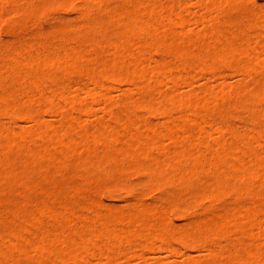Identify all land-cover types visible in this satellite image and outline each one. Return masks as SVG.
<instances>
[{"label":"rangeland","instance_id":"1","mask_svg":"<svg viewBox=\"0 0 264 264\" xmlns=\"http://www.w3.org/2000/svg\"><path fill=\"white\" fill-rule=\"evenodd\" d=\"M6 0H4L3 1V3L0 5V58L1 59H3V60H0V67H1V69H5V70H7V72L6 71H0L1 73L0 74H5L4 76H3V78L5 79H3V80H1V78H2V75H0L1 77H0V81H2V82H0V87L1 88H3V90H1L0 89V97H5L6 96V101L4 100L3 102H2V100H0L1 102H2V105L0 104V109L2 108V106L4 107L3 109H5V110H1V111H3L2 113H1V111H0V123L2 124L3 123V121H4V125L6 126L5 127V130H2L1 132H0V146H3V149H4V147L7 149H5L6 150V152L4 151V153L5 154H3V151L0 149V160H5V162L4 161H1L0 163H2L3 162V164H1L0 165V169H3V168H5V166H3V165H5L6 164V168L7 169H9L8 171V173H10V171L11 172H13L14 174H13V179H12V177L10 178L11 180L9 181L8 180V178L10 177V176H12V174L10 173L9 174V176H7L6 178H4L3 176L0 178V214H1V211H2V216H0V219H2V221L3 222H1V220H0V227H1V225L3 226V228H4V226H7V230L5 229L4 231H7L8 233H5L4 232V234H2V232H3V228L1 227L0 228V253H2L1 254V256H0V258L1 257H3V259L1 258V260H2V262H0V264H16V263H14L13 261H19L17 264H24L25 262L24 261H26V260H28L29 261V263L28 264H32V260H33V264H42L44 261L47 263V264H52V262H53V260L52 259H54V262L53 263H55L56 262V264H57V262H58V254H60L61 252H63V250L64 251H66L65 249H66V247L68 246V245H70V242H71V240L72 239H74V237H76L75 239L77 240V241H79V238H86L85 236L86 235H84L83 236V233H82V231L86 234V228H85V225L84 224H88L87 226H89V224H90V226H92L93 225V227L92 228H94V224H95V227L97 226V228H99L100 227V223L101 224H103V223H106L107 224V226L110 228V230L111 231H113V233L115 232V229L117 230L116 231V233L117 234H122L123 232L125 233V236L127 237L126 239H124V240H128V238L130 239V240H132V241H130L129 240V242H128V244H125V247H124V249L122 250V251H127V253H126V255L127 256H124V258H123V256H120L119 257V255L117 256V257H119L118 258V261L116 260V256L115 257H112L111 258V260H109L108 261V259L109 258H107V257H105L104 255L106 254V248L104 249V247H106L105 245V242H106V239H103L102 237H100V239L101 240H93V241H95V242H92L94 245L95 244H99V246L98 247H100L101 246V248L103 247V249H101L102 251H104V252H102V253H100L99 254V252L97 253L96 252V255L97 256H93L94 258H98L99 257V255H102V258H101V256L99 257V260H95L93 257H91L92 256V254H94L95 255V253H92L91 254V256H90V252L87 254L88 256H87V260L85 259L86 258V256H84V257H82L83 259L82 260H84V262L82 263V261L80 260L79 262V264H207V263H209V264H251V262H249L250 261V259L248 258V253H254V251H256L254 248L256 247V249H257V247L258 248H260V251H262L263 252V250H264V246H263V244H264V230H262L261 228H263L264 227V225H263V223H264V176H263V174H264V169H262L264 166H261V167H257V165H254L255 164V162H254V158H255V154H253L252 155V163L251 162H249L250 160H249V158L246 156V155H242L241 153V150L240 149H238L239 147H241L240 145H241V143L243 144L244 143V145L248 142V140H249V142L250 141H252V142H250L251 144L249 145L250 146V148L251 149H253L254 150V147H256L255 148V150H254V152L257 154V155H259L258 153L260 152V154L261 155H259L261 158H263L264 159V152H262L263 150H264V116L262 115L263 113H264V90H263V88L262 87H264L263 86V83H264V61H263V63H261L262 62V60H264V55L260 52L263 48H261V45L264 47V30H263V28H264V3H261L260 2V0H231V2L229 1V0H212V2H211V0H208V2L210 1L211 3H212V5L210 4V3H208L206 0H202V2L200 1V0H198V1H200V3L199 2H197L196 0H179V2L181 3H178V4H176V0H175V2H174V6L175 7H172V6H170L169 7V5L170 4H172V1L170 0H167V5H166V8H165V10H163V9H161L160 8V6H159V3H163V5H165V2H166V0H156L157 1V4H156V1L155 0H127V2H125V1H123V0H105V2H107V4L104 2V1H102V0H98V1H96V2H94V3H97V5L96 4H94V3H91V5H89V6H87L88 7V12H87V14L85 15V13H86V10H87V8L85 7V10H84V8H81L82 7V5H83V3L82 2H80V0H72L71 2H66L65 0H46V2L45 1H42L41 0V2L39 1V0H13V1H11V0H7V4H6V2H5ZM12 3H11V2ZM27 1V2H26ZM55 1L57 2V3H55ZM61 1V2H60ZM101 1L103 2V3H105V4H101ZM122 1V2H121ZM132 2L133 3V6L131 7L130 6V4L131 3H129V2ZM142 1V2H141ZM153 3H152V2ZM155 1V2H154ZM241 1V2H240ZM14 2V3H13ZM43 2V3H42ZM123 2H124V4L125 3H127V4H125V6L126 5H128V6H126L127 8H125V6L124 5H122L123 4ZM139 2V3H138ZM144 2V3H143ZM146 2H147V4H150V5H154L153 7H154V9H156L155 7H158L157 9H158V11H157V9H156V11H157V13H156V11H153V13H155V14H153V13H150L151 15H149V13L148 12H145L144 13V11H143V14H142V11H140V10H144L143 9V6H141V9L139 8L140 6V4L141 5H145V6H148L147 4H146ZM150 2V3H149ZM184 2V3H183ZM234 2H237V3H234ZM41 3H42V5H41ZM80 3H82V4H80ZM122 3V4H121ZM170 3V4H169ZM213 3H217L216 4V6H215V4H213ZM219 3L220 4H222V5H219ZM227 3H228V6H227ZM232 3V4H231ZM248 3V4H247ZM12 4V5H11ZM16 4V5H15ZM37 6H36V5ZM43 4H45L44 6H43ZM98 4H101L100 5V7L98 6ZM122 6H121V5ZM136 4H137V6H136ZM185 5V7H183V9L185 8V10H182V7L181 6H184ZM191 4V5H190ZM197 4H199V6L197 5ZM236 4V5H235ZM241 4V5H240ZM18 5V6H17ZM26 5L28 6L27 8H26ZM49 5V6H48ZM95 6L96 8H98L97 10H92L93 8H95V7H91V6ZM105 6V10L106 11H104V6ZM116 5V6H115ZM121 6L122 8H119V6ZM157 5V6H156ZM161 5V4H160ZM188 5V6H187ZM218 5V6H217ZM230 5V6H229ZM231 5H233V6H231ZM31 6V7H30ZM98 6V7H97ZM102 6V7H101ZM118 6V7H117ZM139 6V7H138ZM201 6V7H200ZM207 6H208V8H207ZM215 6V7H214ZM41 7V8H40ZM89 7L91 8V9H89ZM131 7V8H130ZM187 7H189V8H187ZM219 7V8H218ZM231 7V8H230ZM101 8H102V10H101ZM122 9L121 11L120 10H118V9ZM125 8V9H124ZM129 8H130V10H129ZM137 11L138 9H139V11H134V9ZM174 8V10H172ZM206 8V9H205ZM214 8V9H213ZM244 10H243V9ZM249 8H250V10H249ZM252 8V9H251ZM35 9V10H34ZM51 9H53V10H51ZM108 9V10H107ZM109 9H111V10H109ZM115 9H116V11H115ZM133 9V10H132ZM154 9H152V10H154ZM166 9H167V11H166ZM211 9V10H210ZM216 9V10H215ZM227 9V10H226ZM9 10V11H8ZM90 10H92V11H90ZM117 10H118V12L120 13V14H124V15H126L127 13H125L126 11H131L132 10V12H133V17L136 15V13L139 15H137L136 16V19L137 20H142V19H150L151 20V27L150 28H148V29H150L149 30V34L147 33L148 32V30L146 29V30H143V31H141V32H143V33H140V35L142 34L143 36H145L146 34H148L149 35V37L151 38V37H153V38H151V39H155L156 40V42L154 43V41H150V38H147V36H145L146 37V42H147V44H151L152 42H153V44L154 45H151V46H149V45H144V43L146 44V42L144 41H142V40H144V38H143V36H142V38H141V36L139 35V32H137V34L140 36H138V35H136L135 36V38L136 39H132V44H131V42H129L130 44H128V45H130V47H127L128 45H125L124 46V48L123 47H121V44L119 43V45H120V47H117V48H114V46L116 45V46H119L118 45V37L117 36H119L118 34H120L121 35V33H119V32H121V30H125V28L127 27V25H128V15L129 14H127L126 16H127V18H125L124 17V15H123V17L122 16H120V14L118 15V14H115V13H117ZM123 10H126V11H124L123 13H122V11ZM170 10H172V12H170ZM208 10H210V11H208ZM221 12H220V11ZM242 10V11H241ZM247 10H249V11H247ZM6 11V12H5ZM32 11V12H31ZM81 11V12H80ZM103 11V12H102ZM128 11V12H129ZM167 13H166V12ZM178 11H181V12H179L181 15L179 16H177V17H180V18H176L175 19V24L174 25H176V26H173V23H174V19H173V21H172V18H174V16H173V13L174 12H178ZM185 11H186V13H185ZM215 11H217V12H215ZM244 11H246V12H244ZM252 11V13L253 14H255L254 12H256V13H258V15L257 14H255V15H252V13H250ZM254 11V12H253ZM31 12V13H30ZM40 12V13H39ZM215 12V13H214ZM225 12V13H224ZM227 12V13H226ZM6 13H8V14H6ZM20 13V14H19ZM23 13V14H22ZM26 13V14H25ZM37 13V14H36ZM83 13H84V16H86V19H87V17L88 18H91L92 17V19H90V21L88 22L89 24V26H91V25H93V27H90L91 29L89 30V31H91L92 29H94L92 32H88V31H86L87 29H88V27H86L87 25H86V19H85V17L83 16ZM91 13V14H90ZM109 13H114V16L116 15V17H114L115 19H111V18H109L110 16V14ZM131 13V12H130ZM148 13V14H147ZM166 14V15H164V14ZM224 13V15H222ZM244 13H246V14H244ZM13 14V15H12ZM32 14V15H31ZM91 16H89V15ZM159 14V15H158ZM171 15L170 17L168 16V15ZM183 14V15H182ZM187 14H189V16L187 15ZM243 14V15H242ZM260 14V15H259ZM88 15V16H87ZM104 15V16H103ZM112 16L111 17H113V14H111ZM150 17H149V16ZM154 15H157L156 17H158V16H160V15H162V16H160V17H162V18H164L165 16V18H164V20L162 19V18H160V17H158L157 19V22L154 20ZM176 15V14H175ZM184 15H186L185 16V20H183L184 22H185V24H183V23H179V20L181 21L182 19H181V17H183ZM209 15V16H208ZM229 15V16H228ZM246 15H247V17L248 16H250V21H252V20H254L255 18V16H256V18L258 19H255V21H252L251 23H250V21H249V19L246 17ZM44 16V17H43ZM118 16H120L119 18H118ZM152 16V17H151ZM188 16V17H187ZM253 16V17H252ZM259 16V17H258ZM263 16V17H262ZM94 17V18H93ZM108 17V18H107ZM141 17V18H140ZM146 17V18H145ZM203 17V19H201ZM212 17H215V19L213 20V18ZM234 17V18H233ZM252 17V18H251ZM262 17V18H261ZM123 18H124V21H122L121 22V20H123ZM169 18V19H168ZM184 18V17H183ZM209 18L211 19L210 20V22L208 21L209 20ZM228 18H230V20H227ZM245 18H246V20H245ZM65 19V20H64ZM99 19V20H98ZM104 19V20H103ZM206 19H208V20H206ZM231 19H233V20H235V22L234 23H237V24H234L233 23V21H231ZM260 19V20H259ZM89 20V19H88ZM87 20V21H88ZM95 20L97 21H99L100 23H101V25L100 24H98V22L96 23L95 22ZM101 20V21H100ZM103 20V21H102ZM126 20V21H125ZM153 20H154V22H153ZM160 20V21H159ZM167 20H169V21H167ZM170 20L173 22L172 24H171V22H170ZM190 20V21H189ZM215 21V22H213V21ZM257 20V21H256ZM261 20H263V22L261 21ZM26 21V22H25ZM34 21V22H33ZM80 21V22H79ZM94 21V22H93ZM104 21H105V23H104ZM159 21V22H158ZM259 21V22H258ZM260 21H261V23H260ZM13 22V23H12ZM28 22V23H27ZM93 22V23H92ZM107 22V23H106ZM125 22V23H124ZM153 22V23H152ZM156 22V23H155ZM163 22V26H165V27H163V28H161V23ZM165 22V23H164ZM167 22V23H166ZM168 22H170V24L172 25H168ZM182 22V21H181ZM190 22V23H189ZM211 24H209V23ZM231 22V23H230ZM254 22H255V24L257 25H255V26H253V25H250V24H254ZM16 23V24H15ZM84 23H85V25H84ZM95 23V24H94ZM110 23V24H109ZM116 23V24H115ZM119 23V24H118ZM160 23V25H158V27H159V29H158V27L156 26L157 24H159ZM259 23V24H258ZM263 23V24H262ZM61 24V25H60ZM83 26H82V25ZM100 25L99 27H98V25ZM122 24H127L126 25V27H125V25L123 26ZM213 24H214V27H213ZM232 24H234V25H236V27H234V25H232ZM249 24V25H248ZM79 25V26H78ZM81 25V26H80ZM107 25H108V29H106L107 28ZM120 25H122V26H120ZM180 27H179V26ZM217 25V26H216ZM245 25V26H244ZM258 25L260 26L259 27V29H258ZM40 26V27H39ZM62 28H61V27ZM64 26V27H63ZM96 26V27H95ZM101 26H102V28H101ZM104 26V27H103ZM111 26H112V28H111ZM115 26V27H114ZM152 26L154 27H156L154 30L156 31V33H154V30L152 29V31H153V33L151 34V35H154V36H150V33H151V28H152ZM167 26H168V28H167ZM208 26V27H207ZM251 26L252 27H254L252 30H251ZM52 27V28H51ZM81 27H84V30H81V29H83V28H81ZM109 27H110V29H109ZM122 28L120 31H119V28ZM125 27V28H124ZM170 27V28H169ZM211 27V28H210ZM215 28L214 30L216 31H214L213 32V28ZM244 27V28H243ZM256 27H257V29H256ZM54 28V29H53ZM60 28V29H59ZM65 28H66V31H65ZM100 28H101V30H100ZM104 28L106 29V30H104ZM124 28V29H123ZM165 28H166V30H165ZM174 28H176L175 29V31L173 32V30H174ZM202 28H204L203 30H202ZM212 29V32H211V30L210 29ZM228 28V29H227ZM230 28H232V29H230ZM235 28H236V30H235ZM245 28H246V30H245ZM13 29V30H12ZM81 30V31H80ZM97 30H98V32H101V33H95V32H97ZM103 30V31H102ZM157 30L159 31V32H157ZM165 30V31H164ZM168 30H172L170 33H172L173 34V36H171L172 34H170L169 32H168ZM221 30L222 31H225V32H223V35L222 34H220V32H221ZM248 30H250V31H252V32H250V31H248ZM67 31H69L68 33H67ZM83 31V34H84V32L86 31L87 33H90V37L88 36V34L86 33V35L87 36H81V33L80 32H82ZM108 31V32H107ZM115 31V32H114ZM123 31H122V33H123ZM145 31H147L146 32V34H144L145 33ZM161 31V32H160ZM193 31V32H192ZM195 31H196V33H195ZM203 31H205V32H207V33H203ZM59 32V33H58ZM63 32H64V34H63ZM72 33V34H69V33ZM115 34H114V33ZM200 32V33H199ZM245 32H248V33H245ZM261 32V33H260ZM17 33V34H16ZM65 33H67L68 35H67V37H66V35H65ZM77 33H79V35L77 34ZM92 33V34H91ZM93 33H95V34H93ZM107 33V34H106ZM110 33H112V34H110ZM162 34V36H160V37H162V39H165V38H167V42L169 43V46H171L170 44H171V42H172V46H173V48H174V50H171V48H172V46L171 47H168V45L166 46V44H168V43H166V41H165V45H162V44H164V43H161V48H160V40H159V34ZM214 33H217V35H215ZM236 33V34H235ZM259 33V34H258ZM16 34V35H15ZM44 34H47V35H49V36H47V35H44ZM52 34V35H51ZM98 34V35H97ZM101 34V35H100ZM156 34V35H155ZM167 34H169V36H171V37H168V35ZM177 34V35H176ZM198 34H199V37H198ZM206 34V35H205ZM232 34V35H231ZM237 34H239V35H237ZM249 34V35H248ZM70 35V37H68ZM91 35H93V37H91ZM98 36V42L97 43H99V44H95L94 42H95V40H97V36ZM107 37H105V36ZM112 37H111V36ZM176 35V36H175ZM219 35V36H218ZM252 35H253V37H252ZM256 35V36H255ZM42 36V37H41ZM96 36V37H95ZM100 36H101V38H100ZM104 36V37H103ZM158 36V37H157ZM165 36V37H164ZM188 36V37H187ZM193 36V37H192ZM218 36V37H217ZM221 36V37H220ZM232 36H234V38L232 37ZM242 36V37H241ZM245 36V37H244ZM250 38V41H248V43H247V45H246V38L249 40V38ZM41 37V38H40ZM79 39H78V38ZM84 38V37H87L88 38V40L90 41L92 38H94V41H93V39L90 41V43L89 44H87L86 42H89L88 40H86V38L85 39H82V38ZM114 37H115V39H114ZM188 38V40H189V42H188V45H187V39L186 38ZM197 37H198V40H199V38H201V40L203 41V45H200V44H202L201 42V40H199V41H197ZM63 38V39H62ZM103 38H104V40H103ZM112 38L114 39V40H116L117 39V43L116 42H114L113 43V41L114 40H112ZM139 38L141 39V41H138L139 40ZM170 38H172L171 40H170ZM174 38H175V40H174ZM179 38V39H178ZM185 40L186 41V43H185V41L183 42V40ZM207 38V39H206ZM217 40V42H216V40ZM244 38V39H243ZM253 38V39H252ZM261 38V39H260ZM44 39V40H43ZM109 39V40H108ZM226 39H228L227 41H229L230 42V40L232 41V42H234V43H236V44H241L242 45V47H241V49L242 48H244L243 49V51H241V52H239V54L238 55H231V56H228V58L229 59H232V60H229L228 58H226V61H224V63H219L220 64V66H219V64L216 62V64H214V66H212V68L213 69H215V68H218V69H215V70H213L212 68L210 69V71H209V68L206 70V69H200L201 67H200V65H199V63H198V61H199V59L202 57V59L201 60H204V57H205V52L207 51V50H209V48H210V50H212L211 48H213V47H211L210 45L213 43H215L213 46L214 47H221V46H223L224 44L226 45L227 43L225 42V40ZM238 39V40H237ZM259 39V40H258ZM54 40V41H53ZM67 40V41H66ZM81 40H85L86 42H82ZM100 40V41H99ZM101 40H102V43H101ZM107 40H108V42H107ZM135 40V41H134ZM150 41V43H149V41ZM166 40V39H165ZM193 40H195V41H193ZM257 40V41H256ZM79 41H81V42H79ZM109 41H111V42H109ZM162 41V40H161ZM171 41V42H170ZM179 41V42H178ZM183 42V45H182V42ZM208 41L210 42V45L209 44H207L208 43ZM212 41H214V42H212ZM223 43L224 42V44H222L221 42ZM238 41V42H237ZM241 41V42H240ZM243 41L245 42V43H243ZM103 42H107V43H111V44H107V43H105V44H103ZM136 42V43H135ZM141 42H143V43H141ZM159 42V43H158ZM163 42H164V40H163ZM192 42H194V43H192ZM197 42H199V43H197ZM251 42V43H250ZM261 42V43H260ZM79 43H80V45H81V47H80V45H79ZM84 43H85V46H84ZM91 43H92V45H91ZM112 43H113V45H112ZM116 43V44H115ZM185 43V44H184ZM197 43V44H196ZM217 43V44H216ZM243 43V44H242ZM256 43H259L258 45L256 44ZM47 44H49L50 46H52V47H49V45H47ZM89 45V46H87V45ZM115 44V45H114ZM138 44V45H137ZM157 44V45H156ZM176 44H177V47H176ZM221 44V45H220ZM254 44V45H253ZM29 47H28V46ZM41 45V46H40ZM44 47H43V46ZM45 45H47L46 46V48L48 47V49H46L45 48ZM83 45V46H82ZM93 45L95 46V47H93ZM96 45H97V50H96V52L95 53H93L92 54V52L91 51H95V49H96ZM104 45H108L109 47H107V46H104ZM112 47H111V46ZM184 45L185 46H187V47H184ZM189 45L191 46L190 48H189ZM193 45H195L194 47H193ZM209 45V46H208ZM246 45V47H244V46ZM23 46V47H22ZM25 46L27 47V49L25 48ZM31 46V47H30ZM33 46V47H32ZM36 46V47H35ZM40 46V47H39ZM55 46H56V48H55ZM60 46V47H59ZM62 46V47H61ZM79 46V47H78ZM98 46H100V47H102V50L98 47ZM103 46H104V49H103ZM143 46V47H142ZM149 46V47H148ZM182 46H183V48H182ZM197 46H199V47H197ZM201 46V47H200ZM206 46H207V49H205L206 48ZM34 47H35V50H34ZM67 48L66 50L67 51H65V53H69V51L71 52V50H72V48H73V50H74V48H75V50H76V48H78L77 49V52H81V54H83L85 51H86V49H88V51H90V53L88 54V53H86V52H88V51H86L84 54L87 56V57H85V58H89L88 60L87 59H84L85 61L87 60L88 61V64L85 66V61H83L82 62V60L83 59H79L78 61H77V68L76 67H74V68H71V67H67V66H65L64 65V67H63V65H62V67H61V65L59 66V65H47V70H45V67H43V66H45L44 64H40V66H42L41 68H39L40 66L38 65V64H32V65H28L30 68H26L25 69V67H26V64H25V62L27 61V58L29 57H31V56H36V57H38V56H40L41 55V57H39V58H43V56L45 55V56H47V55H49V54H59V56H60V54H61V56H64L63 55V50L65 49V48ZM84 47V48H83ZM92 47V48H91ZM151 47V48H150ZM167 47V48H166ZM203 47H205V48H203ZM209 47V48H208ZM216 47V48H217ZM255 47L257 48L256 50H257V55H256V51H255ZM261 49H260V48ZM23 48H25L26 50H30V52H27L26 50H23ZM30 48V49H29ZM32 48V49H31ZM39 48V49H38ZM57 48L59 49V50H57ZM62 48H64V49H62ZM81 48H83V49H81ZM91 48V50H89ZM99 48V49H98ZM134 48V49H133ZM135 48H138V51H139V53H138V55H137V49H135ZM155 48V49H154ZM172 48V49H173ZM184 48H187V49H184ZM197 48V49H196ZM20 49V50H19ZM36 49L40 52V50H41V52L42 51H44L43 53H39V52H37L36 51ZM46 49V50H45ZM54 51V49H55V52H53L52 50ZM69 49H71V50H69ZM81 49V50H80ZM85 49V50H84ZM93 49V50H92ZM107 49V50H106ZM113 50V52H110V50ZM117 49V50H116ZM130 49V50H129ZM133 49V50H132ZM143 49V50H142ZM146 49V50H145ZM162 49V50H161ZM166 49H168V51H169V49L173 52V51H176L177 49H179V50H177L176 52H174L176 55H174V54H171L172 52L170 51V52H167V50ZM188 49H189V51H188ZM202 49V50H201ZM259 49H260V51H259ZM16 50V51H15ZM21 51V53H20V55L21 56H19L18 54H19V51ZM72 50V51H73ZM79 50V51H78ZM98 50H101V54L102 53H104V54H98V52L100 53V51H98ZM115 50H116V52H115ZM148 50V51H147ZM155 50V51H154ZM159 50V51H158ZM164 50V51H163ZM184 50H186V53H185V51ZM201 50V51H200ZM16 53H15V52ZM23 51H24V53H23ZM26 51V52H25ZM35 51H36V53H35ZM50 51V52H49ZM84 51V52H83ZM118 51H119V53H118ZM126 51V52H125ZM132 51V53H130ZM143 51H144V53H143ZM156 51H158V52H156ZM178 51H180V52H178ZM181 51H183V52H181ZM46 52H47V55H46ZM53 52V53H52ZM57 52V53H56ZM125 52V53H124ZM153 52V53H152ZM156 52V53H155ZM194 53V57H199V59H197V57L196 58H194L193 57V53ZM247 53L248 55H249V58H246V57H248V56H246V55H242L243 53ZM9 53V54H8ZM18 53V54H17ZM49 53V54H48ZM112 55H110V54ZM121 53V54H120ZM146 53V54H145ZM178 53H180V54H178ZM254 53V54H253ZM22 54H24V57L22 58ZM28 54V55H27ZM36 54V55H35ZM44 54V55H43ZM80 54V55H81ZM92 56H91V55ZM94 54H98V55H95V58L93 57L94 56ZM136 54V55H135ZM149 54V55H148ZM166 54V55H165ZM185 54H186V57H185ZM261 54L263 55V56H261ZM9 55V56H8ZM105 55V56H104ZM125 55H127V56H125ZM143 55V56H142ZM165 55V56H164ZM178 55V56H177ZM181 55H183V56H181ZM189 55V56H188ZM196 55V56H195ZM202 55V56H201ZM251 55H255L256 56V60L258 59V57L260 56L261 58V62H260V60H258L259 62H257L255 59H253L252 60V58H255V56H251ZM25 56H26V58H25ZM44 56V57H45ZM60 56V57H61ZM96 56H98L97 58H96ZM100 56H102V57H100ZM140 56V57H139ZM165 58H164V57ZM175 56V57H174ZM191 56V57H190ZM204 56V57H203ZM235 58H234V57ZM12 57V58H11ZM14 57H16V58H19L21 61H19L18 62V60L19 59H17L16 60V62H17V66H16V62L14 61V63H13V60L12 59H14L15 60V58ZM93 57V59H94V61H91L90 62V58H92ZM106 57V58H105ZM113 57H115V58H113ZM151 57H152V59H151ZM188 57H189V60H188ZM22 58V59H21ZM100 58H102L103 60V62L100 60ZM130 58H132V59H130ZM135 58V59H134ZM138 58H140L139 60H137ZM146 58V59H145ZM173 58H175V59H173ZM180 58V59H179ZM186 58V59H185ZM251 58V59H250ZM26 60V61H23V60ZM95 59L97 60V62L95 61ZM105 59V60H104ZM117 59V60H116ZM134 59V60H133ZM144 59L146 60V64L144 65ZM235 61H234V60ZM236 59L237 60H241L239 63H237V64H234V62H236ZM109 60H110V62H109ZM132 60H133V62H132ZM200 60V61H201ZM245 60V61H244ZM250 60H252V61H250ZM87 61H86V63H87ZM109 62L108 64H109V66L111 65L110 63H112L113 65L114 64H116V65H118V68L116 67V68H114L115 70H113V65H111L112 67V69L110 68L109 69V66L106 64L107 62ZM114 63H113V62ZM116 61V62H115ZM125 61V62H124ZM140 61V62H139ZM144 61V62H143ZM155 61H156V63L157 64H155ZM168 63H167V62ZM179 61H180V63H179ZM185 61V62H184ZM192 61V62H191ZM194 61V62H193ZM197 63H196V62ZM229 61H232L230 64H228L227 62H229ZM244 61V64L245 65H243V62ZM253 61H256V62H254V63H256V64H254L253 63ZM6 64H5V63ZM78 62H80V63H78ZM93 62L96 64V65H93ZM100 62H102V63H100ZM119 62V63H118ZM130 62H132V63H130ZM167 63L168 65H169V67L167 68V64H166V66H164V67H166L165 69L168 71V72H164L165 73V76H164V74H163V69L164 68H162L163 67V64H165V63ZM184 62V63H183ZM187 62H190L189 64L187 63ZM1 63L3 64H5V65H2L1 66ZM90 63L93 65V67L95 68V69H93V67H91L92 68V70H91V68H89L90 67ZM121 63V64H120ZM142 63H143V65H142ZM192 63V64H191ZM196 63V64H195ZM227 63V64H226ZM249 63V64H248ZM251 63V64H250ZM252 63H253V65H255V66H253L252 65ZM15 64V65H14ZM18 64H20V65H24L25 64V66H20V65H18ZM101 64H105L106 66H104L105 68H103V69H105V70H103L102 69V71H101V68H102V66L103 65H101ZM124 64H127V65H124ZM181 64H182V66H183V64L185 65L184 67H180L179 68V66H181ZM195 64V65H194ZM223 64V65H222ZM226 64V65H225ZM231 64H233V65H231ZM239 64V65H238ZM257 64H258V66H257ZM37 65L39 66L38 68H37ZM131 65V66H130ZM152 65H154V66H152ZM188 65H190V67H191V65H192V67L190 68ZM222 65V66H221ZM225 65V66H224ZM231 65V66H230ZM253 67H252V66ZM262 65V66H261ZM27 66V67H28ZM49 66V67H48ZM81 66V67H80ZM87 67L88 69H90L88 72L87 71H85V70H87V68L85 69V67ZM89 66V67H88ZM119 66H120V68H119ZM127 66V67H126ZM128 66L130 67V68H128ZM153 68H152V67ZM158 66L161 68V70L158 68ZM195 66V67H194ZM244 66H245V71L243 70L244 69ZM260 66V67H259ZM2 67H5V68H2ZM8 67V68H7ZM17 67V68H16ZM22 68V69H18V68ZM34 67V68H33ZM36 67V68H35ZM83 67V68H82ZM123 67V68H122ZM126 67V68H125ZM171 67H175L174 68V71H173V68H171ZM199 67V69H197ZM248 67V68H247ZM249 67L250 68H252V69H250V70H252V71H248L247 72V70L249 69ZM263 67V68H262ZM10 68V69H9ZM44 68V69H43ZM64 68V69H63ZM68 68H70L71 70V72H69V71H66V69L67 70H69ZM76 68V69H75ZM80 68V71H76L75 72V70H78ZM107 68L112 72V73H114L113 71H115V72H117L116 74H119L117 77H116V79H110V78H106L107 77V75L108 74H110L109 72V70L107 71ZM133 68V69H132ZM135 68V69H134ZM156 68H158L157 69V71L155 72V69ZM170 68H171V71H170ZM187 68V69H186ZM192 68H195V69H192ZM239 68V69H238ZM241 68H242V70H241ZM31 69V70H30ZM37 69V70H36ZM40 69H41V72H39L40 71ZM51 69V70H50ZM82 69H84V70H82ZM122 69L124 70V71H122ZM129 69V70H128ZM131 69V70H130ZM137 69V70H136ZM153 69V70H152ZM164 69V70H165ZM185 69V70H184ZM197 69V71H196V73H195V70ZM254 69V70H253ZM257 69V70H256ZM262 69V70H261ZM21 72H20V71ZM25 70V71H24ZM27 70H29V72L27 73ZM74 70V71H73ZM98 70V71H97ZM133 70V71H132ZM135 70V71H134ZM159 70V71H158ZM165 70V71H166ZM190 72H189V71ZM202 70H204V72L202 71ZM211 70H213V71H211ZM240 70H241V74H240ZM10 71V72H9ZM24 71V72H23ZM42 71L44 72V73H48V74H50L51 76L50 77H52V75H53V77L55 76V78L57 79V81H55L56 79H53L54 80V83L55 82H57L58 84H60V85H62V87H64V86H66V85H69V86H66L65 88H62V87H58L59 85L58 84H56L55 83V85H54V83L52 82L53 80L48 76V78H50L49 80H47V82H45V81H43V82H41V84H40V79L41 80H46V78H47V74L45 75H42ZM47 71V72H46ZM83 71V72H82ZM121 71H122V74H123V76H122V74H121ZM132 73H131V72ZM160 71L162 72L161 74H160ZM206 71V72H205ZM244 71V72H243ZM256 71H258V72H255ZM67 72H69L68 74H67ZM76 74H75V73ZM85 72V73H84ZM99 72H100V74L104 77H102L100 74H99ZM107 72H108V74H107ZM124 72V73H123ZM127 72H128V74H127ZM129 72H130V74H129ZM135 72H137V74L135 73ZM202 72V73H201ZM7 73V74H6ZM8 73H10L9 75H8ZM11 73H12V75H11ZM15 73V74H14ZM29 73H30V75H29ZM96 73V74H95ZM104 73V74H103ZM159 73V74H158ZM173 73H175V75L173 74ZM191 73V74H190ZM201 73V74H200ZM246 73V74H245ZM255 73V74H254ZM84 74V75H83ZM90 74V75H89ZM115 74V73H114ZM124 74H125V77H124ZM131 74H133V76L131 75ZM136 76H135V75ZM138 74H139V76H138ZM172 74V75H171ZM178 74V75H177ZM200 74V75H199ZM18 75V76H17ZM93 75H95V78H94V76ZM99 75H100V77L101 78H99V81H98V77H99ZM129 75H130V77L132 76L133 78H136L135 79V81L133 82L132 81V79H130V77H129ZM157 75H159L158 76V79L159 80H156V78H157ZM162 77H161V76ZM166 75H167V79H166ZM179 75H181V77H179ZM5 76H7V77H5ZM30 76V77H29ZM38 76H40V77H38ZM44 76L46 77V78H44ZM64 76V77H63ZM98 76V77H97ZM122 76V77H121ZM126 76H127V79H130L132 82H130V84H128L127 82H129L128 80H125L126 79ZM172 76H174L173 78H172ZM178 76V77H177ZM218 78H217V77ZM219 76H221V77H219ZM256 76H257V78H256ZM10 77V78H9ZM37 77H38V79H37ZM65 77H66V79H65ZM120 77L123 79V77H124V80H122V79H120ZM160 77L161 78H163V79H161L160 80ZM215 77V78H214ZM252 77V78H251ZM14 78V79H13ZM17 78H19V81L18 82H16V79ZM44 78V79H43ZM87 78V79H86ZM97 78V79H96ZM169 78V79H168ZM174 79V81H176V78H177V81L175 82V83H177V86H175L176 84L174 83V84H172V82L170 81V80H172V79ZM179 78V79H178ZM180 78H182V82L180 81ZM21 79H23V80H21ZM89 79H91V81L89 80ZM92 79L93 80H97L98 82H100L101 84H100V86H98L97 84H94L93 83V81H92ZM105 79V80H104ZM108 79V80H107ZM206 79H207V81H206ZM220 79H221V81H220ZM224 79V80H223ZM255 79H257V80H255ZM11 80V81H10ZM13 80H14V82H13ZM36 80H37V82H36ZM70 80V81H69ZM103 80V81H102ZM121 80V81H120ZM134 80V79H133ZM7 81V84L9 83V84H11V86L8 84H6L5 82ZM34 81V82H33ZM73 81H75V82H73ZM158 81H160V83L158 82ZM163 81V82H162ZM223 83V81L225 82V83H223L222 85H220L221 83ZM251 81H253L254 82V84H253V82H251ZM256 81V82H255ZM262 82V84H260L261 82ZM16 82V83H15ZM24 82V83H23ZM45 82V83H44ZM135 82H137L136 84H135ZM159 83L158 85L156 84V83ZM5 83V84H4ZM47 83V84H46ZM66 83V84H65ZM78 83V84H77ZM82 83V84H81ZM96 83V82H95ZM126 83V84H125ZM132 83V84H131ZM243 83V84H242ZM252 83V84H251ZM15 85V87H14V85ZM26 84H28V85H26ZM47 86H46V85ZM88 84V85H87ZM93 84H94V86H93ZM141 85L142 84V86H140L141 88H142V92H141V88H139V86L138 85ZM218 84V85H217ZM237 84L239 85V90L236 88L235 89V87L237 86ZM3 85V86H2ZM71 85V86H70ZM134 85V86H133ZM135 85H136V87H135ZM143 85H147L146 87H145V89L143 88L144 86ZM193 86V88H191L192 86ZM224 85H225V88H224ZM241 85V86H240ZM244 85V86H243ZM9 86V87H8ZM22 86H23V88H22ZM26 86V87H25ZM42 86V87H41ZM44 86V87H43ZM46 86V87H45ZM78 87V88H76L78 91H79V95L77 94V95H75V97L76 98H78V99H80V102H81V104H82V108H83V110L82 109H80V111H81V113L79 112V109L78 108H76V107H79L80 105V102L78 103L77 102V100H75V103H76V105H74V104H71V106L72 105H74V107L73 108H75L73 111H72V113H71V107H70V109H69V111L67 110L68 108L67 107H69L70 105H69V101L68 100H66V101H68L66 104H65V102H64V98L66 99L67 97H69L70 95H71V93H72V91H73V89H74V91H75V93H78L77 92V90H75V87ZM82 86H83V89H81L82 88ZM96 86V87H95ZM137 86H138V88H137ZM174 86V87H173ZM190 86V87H189ZM208 86V87H207ZM235 86V87H234ZM252 86V87H251ZM9 89H8V88ZM10 87L12 88L11 90H10ZM24 87L28 90V88H29V90L28 91H30V92H27V94H26V90L24 89ZM90 87V89L89 90H92V92H93V94H94V88H96L95 89V92H97V89H100L101 88V93L103 94L101 97L100 96H98V94L96 93V95H95V98L93 97V94H88V93H86V94H84L85 92H86V88H89ZM98 87V88H97ZM104 88V90H103V88ZM133 87H134V90H133ZM210 87H211V89H210ZM249 87V88H248ZM5 88H7V90L5 89ZM14 88H16V89H14ZM32 88V89H31ZM35 88V89H34ZM41 88H42V90H44V91H42L41 90ZM49 88H51V89H53L54 90V92H55V94L57 93L58 94V96H54V92L51 90V89H49ZM60 88V89H59ZM68 89V91H70L71 93H67L68 91H66L67 89ZM80 88V89H79ZM131 88V89H130ZM206 88H207V90H206ZM217 88H219V91L217 92ZM243 88L248 92V94H249V92L250 91H254V93H252V92H250V93H252L251 95L249 94H245L244 93V91H243ZM262 88V89H261ZM4 89H5V91H4ZM20 89H21V91H20ZM64 89V90H63ZM128 89H130V92H132L133 91V94H130V92H129V90ZM139 89V90H138ZM173 89V90H172ZM210 89V90H209ZM213 89H214V91H213ZM221 89H222V93L220 94V92H221ZM231 89V90H230ZM252 89V90H251ZM9 90V91H8ZM16 90H19L20 92H19V95H18V93L17 94H15V91ZM66 91V92H64V98L61 100V96L60 95H62L63 94V91ZM80 90H81V92H80ZM88 90V91H89ZM145 90V91H144ZM234 90H236V92L237 91H239L238 93H240L241 92V94L239 95L240 96V98H247V99H244V101H243V103H242V99L241 100H238V95L237 94H235L236 92L234 91ZM259 91V92H256V91ZM11 91L13 92V96L15 95V98L12 96V98H13V100H11V98H10V100L9 101H11V102H9V101H7L8 99H9V94H11L12 95V93H11ZM37 91V92H36ZM40 91H42V93L40 92ZM50 91V92H49ZM57 91V92H56ZM83 91H84V93H83ZM99 91V94L101 95V93H100V90H98ZM203 91V92H202ZM205 91V92H204ZM234 91V92H233ZM3 92V93H2ZM10 92V93H9ZM23 92V95L21 96V93ZM135 92H136V94H135ZM144 92H146V94L144 93ZM148 92V93H147ZM165 92H166V95H170V96H173V98L171 99V100H173L172 102H171V100H170V102L171 103H175L174 104V106H173V104H169V102H164V98H165V96H164V94H165ZM170 92V93H169ZM213 95V94H215V92L217 93V96L218 95H222L221 96V98H223V100L222 99H219V100H216V101H214L215 102V104H213V97H214V95L212 96V102H210L209 101V99L211 98L210 96V93ZM246 92V93H247ZM7 93V94H6ZM25 93V94H24ZM30 93V94H29ZM36 95H35V94ZM40 95H39V94ZM46 93V94H45ZM51 93V94H50ZM75 93H72V96H73V94H75ZM127 93V94H126ZM190 93H192V95H190ZM203 93V94H202ZM209 93V94H208ZM243 93V94H242ZM258 93V94H257ZM262 93H263V95H262ZM6 94V95H5ZM56 94V95H57ZM66 94H68V95H66ZM190 96H189V95ZM193 94H196V96L195 95H193ZM245 94V95H244ZM256 96H254V95ZM261 94V95H260ZM1 95H4V96H1ZM8 95V96H7ZM43 95V96H42ZM92 95V96H91ZM186 95V97H188V99H186V101L184 102L185 104L184 105H182L183 103V100H184V96ZM203 95L206 97V98H204L203 97ZM210 95V96H209ZM229 95V96H228ZM20 96H21V99H20ZM25 96H27V97H25ZM31 96V97H30ZM41 98H43V97H47V99H45V100H43V99H41V100H39L38 101V99H40L39 97ZM49 96L51 97L52 96V99H54V100H52V103H49L47 100L49 99ZM54 96V97H53ZM72 96H70V97H72ZM79 96H80V98H79ZM193 96V99L191 98ZM216 96V95H215ZM242 96V97H241ZM252 96H254V98L252 99ZM32 97L34 98V100L32 99ZM74 96L72 97L73 99L75 98ZM97 97V98H96ZM128 99H127V98ZM142 97V98H141ZM151 97H153V98H151ZM177 97V98H176ZM199 97L200 98H203V99H205V100H207V98H208V100H207V102H205L203 99V101L205 102L204 103V108H203V104L201 105V103H202V100H200L199 99ZM219 97V96H218ZM29 98H30V100H29ZM126 98V99H125ZM130 98V99H129ZM149 98V99H148ZM180 98V99H179ZM191 100H190V99ZM216 98V97H215ZM214 98V99H215ZM220 98V97H219ZM233 100H232V99ZM239 98V99H240ZM248 98L251 100V102H250V100H248ZM259 99V100H257V99ZM70 99V98H69ZM123 101L122 102V104H121V100ZM136 99H138V102L136 101ZM142 99V100H141ZM217 99V98H216ZM231 99V100H230ZM238 100L237 102L239 103V101L241 102V104H239L240 106H243V104H244V106L242 107V108H240V106L238 105V106H236L238 103L236 102V100ZM263 101H262V100ZM15 100H17V101H15ZM18 100H20L19 102V104L20 105H26V106H24V107H27V109L28 110H30V111H32V112H34V113H38L39 111H41V108H42V111L40 112V118H41V121L43 122V123H45V124H49L50 123V127L51 126H53V127H51V128H46L45 129V131L42 133V134H39V132H37L36 131V126L34 125V124H32V123H30V122H28V120H26L24 117H22V116H18L17 114H18V109L16 110V108H18L19 107V105H17V103H18ZM55 100H56V102H58L57 104H56V102H55ZM59 100V101H58ZM134 100V101H133ZM148 101L149 102V104H147V103H145L144 101ZM157 100V101H156ZM177 101V103H176V101ZM181 100V101H180ZM188 100H190V101H194V102H188ZM198 100H200L199 101V103H198ZM222 100V101H221ZM225 100V101H224ZM248 100V101H247ZM255 100V101H254ZM261 100V101H260ZM14 101H15V103H14ZM26 101V102H25ZM29 101H31V102H29ZM124 101L126 102V103H124ZM146 101V102H147ZM217 101H219L218 103H220V104H218L217 103ZM245 101H247V103L245 102ZM253 101V102H252ZM0 102V103H1ZM54 102H55V104L57 105H55L54 104ZM72 102V100H70V103ZM84 102V103H83ZM135 102V103H134ZM144 103L145 104V107H143V105H142V103ZM157 102V103H156ZM160 102V103H159ZM166 103V104H168V106H167V109L169 108L170 109V111H169V109L168 110H166V113H164V112H157V111H155V112H157V113H155L153 110L150 112V111H148V109H147V111H146V107L148 106V105H150L151 103H153V104H151L152 106L153 105H155L156 104V106H155V108L158 106H161V105H163L164 103ZM230 102V103H229ZM235 102V103H234ZM248 102H250L251 103V105L248 103ZM5 103H8V107L6 106V104ZM9 103H11V104H9ZM29 105H28V104ZM73 103V102H72ZM88 104V105H85L86 106V108H88L89 109V104H91V107H90V109L89 110H91L90 112H89V110L87 111L86 109H84L85 108V106H84V104ZM125 104V106H124V104ZM179 103H180V105H179ZM182 103V104H181ZM218 105H217V104ZM222 103V104H221ZM237 103V104H236ZM253 103V104H252ZM4 104V105H3ZM16 104V105H15ZM135 104V105H134ZM197 104H199V105H197ZM206 104H208V105H206ZM212 104V105H211ZM248 104V105H247ZM254 104H256V105H254ZM12 105H14L13 107H11L12 109H10V106H12ZM45 106V108H44V106ZM60 105V106H59ZM171 105H172V107H171ZM175 105H177V106H175ZM197 105V106H196ZM201 105V106H200ZM224 105V106H223ZM249 105H250V107H249ZM33 108V110L32 109H30L31 107ZM48 106H50V107H48ZM61 108V110H59L58 108L59 107ZM62 106H64L65 107V110H63L64 109V107H62ZM133 106H135V107H133ZM141 106H142V109H141ZM236 106V107H235ZM5 107H7V109L5 108ZM30 107V108H29ZM55 107H57V108H55ZM171 107V108H170ZM175 107V108H174ZM179 107H181V109L179 108ZM244 107H246V108H248L247 110H245V108ZM253 107V108H252ZM38 108V109H37ZM47 108H49V109H47ZM80 108V107H79ZM109 108V109H108ZM119 108V109H118ZM193 108H195V109H193ZM244 108V109H243ZM249 108H252V109H250L249 110ZM37 109V110H36ZM55 109V110H54ZM56 109H58V112L56 113ZM128 109V110H127ZM192 109V110H191ZM45 110H48L47 112H44ZM84 110H86L85 112H88L87 114L84 112ZM134 113L133 114V120H134V124L129 128V130H131V132L128 130V127H127V129L125 128V126L123 125V123L121 122V123H117V119L118 118H121V116H122V119L124 120L125 118H127L128 116H132V112ZM145 110V111H144ZM224 112H223V111ZM226 110V111H225ZM236 110V111H235ZM253 110V111H252ZM11 111V112H10ZM50 111H52L53 113H55L54 115H52L51 114V112ZM55 111V112H54ZM128 111V112H127ZM177 111V112H176ZM195 111V112H194ZM209 111V112H208ZM233 111V112H232ZM242 111V112H241ZM251 111H252V113H251ZM6 112H8L7 114H6ZM43 112V113H42ZM83 112L85 113V114H83ZM123 112H125L126 113V115L125 114H123ZM151 114H150V113ZM153 112V113H152ZM221 112V113H220ZM260 112H263V113H260ZM9 113H10V115H9ZM70 114L69 115V117H71V123L73 124L72 126L74 127L73 129L75 130H73V132H72V130L70 131V134L69 135H67L66 136V134L65 135H63V132L62 131H65V125H61V122H63L64 124H66V122H64L67 118V116H68V114ZM149 115H148V114ZM155 113V114H154ZM167 113H169V114H167ZM188 113V114H187ZM230 113V114H229ZM259 113V114H258ZM73 114V115H72ZM120 116H119V115ZM123 114V115H122ZM160 114V115H159ZM166 114V115H165ZM181 114H184V115H181ZM189 114H191V115H189ZM194 114V115H193ZM195 114H198V115H195ZM227 114V115H226ZM253 114V115H252ZM43 115V116H42ZM65 115H66V117H65ZM138 115H139V117H140V119L138 118ZM164 115V116H163ZM225 115H226V117H225ZM240 115V116H239ZM256 115V116H255ZM74 116V117H73ZM137 116V117H136ZM175 116H177V117H175ZM183 116V117H182ZM229 116V117H228ZM253 118H255V119H253V121L252 120H250V119H252V117ZM255 116V117H254ZM259 116V117H258ZM187 117V118H186ZM191 117V118H190ZM194 117V118H193ZM235 117V118H234ZM75 118H76V120H75ZM136 118H138L137 120H136ZM171 118V119H170ZM187 119V124L186 123H184L183 121H185L186 122V119ZM191 120H190V119ZM221 118V119H220ZM259 118V119H258ZM24 119V120H23ZM73 119V120H72ZM116 119V121L114 122V120ZM163 119V120H162ZM181 119H182V121H181ZM193 119H195V120H193ZM228 119V120H227ZM10 120V121H9ZM78 120H80V121H78ZM136 120V121H135ZM189 120V121H188ZM75 121H77L78 122V124L75 122ZM101 121H103V122H101ZM141 121V123L142 124H139V122ZM178 121V122H177ZM258 122V123H256V122ZM98 122H101V124L99 125V123ZM182 122V123H181ZM206 122V123H205ZM208 122H210V123H212V124H208ZM62 123V124H63ZM116 123V124H115ZM174 123H177V124H174ZM183 123H184V126H182L183 125ZM31 124V126H29V125ZM104 124V125H103ZM144 124V125H143ZM145 124H148V126L150 127V126H156L155 127V130L153 129V132H155V133H152V134H156L157 133V135H155L156 137H158L157 139L159 140L160 139V141L161 142H159L156 138V143L158 144V146L160 145V148H162V150H159V148H157L156 146H157V144H156V148L154 147H152L151 149H149L150 148V146L149 145H145V144H143V146L144 147H146L144 150L145 151H147L148 153H150L152 150H153V152H151V153H153V154H151V156L152 157H154V156H156V158H154L155 160H157L156 162H162L161 164H162V167H163V169H164V166L165 167H167L166 165H168V167L166 168V170L165 171H167L168 172V175L171 177V179H172V183H170V177L168 178V181H169V183H168V181H167V183H166V180H165V178L163 179V180H165V182L163 181V184L161 183V181H160V179L159 180H157V179H153L154 181H153V183L155 182L156 184H153L151 181H152V179L150 180V179H148V174L146 175L145 174V172L144 171H141V168L142 167H144L145 165H149V164H151L150 162H148V161H150L149 159H151L150 157H148V156H150V154H148V156H146V157H148L149 159H148V161H147V158H145V157H143V156H140L139 155V157L138 156H136V155H138L139 153H138V151L139 150H137V148L134 150L133 149V147H136V146H140L139 148H142L143 146H142V143H139V144H137V145H133V144H135V143H138V142H136V138H138V135H140L141 134V130H143V128L145 127V130H143L144 132L141 134V136L142 135H145L146 134V132L147 131H149V127L147 128V130H146V126L147 125H145ZM150 124V125H149ZM179 124V125H178ZM182 124V125H181ZM215 124H216V126H217V128H216V126H215ZM252 124V125H251ZM261 124H262V127H260L261 126ZM3 125V124H2ZM4 125H3V127H4ZM108 125V126H107ZM176 125V126H175ZM181 125V126H180ZM260 125V126H259ZM35 126V127H34ZM57 126V128H54V127H56ZM60 126H62V127H60ZM81 126V127H80ZM107 127V129H106V127ZM109 126H110V128H109ZM120 126V127H119ZM139 126V127H138ZM141 126V127H140ZM220 126H221V129L222 130H225V128L226 129H228V130H226L228 133H225L224 134V132H226V131H223L222 132V130L221 129H219L220 128ZM231 127V128H228V127ZM22 127L25 129V131L26 132H22L24 129H22ZM77 127V128H76ZM102 127V128H101ZM103 127H104V129H103ZM7 128H10L11 129V131L10 130H8ZM64 128V129H63ZM92 128V129H91ZM121 128H122V130H121ZM124 128H125V130H124ZM138 129V130H136V129ZM141 128V129H140ZM175 128V129H174ZM177 128V129H176ZM232 128H234V130H236L235 132L237 133L238 132V134H241V136L244 134V135H247L246 137V139L244 140L243 138H244V136H242V137H239V139L241 140V143L239 142L240 140L238 139V137H237V135L235 136V135H233L232 133H230V129H231V132H232ZM249 128H251V129H249ZM261 128V129H260ZM110 129V130H109ZM116 129H118V131H119V133H118V131L116 130ZM120 129V130H119ZM134 129V130H133ZM140 129V130H139ZM150 129H151V127H150ZM152 129L150 130V132L152 131ZM170 131H169V130ZM201 129H202V131L204 130V131H206L207 130V134H208V132L210 133V134H208V135H211L212 137H209V136H207L205 133L206 132H202V133H200L201 132ZM240 129H241V131H240ZM253 129H255V132L253 131ZM257 129V130H256ZM260 131H263V132H260V133H263V135H261L259 138H257L258 136H257V133H258V131L259 130ZM32 130H34V133L32 134ZM47 130V131H46ZM51 130V131H50ZM56 130V131H55ZM86 130V131H85ZM104 130V131H103ZM107 130V131H106ZM127 130V131H126ZM134 131V133L136 132V134L134 135V133H133V131ZM159 130V134H161V136L159 135L158 136V131ZM210 130V131H209ZM212 130H214L213 131V133H212ZM218 130H221V131H218ZM242 130H243V132L244 133H242ZM14 131V132H13ZM27 131H29V133L27 132ZM31 131V132H30ZM55 131V132H54ZM100 131V132H99ZM114 131V132H113ZM121 131H123V132H121ZM125 131V132H124ZM146 131V132H145ZM10 133V136H9V133ZM107 132H113V133H115V134H119L117 137L119 138H121V140L119 141V140H116V139H118V138H116L115 140H112V142H114L113 144H111V142L109 141V138H110V140H111V137H110V133H107ZM150 132L148 133L147 132V134L150 136ZM172 132H174V133H172ZM220 132L222 133V134H224V135H219L220 134ZM234 131H233V133H235ZM240 132V133H239ZM254 132L255 134H256V136H255V134L253 133V135H251L252 133ZM257 132V133H256ZM28 133V134H32V135H29V136H25L26 134ZM36 133V135H34ZM65 133V132H64ZM76 133H79V134H81V133H85V135H83L82 136V138L81 137H78V136H80L79 134H77L76 135ZM89 133V135L88 136H86L87 134ZM96 133H98V134H96ZM104 133V134H103ZM121 133H125V134H123V135H125V136H123ZM132 134V135H129V134ZM140 133V134H139ZM171 133V134H170ZM212 133V134H211ZM230 133V134H229ZM235 133V134H236ZM259 133V134H260ZM18 135V137L16 138L18 141H17V145L15 146L14 144H16L15 142H9L8 143V141H7V139L9 138V139H12V138H10V137H14L15 135ZM23 134V135H22ZM47 134V136L45 137V135ZM100 134H103V136L101 135L100 136ZM107 134V135H106ZM127 134V135H126ZM146 134V135H147ZM165 134H167V135H165ZM202 134L204 135L205 134V138H206V140H204L203 139V136H202ZM248 134H249V136H248ZM3 135H4V137H3ZM6 135V136H5ZM20 135V136H19ZM40 135H41V137H43V140H45L44 142L41 140V137H40ZM43 135V136H42ZM61 135H63L62 136V138L64 137V143H61V142H63V139L61 138ZM82 135V134H81ZM95 135H97V136H95ZM128 135L130 136V138H128ZM148 135H147V137H148ZM198 135V136H197ZM21 136H23V137H21ZM49 136H51V138H49ZM54 136V137H53ZM69 136H73V138H70L71 140H69ZM77 136V137H76ZM95 136V137H94ZM122 136H123V138L125 139L126 138V136H127V138H128V140L127 139H125L126 140V142L128 141V142H130L132 145H133V147H129L128 145H127V143L125 144V141L123 140V138H122ZM131 136H132V140H134V143H132L133 141H131ZM154 136V137H155ZM165 136H168V137H165ZM175 136V137H174ZM200 136V137H199ZM7 137V138H6ZM22 139H21V138ZM87 137V138H86ZM102 137V138H101ZM144 136H142L141 138H143ZM151 137H153V136H151ZM169 137H171V139L169 138ZM182 137V138H181ZM186 137H187V139H186ZM188 137H189V139L191 140V144H192V146L191 147H194V148H192L191 149V147H188V146H190V142H189V139H188ZM256 137V138H255ZM76 138L77 139H81V140H79L78 141V144H76ZM85 138V139H84ZM101 140H99V139ZM119 138V139H120ZM181 138V139H180ZM254 138V139H253ZM261 138V139H260ZM263 138V139H262ZM3 139V140H2ZM15 139V140H16ZM20 139L22 140V141H20ZM46 139H47V143H46ZM50 139H55V140H57V141H54V143H57V145L55 146V144H52L51 142L52 141H50L49 142V140ZM72 139H73V141H74V143L72 142ZM89 139H90V141H89ZM96 139H98V142H96ZM103 139L105 140V144L106 145H104L103 143H104V141H103ZM130 139V140H129ZM168 139H170L171 140V142H170V140H168ZM174 139V140H173ZM175 139H176V141H175ZM237 139V140H236ZM243 139V140H242ZM251 139V140H250ZM256 139V141H254ZM24 140V141H23ZM33 140V141H32ZM93 140V141H92ZM145 140V138L144 139H142V141L141 142H143ZM179 140H181L180 142H179ZM201 140V141H200ZM19 141H20V143H19ZM67 141V142H66ZM91 142V143H89V142ZM117 141H119L120 143H121V145L122 146H120V143H118ZM184 141V142H183ZM238 141V142H237ZM243 141H245V142H243ZM27 142V143H26ZM66 142V143H65ZM69 142V143H68ZM84 142V143H83ZM95 142V143H94ZM107 142H110V143H107ZM159 142V143H158ZM173 142V143H172ZM174 142H176V145H175V143ZM193 142H195V143H193ZM200 142H203V143H201L202 144V146H201V144H199ZM206 142V143H205ZM11 143V144H10ZM26 143V144H25ZM49 143H51V144H49ZM81 143H83L84 145H85V147H83L84 145L83 144H81ZM100 143V144H99ZM123 143V144H122ZM184 143L186 144L185 146H186V148L184 147ZM223 143V144H222ZM7 144H10L9 146L7 145ZM20 144V145H19ZM24 144H25V147H23L24 149H22L21 147L22 146H24ZM28 144V145H27ZM35 144V145H34ZM48 144V145H47ZM61 144H63V147L65 146L66 148H70V150H68L69 151V153H68V151H65V149L62 147V145ZM71 144V145H70ZM103 144V145H102ZM109 144V145H108ZM117 144V145H116ZM129 144V143H128ZM173 144V145H172ZM194 144H195V146L196 147H200V148H197V152H195L196 151V147L194 146ZM207 144V145H206ZM222 144V145H221ZM225 144V145H224ZM233 144H235V145H233ZM237 144H238V146H237ZM253 144V145H252ZM19 145V146H18ZM60 145H61V148H60ZM77 145V146H76ZM79 145V146H78ZM90 145V146H89ZM94 147H93V146ZM109 147H108V146ZM204 145H206L207 146V148H206V146H204ZM263 145V146H262ZM14 146H15V148H14ZM18 146V148H19V150H16V149H18V148H16ZM45 146V147H44ZM55 146V149L53 148ZM68 146V147H67ZM101 146H102V148H101ZM111 146H113V147H111ZM127 146V147H126ZM165 146V147H164ZM168 146H169V148H168ZM177 146V149L175 148V147ZM182 146V147H181ZM208 146H209V148H208ZM211 146H212V148H211ZM221 146H222V150H221V152H220V148H221ZM227 146H228V148H227ZM231 146H232V148L234 147V150H236L237 149V152H233L232 150H231ZM252 146V147H251ZM261 146V147H260ZM30 147H31V151L29 150L30 149ZM40 147H41V152L39 151V152H37L38 151V148L40 149ZM81 147H83V148H81ZM86 147H89V150L86 148ZM92 147L94 148V153H93V151H91L90 153L88 152V151H90V150H92ZM104 147H106L107 149H105ZM120 147V148H119ZM122 147H125V148H123L122 149ZM143 147V148H144ZM174 147V148H173ZM184 147V148H183ZM237 147V148H236ZM258 147H260V148H258ZM10 148V149H9ZM14 148V149H13ZM37 148V149H36ZM43 148V149H42ZM48 148V149H47ZM49 148H51L50 149V151H49ZM74 148H76V149H74ZM83 150H81V149ZM109 148V149H108ZM113 148H115V150L117 149V151L118 150H120L121 152H124L125 150V152L123 153V154H125V155H123L124 157L123 158H121L120 157V155L122 156V154H121V152L119 151L118 153L116 152V154H115V150H113ZM119 148V149H118ZM130 148H132V149H130ZM138 148V149H139ZM142 148V149H143ZM165 148L167 149V150H165ZM183 148V149H182ZM12 149V150H11ZM21 149V150H20ZM47 149V150H46ZM74 149V150H73ZM80 151H79V150ZM130 149V150H129ZM155 149V150H154ZM182 149V150H181ZM203 149H204V151H203ZM205 149H207V152H206V150ZM209 149H211V151H213V152H211ZM228 149H229V151H228ZM258 149V150H257ZM259 149H261L262 151H259ZM26 150H28V151H30V152H28L27 151V154H25L26 153ZM37 150V151H36ZM47 152H46V151ZM53 150V151H52ZM85 150H86V152H85ZM98 150V151H97ZM111 150H112V152H111ZM123 150V151H122ZM131 150H133V153L134 154H132V151ZM136 150H137V152H136ZM157 150H158V152H157ZM177 150V151H176ZM183 150H187L188 151V153H191V151L190 150H192V152L194 151L195 153H193V154H195L194 155V159L195 158H197L198 156H199V158L202 160H199V161H201L203 164H205V168H206V171L204 172V170H203V168H202V166L201 165H203L202 163L200 164V169L199 168H197V172L195 171V174L193 175V178H192V176L190 177V178H188V177H186V174H185V172H184V168L186 169V171H188V167H187V165L189 164L190 165V163L192 162V161H189L190 159H193V156H191V154H189L190 156H187V155H185L186 157H182L183 159H180L181 161L183 160V163H184V167H183V169H182V172H183V175H185V177L184 178H187L186 180H184V178H182V179H180V181L178 182L177 180V178H174V175H172L173 173H171V172H169V168L171 169V167H169V166H171V164L168 162V161H170L171 159L172 160H176V161H170L171 163H172V165H173V162L174 163H176L177 162V159L179 158V157H177L178 155H180V152L179 151H183ZM200 150H202V151H200ZM217 151V154H218V151H219V153H220V155H224L225 156V158H224V156H220L222 159H224L223 161L225 162V164L223 163V161L222 160H220L219 158L220 157H218L217 156V154H216V152H214V151ZM223 150H224V153H226V155L225 154H222V152H223ZM253 150L250 152V151H248V152H250V155L252 154V153H254L253 152ZM20 151V152H19ZM23 153H22V152ZM43 151H45V153L47 154V156H49V157H47V156H45L46 154L43 152ZM57 151V152H56ZM72 151H74V152H72ZM128 151H129V154H132V155H129L128 156ZM131 151V152H130ZM135 151V152H134ZM164 152V153H162V152ZM170 151V152H169ZM210 151V152H209ZM232 151V152H231ZM240 151V152H239ZM31 152H33V154L31 153ZM48 152L51 154V155H49L48 154ZM62 152V153H61ZM80 152H81V154L83 155H81L80 154ZM83 152V153H82ZM103 152V153H102ZM107 152V155H111V153H113L111 156H113L112 157V159H111V161L110 162H108V163H106V164H104L103 166H101V164L99 165L100 167H105V171H106V173L108 172L110 175H108V173H107V175L106 176H104L102 173L104 172V168L102 169V168H100L101 170H103V171H101L100 170V176L98 175V177H99V179H97L98 180V182H97V180L95 181V179H94V177H95V175L94 174H96L97 172H98V167L96 168V166H94L95 168H93L92 169V165L94 164V165H96V163L97 162H99V158L101 157V155L102 154H105ZM127 152V153H126ZM169 152V153H168ZM173 152V153H172ZM179 153V154H177V153ZM238 152L240 153L239 154V156H238ZM31 153V154H30ZM41 153H44V155H42ZM55 153V154H54ZM75 153V154H74ZM96 153V154H95ZM100 153H102V154H100ZM120 153V154H119ZM138 153V154H137ZM159 153V154H158ZM176 153V154H175ZM196 153H198L197 155H196ZM206 153V156L204 157L203 156V154H205ZM263 153V154H262ZM20 154H24V156H22V155H20ZM42 156V157H40V155ZM66 154V155H65ZM78 154H79V156H78ZM87 154H89L90 156H95V155H98L99 156V158H98V156H96L97 158V160L95 159V157L93 158V157H91V159H92V161H90V156H88ZM95 154V155H94ZM114 154H115V156L116 155H118L117 157L119 158V159H117L116 161H115V159H116V157L114 156ZM127 154V155H126ZM156 154V155H155ZM165 154V155H164ZM192 154V155H193ZM202 154V155H201ZM248 154V153H247ZM3 155V156H2ZM21 157H20V156ZM27 155H29V156H27ZM34 155V157L36 158V159H34V160H32L33 158L31 157V156H33ZM60 155V156H59ZM63 155H65V156H63ZM134 155L136 156V157H134ZM167 155V156H166ZM211 155V156H210ZM215 155H216V159H219V161H220V163L222 164H224V166L222 167L221 166V168H224V172H226L227 173V177H230L229 175V168H228V166H230V164L228 165L227 163H226V161L228 162V161H230V159H231V161H230V163H233L232 162V160H233V157H235V158H237L236 160H240L241 162L242 161H246V163L245 162H243L244 163V165L245 166H254V168L255 169H257L258 168V170H256L255 172H256V174L254 175V176H258V177H254L255 178V180H254V178L252 177V178H250V180H249V182H248V184H251V182H253L251 185H248V187L249 186H251L250 188L253 190V192L254 193H261L260 195L259 194H253L254 195V197H252L251 199H250V196H248V195H250V194H248V193H250V192H252V190H250V188H246V191H241V190H238V187H239V185L238 184H240L241 182H240V177L239 178H237L239 181H237V179L235 180L234 178H232V179H230V178H228L227 180H229L228 182L229 183H227V180H226V178H225V184H229L228 185V188L227 187H223V190H224V188H225V190H224V192H223V190H221V192H219V193H215V196L214 195H212V197H210L209 196V190H210V188H211V185H213L214 183V181H215V176H214V173H213V175H210V174H212V173H209V172H213V169L211 168V166H210V162H209V160H210V158L211 157H215ZM219 155V154H218ZM230 155V156H229ZM243 157H241V156ZM249 155V154H248ZM7 156V157H6ZM52 156V157H51ZM54 156H55V158H54ZM66 156H68L67 158H66ZM75 158H74V157ZM85 156V161L84 162H86L84 165H83V167L84 166H87V164L89 163L90 164V162L91 163H93V160H95V161H97V162H94L93 164H90V165H88L89 167V170L87 169V167H85L84 168V170L86 171V169H87V172H85V174H87L88 172H90L91 173V175L93 176H91V175H89L90 173H88L87 175H84V170H82V171H80L79 169L80 168H82V166L80 165V163H78V162H76V161H78V159L81 157V159H83L84 160V158H82V157H84ZM88 156V157H87ZM128 156V157H127ZM202 156V157H201ZM208 156H210V158H208V161H207V163H209V165L208 164H206V158L208 157ZM233 156V157H232ZM263 156V157H262ZM5 157V158H4ZM18 157V158H17ZM20 157V158H19ZM24 159H29L28 160V162H29V164L31 165H29L28 164V166H26L27 164H25V162H24V164L21 162L22 161V159L23 158ZM30 157V158H29ZM45 157H47V159L45 158ZM78 157V158H77ZM115 157V158H114ZM130 157V158H129ZM190 157V158H189ZM6 158H8L9 159V161L11 162H13L14 163V165L12 166V162H11V164H8L9 163V161H8V159L6 160ZM12 158V159H11ZM32 158V159H31ZM39 158V159H38ZM42 158H44L43 160H42ZM57 158H60V159H57ZM66 158V159H65ZM69 158V159H68ZM89 158V161L90 162H88V159ZM126 158V159H125ZM137 158V159H136ZM159 158V159H158ZM163 158V159H162ZM168 158H170L169 160H167ZM187 158H189V160L187 161L186 159ZM199 158H197V159H199ZM24 159H23V161H24ZM51 159V160H50ZM60 160V162L58 161V163H60V165L59 164H57V161L56 160ZM63 159V161H61ZM72 159V160H71ZM74 159V160H73ZM75 159H76V161H75ZM81 159H79V162H82V161H80ZM125 159V160H124ZM141 159V160H140ZM145 159V160H144ZM154 159L152 160L151 159V162L152 161H154ZM197 159H195L196 161H198ZM206 159V160H205ZM244 159V160H243ZM21 160V161H20ZM25 160V161H26ZM36 160V161H35ZM68 160V161H67ZM138 160V161H137ZM164 160V161H163ZM179 160V159H178ZM184 160H186V161H184ZM213 160V158L211 159V161ZM6 161H8V162H6ZM36 162V164L37 165H35L33 162ZM40 162V164H42V165H39V163H37V162ZM47 161V162H46ZM65 161H66V163H65ZM119 161H120V163H119ZM123 161V162H122ZM141 161V162H140ZM166 161L168 162V163H166ZM42 162V163H41ZM44 162V163H43ZM113 162V163H112ZM145 162V163H144ZM187 162H190V163H187ZM5 163V164H4ZM27 163V162H26ZM47 163V164H46ZM54 163V164H53ZM56 163V164H55ZM63 164V166H62V164ZM69 163V164H68ZM139 163V164H138ZM147 163V164H146ZM163 163H164V165H163ZM229 163V162H228ZM8 164V165H7ZM55 166L56 165V167L58 166V168H55V167H53V165ZM99 164V163H98ZM98 164H97V166H98ZM131 164V165H130ZM137 164V165H136ZM142 164L144 165V166H142ZM166 164V165H165ZM170 164V165H169ZM187 164V165H186ZM222 164V165H223ZM249 164V165H248ZM22 167H21V166ZM44 165V167H45V171L49 174V173H51L50 174V176H47V175H45L44 174V170H42V168L44 169V167H40V166H43ZM119 167V171H118V173L117 174H115L117 171H116V167ZM186 165V166H185ZM264 165V164H263ZM12 166V167H11ZM26 166V167H25ZM35 166V167H34ZM47 166H49V168L47 167ZM61 166H62V168H61ZM78 166V167H77ZM80 166V167H79ZM92 166V167H91ZM136 166H138V167H136ZM142 166V167H141ZM199 166V165H198ZM209 166V168H207ZM259 166V165H258ZM10 167H11V169H10ZM39 167V168H38ZM91 167V168H90ZM141 167V168H140ZM204 167V166H203ZM226 167V168H225ZM257 167V168H256ZM19 168H22V169H19ZM25 168L27 169V170H25ZM34 168V169H33ZM35 168H36V171H35ZM46 168H48L47 170H46ZM138 168V169H137ZM33 171H32V170ZM40 171H39V170ZM50 169V170H49ZM52 169V170H51ZM55 169H57V172L56 171H54ZM62 169V170H61ZM78 169V170H77ZM83 169V168H82ZM95 169H97V171H95ZM106 169H108V170H106ZM133 169V170H132ZM135 169V170H134ZM137 169V170H136ZM228 169V170H227ZM254 169V170H255ZM259 169H260V171H261V174H260V171H259ZM118 170V169H117ZM125 170H126V172H125ZM139 170V171H138ZM172 170V169H171ZM170 170V171H171ZM198 170H199V172H198ZM203 170V171H202ZM222 170V169H221ZM21 171V173H26V174H28V176L27 177H23V174L22 175H20V174H18L19 172ZM23 171H25V172H23ZM27 171V172H26ZM31 171V172H30ZM71 171V172H70ZM164 171V172H165ZM223 171H221V172H223ZM228 171V172H227ZM230 171H231V169H230ZM17 172V173H16ZM39 172V173H38ZM53 172H55L54 174H53ZM59 172V173H58ZM82 172V174H81V178L82 177H84L83 179H79L80 177H79V173H81ZM139 172V173H138ZM142 172H143V174H142ZM172 172H173V170H172ZM201 172H204V174L202 173V176H200L201 175ZM41 173V175L42 174H44L45 175V177L47 178V179H45V177L44 178H41L42 176L41 175H39ZM105 173V172H104ZM166 173V172H165ZM164 173V177H166L167 178V174H165ZM197 173V174H196ZM207 173V174H206ZM230 173H232L233 175L235 174V173H237V172H235V171H233L232 170V172H230ZM15 174H17V175H15ZM97 174H99V173H97ZM97 174H96V177H97ZM171 174V175H170ZM231 174V177H233V175ZM15 175V176H14ZM19 175V178H16V176H18ZM83 175V176H82ZM89 175V176H88ZM209 175V176H208ZM236 175H238V173L236 174ZM260 175V176H259ZM26 176V175H25ZM85 176H87L86 177V179L87 178H89V179H91V181H92V183H91V181H88L89 179H87L86 181L88 182H85L84 181V179H85ZM90 176H91V178H90ZM101 176H103L102 178H104V179H101V181H100V178H101ZM196 176H198V177H196ZM200 176V177H199ZM208 176V177H207ZM14 177L16 178V180L17 181H15L14 180ZM31 177V178H30ZM128 177V178H127ZM212 177H214L213 179H212ZM26 178V179H25ZM33 178V179H32ZM59 178V179H58ZM66 178V179H65ZM149 178H151L150 176H149ZM263 178V179H262ZM18 179H20V181L18 180ZM23 179V180H22ZM29 179V180H28ZM36 179V180H35ZM92 179H94V181L92 180ZM162 179V178H161ZM251 179H252V181H251ZM2 180H3V184L1 183L2 182ZM6 180V183L4 182ZM13 180H14V182H13ZM31 180H33V181H31ZM156 180V181H155ZM174 180H176V181H174ZM182 180V181H181ZM194 180V181H193ZM198 182H197V181ZM211 180H212V183H211V185L209 186V185H207V183L210 181L211 182ZM237 181L236 182V184H234V182L233 181ZM23 181L26 183H23ZM31 181V182H30ZM83 181V182H82ZM122 181L124 182V184H126L125 182H127V186H124L123 185V183H122ZM160 181V182H159ZM203 181H204V184H203ZM206 181V182H205ZM230 181H231V183H230ZM10 182V183H9ZM12 182V183H11ZM90 182V183H89ZM97 182V183H96ZM181 182V183H180ZM239 182V183H238ZM258 182H260V183H258ZM14 183V184H13ZM27 183H28V186H26L27 185ZM133 183V184H132ZM151 183V184H150ZM161 183V184H160ZM165 183V184H164ZM174 183V184H173ZM188 183V184H187ZM196 183V184H195ZM6 184V185H5ZM13 184V185H12ZM33 184V185H32ZM58 186H57V185ZM99 184V185H98ZM159 184V185H158ZM191 184H193V185H191ZM195 184V185H194ZM224 184V186H227V185H225ZM4 185V186H3ZM22 185V186H21ZM57 187H56V186ZM59 185H61V186H59ZM70 186V188H72V192H71V189L68 187V186ZM73 185V186H72ZM176 185V186H175ZM206 185V186H205ZM233 185H235L234 187H233ZM256 185V186H255ZM263 187H262V186ZM75 186H77V187H75ZM91 186V187H90ZM99 186V187H98ZM104 186H105V188H104ZM108 186V187H107ZM200 186V187H199ZM205 186V187H204ZM253 186V187H252ZM255 186V187H254ZM42 187H44V188H42ZM58 187H59V190L60 191H58L59 193H61V194H63V196L61 195V194H59V193H57V194H59V195H57V196H59V198L56 200V198H57V196L56 195H54V198H55V200L57 201V203H56V201H55V203L54 202H52V201H54V198H53V193L55 194L56 192H57V190H58ZM63 187V188H62ZM68 187V188H67ZM116 187V188H115ZM129 187H130V189H129ZM162 187V188H161ZM206 187H209V188H206ZM237 187V188H236ZM14 188H16V189H14ZM21 188H23V189H21ZM29 188V189H28ZM42 188V189H41ZM73 188H74V192H75V195H72V193H74L73 192ZM79 188V190L77 191V189ZM90 188V189H89ZM121 188V189H120ZM125 188H127V189H125ZM202 190H201V189ZM260 188H262L263 190H261ZM41 189V190H40ZM69 189V190H68ZM102 189V190H101ZM199 189V190H198ZM204 189H206L205 190V192L203 193L202 191H204ZM209 189V190H208ZM232 189V190H231ZM260 189V190H259ZM2 190V191H1ZM19 190H20V192H19ZM23 190V191H22ZM31 190V191H30ZM38 190V191H37ZM56 190V191H55ZM130 190V191H129ZM201 190V191H200ZM227 190V191H226ZM259 190V191H258ZM15 191V192H14ZM63 191H64V193H63ZM66 191V192H65ZM69 191V192H68ZM77 191V192H76ZM79 191L81 192V193H83V194H81V193H79ZM96 191V192H95ZM197 191H199V192H201V194L203 195H201L200 194V196H199V192H197ZM226 191V192H225ZM239 191V192H238ZM262 191V192H261ZM18 192V193H17ZM50 192H52L51 194H50ZM69 194H68V193ZM71 192V193H70ZM252 192V193H253ZM19 193L20 194H22V193H24V194H22L20 197L18 196L19 195ZM76 193H77V195H76ZM85 193V194H84ZM176 193V194H175ZM224 193V194H223ZM226 193V194H225ZM239 193V194H238ZM252 193H251V196H253L252 195ZM29 196H28V195ZM66 195V197H67V199L65 200V199H63V197ZM71 194V195H70ZM80 194V195H79ZM94 194V195H93ZM175 194V195H174ZM188 194V195H187ZM205 194H207L206 196H205ZM17 195V196H16ZM24 195L26 196V198H28L27 200H26V198L24 197ZM195 195V196H194ZM217 195V196H216ZM255 195H256V197H255ZM263 195V196H262ZM76 196V197H75ZM88 196L89 197H91V198H88ZM181 196V197H180ZM202 196V197H201ZM236 196V197H235ZM18 197V198H17ZM196 197H198V198H196ZM214 197H215V199H214ZM260 197V199L258 200V198ZM43 198H44V200H43ZM62 198V199H61ZM74 198V199H73ZM183 198V199H182ZM255 198H256V201H255ZM18 199V200H17ZM24 199H25V201H24ZM89 199V200H88ZM197 200V201H195V200ZM253 199V200H252ZM13 200H14V202H13ZM16 200H17V204H16ZM67 200L69 201V202H67ZM73 200H74V202H73ZM94 200V203L95 204H97L98 202V204H99V207H98V205H95V204H93V201ZM258 200V201H257ZM20 202V204H19V202ZM46 201V202H45ZM63 201V202H62ZM80 201V202H79ZM87 201V202H86ZM238 201V202H237ZM261 201V202H260ZM61 202V204L60 205H62V204H67V206L69 207V208H67V206L66 205H64V207H63V205L62 206H59V203ZM90 202V203H89ZM234 202H236V204L234 203ZM249 202H251L250 204H249ZM253 202H256V203H258L257 205L256 204H253ZM12 203H14V204H16V205H14V204H12ZM34 203V204H33ZM51 203V204H50ZM54 203V204H53ZM88 203H89V205H88ZM182 203V204H181ZM28 206H27V205ZM37 204H39V206L37 205ZM43 204H47L48 206L50 205V207L52 208V210L55 208V210L52 212V216H50V214H47V216H46V214L45 215H43V214H41L40 212H41V207L42 206H44ZM79 205V207L80 206H83V207H80V210H79V212H78V210H77V205ZM87 204V205H86ZM92 204H93V208L94 209H97V210H93V208L91 207L92 206ZM143 205V206H140V205ZM241 204H243V205H245V206H247L246 208L247 209H249V207H252V211H253V213L256 215V217L254 218L255 219V223H254V221L253 222H251L250 223V227L248 226L249 225V220L248 219H250L251 218V221H252V218L254 217V216H252V211L251 210H248V212H247V209L245 208V206H243V205H241ZM262 204V205H261ZM19 205H21V206H19ZM54 205V206H53ZM56 205V206H55ZM94 205L96 206V207H94ZM136 205H138V207L136 206ZM199 205V206H198ZM233 205V206H232ZM236 205V206H235ZM252 205H254V206H252ZM12 206V207H11ZM16 207V206H18V209H17V207L16 208H14V207ZM73 206V207H72ZM88 206H89V208H88ZM136 206V207H135ZM140 206V207H139ZM156 206V211L158 212V214H160L161 215V217H159L158 216V214L156 213V211H152V212H154V216H152L153 218H156V221H157V224H158V220L160 219V224H159V227H158V225L157 226H155V225H153V223H155L154 221H155V219H154V221H152L151 219H153L152 217H151V219L148 221L147 220V222H146V224L143 222L144 221V219H148L149 217H146V216H144V219H143V215L141 214L140 216H142V217H140V216H138V211H140V209L138 210V208H142L143 207V209H144V207L145 208H147V210H149V211H151L150 209L151 208H153V207H155ZM193 206V207H192ZM229 206V207H228ZM242 206H243V208H245V210H243L242 209ZM249 206V207H248ZM255 206H259V208H261V211L263 212H261V211H259V208H255ZM19 207L20 208H23V209H21V211L23 212V213H25V214H23L22 212H20V213H22V216L21 217H17V212H19ZM27 207V208H26ZM38 207V208H37ZM63 207V208H62ZM77 207V208H76ZM127 207H129V208H127ZM151 207V208H150ZM162 207V208H161ZM165 208V210H164V208ZM190 207V208H189ZM235 207H236V209H235ZM237 207H238V209H237ZM254 207V208H253ZM8 209V212H3V211H7V209ZM13 208V209H12ZM40 210V212H38V210ZM41 208V209H40ZM56 208H57V211H56ZM65 208H67L68 210L69 209H71V211H68L67 209V213H65ZM89 209L88 211H85V209ZM92 208V209H91ZM107 208V209H109L108 211H112V210H114V213H115V215H118V213H116V212H119V214H121V215H126L127 213L129 214V212L128 211H130L131 210V214H132V212H134L132 215H131V217L132 216H137V217H139L141 220H143V221H141L140 219L138 220V218L137 217H135V219H136V222H138L139 223V225L141 226L142 225V227H143V224L142 223H144L145 225H144V229H141V227L139 226L138 227V224L137 223H135V221H134V224L132 223L133 222V217L131 218L130 216L128 217V214L125 216V217H123V219L122 220H124V218H125V220L123 221V222H125L126 221V223H124L123 224V222H122V224H121V218L120 219H118L119 221H117V220H115V218L113 219V217L111 218V217H107V219L104 217V215L106 214V216H107V212L108 211H106L105 209ZM137 208V212H135L136 210H134V209H136ZM150 208V209H149ZM158 208V209H157ZM177 208V209H176ZM184 208V209H183ZM24 209L27 211H24ZM31 209H32V211H31ZM59 209H60V212H62L61 213V215L63 216V218L62 217H59V216H61L60 215V213H59ZM84 211H82V210ZM100 209V210H99ZM161 209V210H160ZM186 209V211H184ZM229 209H230V212L231 211H233V210H239L240 212H242L241 214L243 215H241L242 217H243V219H244V222L245 221H247V223L244 225V222H241L242 224L241 225H243V227H244V229H245V232L248 234V236L246 235V233L244 234V233H242L241 231H239L240 230V228H238L239 226L236 224H234V223H232V225L233 226H235V228L232 226V225H230L231 223H229L228 225L227 224H222V225H224L225 226V229L222 227V225L218 228V230L220 231H218L219 232V234L217 233V232H213V234L211 233H208V229H210V230H212V227L211 226H214V224L217 222V223H220L218 220H219V218H220V220H221V217H216V215H217V213H218V215H222V213L224 214L226 211H229ZM258 209V210H257ZM14 210V211H13ZM17 210V211H16ZM31 211V213H30V211ZM65 210V211H64ZM103 210H104V212H103ZM132 210H134V211H132ZM142 210V209H141ZM153 210V209H152ZM243 210V211H242ZM256 210L257 211H259V216H258V214H256L255 212H256ZM9 211H11V213H9ZM36 211H37V213H36ZM74 211V212H73ZM75 211H77V213H78V217L76 216V218H74V216L75 215H77L76 213H75ZM95 211V212H94ZM98 213H97V212ZM101 211V212H100ZM116 211V212H115ZM121 211V212H120ZM166 211H167V214H166ZM181 211V212H180ZM193 211V212H192ZM218 211H220L221 212V214H220V212H218ZM224 211V212H223ZM14 212V213H13ZM56 212H58V213H56ZM81 212L83 213V215L85 216H83V215H81ZM87 212L89 213V214H87ZM91 212H93V214H91ZM113 212V211H112ZM112 212H111V215H112ZM151 212V213H152ZM161 212V213H160ZM182 212H184V214H185V217L183 216L184 214L182 213ZM206 212V213H205ZM209 212H211V213H209ZM214 212V214H216L215 215V217L218 219V220H216V218L214 217V215L212 214ZM244 212V213H243ZM245 212H247V215L249 214V213H251V214H249V215H251L250 216V218L248 217V216H246L245 215ZM3 213L5 214V215H3ZM15 215V216H13V214ZM20 213H18V215H20ZM36 213V214H35ZM65 213V214H64ZM94 213H96V214H94ZM99 213H104V215H100ZM113 213V214H114ZM137 213V214H136ZM155 213H156V216H155ZM209 213V214H208ZM258 213V212H257ZM260 213L261 214H263V215H261L260 216ZM28 214H34V216H32L31 215V218H30V215H29V218H30V220H29V218L27 219V217H28ZM39 214H41V215H39ZM58 214V215H57ZM69 214H71L70 216H68ZM87 214V215H86ZM166 214V215H165ZM206 214V215H205ZM253 214V215H254ZM36 215V216H35ZM57 215V216H56ZM66 215L68 216L67 217V219H66V221H65V218H66ZM72 215H73V217H72ZM81 215V216H80ZM110 215V212L108 213V216ZM110 215V216H111ZM120 215V216H121ZM8 216V217H7ZM27 216V217H26ZM38 216V218L39 219H35L36 217ZM42 217L41 218V222H40V224L38 223L39 221H40V217ZM83 216V218L85 219V223H84V219L82 220H80V218ZM86 216H88L89 217V219L87 218V220H86ZM158 216V217H157ZM164 216H166V217H163ZM208 218H207V217ZM16 217V219H14ZM46 217V218H45ZM54 217H56V218H58V219H56L55 221H54ZM122 217V216H121ZM128 217V218H127ZM246 217H248V219L246 220ZM14 219L15 221H12L11 219ZM17 218H20V220L18 219L17 220ZM50 218H52V219H50ZM73 218V219H72ZM99 219L98 221H97V219ZM129 218H131V224H130V222L128 223V219ZM203 218V219H202ZM212 218V220L213 221H215V222H213L212 220H210ZM260 218V219H259ZM10 221H9V220ZM33 219H35L34 221H32ZM76 219H78L77 221V223H75L76 222ZM92 219V220H91ZM95 221H94V220ZM108 219H112V221L110 220V222H111V224H109L110 222H108L107 220ZM164 220V222L162 223V221ZM169 219V220H168ZM242 219V220H243ZM261 219H262V222H260L261 221ZM5 220V221H4ZM8 220V221H7ZM28 220H29V222H28ZM63 220V221H62ZM67 220H68V222H67ZM69 220H71V221H69ZM74 220V221H73ZM80 220V221H79ZM101 220V221H100ZM114 220V221H113ZM162 220V221H161ZM198 220V221H197ZM202 220V221H201ZM205 220H209L208 222L209 223H207V221H205ZM19 221V222H18ZM38 221V222H37ZM58 221H61V222H58ZM73 221V222H72ZM94 221V224H91L92 222ZM107 221V222H106ZM115 221H117V222H115ZM169 221V222H168ZM195 221H196V223H197V225H195ZM258 221V222H257ZM34 222V223H33ZM55 224H54V223ZM65 224H64V223ZM66 222L68 223V225L66 224ZM72 223L71 225L73 226H71L70 225V223ZM91 222V223H90ZM118 222H120L119 224H118ZM140 222H141V224H140ZM153 222V223H152ZM205 222V223H204ZM257 222V223H256ZM29 223H31V224H29ZM41 223H42V227L40 226L41 225ZM49 223H51V224H49ZM53 223V224H52ZM81 223H84V224H81V226H80V224ZM98 223V224H97ZM147 223H148V225H147ZM201 223H203V224H201ZM222 223V222H221ZM253 223H254V225H253ZM6 224V225H5ZM34 224H37V225H34ZM48 224H49V227H48ZM127 224H129V226L127 225ZM135 224H137V227H136V225ZM151 224V225H150ZM161 224H163L162 225V227H161ZM166 224H168V226L169 227H167V226H165L164 227V225H166ZM190 226H189V225ZM205 224H208V227H207V225L205 226ZM209 224L211 225L210 226V228H209ZM20 225H23V229L25 230H29V231H25L26 232V234H25V236H23L24 235V233H23V235H16V231H17V233L19 232V231H22L23 229L21 228V226ZM31 225V226H30ZM44 225V226H43ZM50 225H53V226H50ZM58 225V226H57ZM62 225V226H61ZM123 225V226H122ZM127 225V226H126ZM131 225V226H130ZM152 225H153V227L155 228V229H153V228H151L152 227ZM188 225V226H187ZM193 225V226H192ZM200 225H202L201 226V228L199 227ZM228 227H227V226ZM263 225V226H262ZM24 226L26 227V228H24ZM56 226V227H55ZM72 228H74V230L75 231H79V230H82L80 233L77 231V233H79V235H81V236H79L77 233H75V231H71V230H69L71 227ZM89 226V227H90ZM203 226L204 227H206V228H203ZM254 226V227H253ZM13 227V228H12ZM31 227V228H30ZM39 227V228H38ZM43 227H45V228H43ZM113 227H115V228H113ZM123 229H122V228ZM132 227V228H131ZM133 227H136L135 228V230H134V228ZM145 227H148L147 229H145ZM158 227V229L156 230V228ZM163 228L164 227V230L163 229H161V231L159 230V228ZM191 228V229H193V231L191 230V234L194 232V230H196V231H198L199 230V228L200 229H202V231L205 229V230H207V233H208V235H207V233L205 232V237H204V239L202 240V243L203 242H205L206 240H208V239H210L209 240V243H206V242H208V241H206L205 242V244H207V245H205V244H203V246L205 245L206 247H213V248H215V249H211V251H215L214 252V254H210L209 252H207V251H209L210 249L208 248H206L205 246H204V249H203V247H199L198 248V245H197V247H193V245L195 246V244H190L189 242L186 244L185 243V241H184V243H183V241H181L182 239H179V237H182V235H183V233H184V230H185V233L184 234H186V233H190L189 231L190 230H188L187 228ZM199 227V228H198ZM238 228V230H237V228ZM246 227V228H245ZM11 228V229H10ZM15 228V229H14ZM21 228V229H20ZM34 228V229H33ZM36 228V229H35ZM50 228V229H49ZM54 228H57V230L56 231H58V233L59 234H61L60 236L62 237V234L65 236V237H63V240L64 241H61V242H63V249H62V244H61V242H59V246H58V244L57 243H55V242H53V244H54V246H57V247H55V248H53V250H55L54 252H53V254H51L50 255V250H52V247H49L50 248V250L48 249V251H49V254L48 253H46V254H48V255H46V258L44 259V258H42V257H40V256H38V255H35V256H33L34 254H36V252L34 251V250H32L33 252H35L34 254H33V252L32 251H30L31 250V246H32V244L30 243V241L32 240V242H34V243H36V241H37V239H39L42 235V233H44V234H47L46 232H54L55 230H54ZM63 228H66L65 229V231H64V233H63ZM91 228V227H90ZM112 228V229H111ZM128 228V229H127ZM139 228H140V230H139ZM188 230H186V229ZM189 228V229H190ZM208 228V229H207ZM226 228H227V230H226ZM247 228H250V229H247ZM256 228H258V229H256ZM14 229V230H13ZM46 231H45V230ZM68 229V230H67ZM85 229V230H84ZM95 229V228H94ZM134 231H133V230ZM151 229H153L152 231H151ZM168 229V230H167ZM182 229H183V231H182ZM16 230V231H15ZM24 230H23V232H24ZM35 230H37V233H35L36 235V237H35V239H34V232H36ZM47 230H49V231H47ZM67 230V231H66ZM124 230H126V231H124ZM145 232L144 234H146L145 236H147V240L145 239V237H144V234H143V231ZM147 230V231H146ZM155 230V231H154ZM204 230V231H205ZM225 230V231H224ZM249 230H251V232L249 231ZM259 231V235H258V231ZM41 231H43V232H40ZM45 231V232H44ZM71 231V232H70ZM135 231H142L141 233L142 234H140L139 232L137 233V232H135ZM151 231L152 232V235H150V233L149 232ZM157 231H159V232H157ZM163 231V232H162ZM169 233L168 234V236H167V232ZM181 231V232H180ZM187 231V232H186ZM203 231V232H204ZM225 233H224V232ZM227 231V232H226ZM230 231V232H229ZM248 231H249V233H248ZM12 232H14L15 234H13ZM31 232V233H30ZM33 232V233H32ZM128 232H130V233H132V235L135 237L137 234H139V236L141 237L140 239H139V236H137V237H133L131 234H127ZM133 232H135V233H133ZM154 232H156L155 233V235H153L154 234ZM162 233L163 234V238H161V240L162 239H164V240H166L165 242L166 243H164V241H162L161 242V240H159L158 241V239H159V233ZM175 232V233H174ZM209 232H212V231H209ZM239 232H241V233H239ZM254 232V234H253V238H251V233H253ZM261 232V233H260ZM28 233H29V235H28ZM38 233H40V234H38ZM68 233H71V234H68ZM82 233V234H81ZM160 233V234H161ZM195 234L197 233V232H194ZM230 233H231V235H230ZM6 234V235H5ZM32 234V235H31ZM158 236H157V235ZM166 234V235H165ZM180 234H181V236H180ZM194 234V235H195ZM198 234V233H197ZM199 234H200V232H199ZM210 234V235H209ZM251 234V235H250ZM261 234H262V236H261ZM12 235H13V237H12ZM14 235L16 236V238L14 237ZM69 235H70V237H69ZM74 235V236H73ZM178 235H179V237H178ZM216 235H219V236H216ZM244 235H246V237L244 236ZM249 235H250V239H249ZM257 235V236H256ZM7 236H9V237H7ZM79 236V237H78ZM154 236H156V237H154ZM171 236V237H170ZM177 236V237H176ZM207 236H209V237H211V238H209V237H207ZM259 236V237H258ZM19 237V238H18ZM24 237H25V240L26 239H29V240H24ZM27 237V238H26ZM233 237V238H232ZM242 237V238H241ZM243 237H244V240H242L243 239ZM257 237V238H256ZM263 237V238H262ZM9 238V239H8ZM37 238V239H36ZM156 238H158V239H156ZM172 238V239H171ZM208 238V239H207ZM258 238H259V240H258ZM135 239V240H134ZM137 239V240H136ZM145 239V241H143L142 242V240H144ZM149 239V240H148ZM206 239V240H205ZM240 241H239V240ZM247 239H249L248 240V242L246 241ZM251 239H256V240H251ZM36 240V241H35ZM103 240H104V244H103ZM205 240V241H204ZM237 240H238V242H237ZM259 242H258V241ZM67 241V242H66ZM96 241H97V243H96ZM101 241V242H100ZM140 241V242H139ZM151 242V244H149L148 245V248H143V246H145L146 245V243L147 242ZM251 241H253V242H251ZM126 241H124V242H122V245L124 246V243H125ZM138 242V243H137ZM142 242V244L141 245H143L142 246V248H143V252H142V248L140 249V247H141V245H139L140 243ZM144 242H146V243H144ZM149 242V243H150ZM233 242L235 243V242H237V244H233ZM239 242H240V244H239ZM245 242H247V244L245 243ZM255 242H256V246H255ZM28 243L31 245H29L31 248H29V246H28ZM68 244V245H65V244ZM102 243V244H101ZM249 243H253V248H252V244H249ZM14 244L16 245V247L14 246ZM52 243H50V245H51ZM52 244V245H53ZM56 244V245H55ZM92 244V245H93ZM246 244V245H245ZM12 245V246H11ZM91 245V246H92ZM94 245L92 246V247H94ZM104 245V246H103ZM121 245V244H120ZM139 245V246H138ZM220 245H222L221 247H220ZM224 245V246H223ZM233 245L235 246L234 247V249H233ZM7 247V250H6V254L7 255H9V253L11 252L12 254H13V257H12V255H11V257H8V256H5L6 254L4 253V251H5V249L4 248H6ZM53 246V247H54ZM97 246V245H96ZM122 246V247H123ZM134 246V248H132ZM238 246H240L239 247V251H238ZM10 247V248H9ZM12 247V248H11ZM58 247H60L58 250H57V257H55L54 258V256H56L54 253H56V249L58 248ZM122 247H121V249H122ZM219 247L221 248V249H219ZM262 247H263V250H262ZM8 248H9V250H8ZM14 248H17V249H14ZM126 248L129 250L130 248H131V252H128V250H126ZM206 248V249H205ZM235 248H237V249H235ZM21 249V250H20ZM34 249V248H33ZM95 249H100V248H95ZM145 249V250H144ZM248 249H250L249 251H251V252H248V253H246L245 252V250H248ZM254 249V250H253ZM16 250H18V251H16ZM52 250V251H53ZM139 251V250H141V258L139 257L138 258V256L137 255H139L138 253L139 252H136V251ZM207 250V251H206ZM222 250H224L225 252H221ZM227 250H230V251H227ZM236 250V251H235ZM61 251V252H60ZM133 251V252H132ZM19 252V253H18ZM135 252H136V254H135ZM229 252H231V254H233V255H231V254H229ZM261 252V259H264V255H263V253ZM25 253V254H24ZM52 253V252H51ZM104 253V254H103ZM132 253V254H131ZM222 253V254H221ZM234 253H238L237 255H238V257H237V255L236 254H234ZM5 254V255H4ZM224 254H226V255H224ZM239 254H241L240 256H239ZM247 254V255H246ZM123 255H125V254H123ZM139 255V256H140ZM231 255V256H230ZM16 256H17V258H16ZM25 256H26V259H25ZM47 256H50V257H48V260H47ZM232 256H234V257H232ZM8 257V259H6ZM20 257V258H19ZM37 257L38 258H40V261L41 262H39V260L37 259ZM44 257V256H43ZM13 258V259H12ZM15 258H16V260H15ZM19 258V259H18ZM57 258V259H56ZM101 258V259H100ZM107 258V259H106ZM240 258V259H239ZM243 258H245V260L243 259ZM10 259H12V262H11V260ZM81 259V258H80ZM237 259V260H236ZM240 261H239V260ZM246 259H247V262H246ZM10 260V261H9ZM232 260H235L234 262H232ZM9 261V262H8ZM22 261V262H21ZM36 261V262H35ZM51 261V262H50ZM69 261V260H68ZM112 261V263H110ZM115 261V262H114ZM196 261V262H195ZM11 262V263H10ZM27 262V261H26ZM50 262V263H49ZM70 262V263H69ZM69 262H65V263H61V262H59L60 264H71V263H73V261H69ZM116 262H118V263H116ZM222 262V263H221ZM253 262H255V264H264V260L263 261H258L257 260V263H256V260H253ZM58 263V264H59ZM27 264V263H26ZM254 264V263H253Z\"/></svg>","mask_w":264,"mask_h":264},{"label":"bare ground","instance_id":"2","mask_svg":"<svg viewBox=\"0 0 264 264\" xmlns=\"http://www.w3.org/2000/svg\"><path fill=\"white\" fill-rule=\"evenodd\" d=\"M3 1H4V0H0V5L3 3ZM11 1H13V0H11ZM11 1H10V2H11ZM14 1H15V0H14ZM17 1H18V0H17ZM39 1L41 2V0H39ZM42 1H45V2H46V0H42ZM65 1H66V2H71L72 0H65ZM96 1H98V0H80V2L83 3V5H82L81 8H84V10H85V7L87 8L85 15H86L87 12H88V7H87V6L91 5V3H94V2H96ZM102 1L105 2V0H102ZM102 1H101V4H105V3L107 4V2L103 3ZM106 1H107V0H106ZM108 1H109V0H108ZM123 1L127 2V0H123ZM139 1H140V0H139ZM144 1H145V0H144ZM148 1H149V0H148ZM152 1H153V0H152ZM152 1H151V2H152ZM155 1H156V0H155ZM155 1H154V2H155ZM169 1H170V0H169ZM169 1H168V2H169ZM171 1H172V4L169 3V4H170L169 7H170V6L175 7V6H174V2H175V0H171ZM173 1H174V2H173ZM176 1H177L176 4L180 3L179 0H176ZM196 1L199 2V3H200V1L202 2V0H200V1L196 0ZM206 1L208 2V0H206ZM229 1L231 2V0H229ZM5 2H6V4H7V0H6ZM26 2H27V1H26ZM60 2H61V1H60ZM121 2H122V1H121ZM141 2H142V1H141ZM168 2H167V0H166L165 5H163V3H159L160 8L162 7L161 9L165 10L166 5H167ZM211 2H212V0H211ZM211 2L209 1L208 3H210V4L212 5ZM240 2H241V1H240ZM11 3H12V2H11ZM13 3H14V2H13ZM42 3H43V2H42ZM42 3H41V5H42ZM55 3H57V2L55 1ZM82 3H80V4H82ZM127 3H128V2H127ZM127 3H125V4H127ZM129 3H131L130 6L132 7V6H133V3H132L131 1H130ZM138 3H139V2H138ZM143 3H144V2H143ZM149 3H150V2H149ZM152 3H153V2H152ZM181 3H182V2H181ZM181 3H180V4H181ZM183 3H184V2H183ZM234 3H237V2H234ZM94 4L97 5V3H94ZM101 4H98V6L100 7ZM121 4H122V3H121ZM121 4H120V5H121ZM125 4H124V2H123L122 5L125 6ZM146 4H147V2H146ZM150 4H151V3H150ZM150 4H147L148 6H145L144 4H143V5L140 4V5H139L140 7L138 6L140 9H141V6H143V9H144V10H140V11H142V14H143V11H144V13H145V12H148L149 15H151L150 13H153V11H156V9H157L158 7H155L156 9H154V7H153L154 5H153V4L150 5ZM156 4H157V1H156ZM160 4H161V5H160ZM213 4H215V3H213ZM216 4H217V3H216ZM216 4H215V6H216ZM231 4H232V3H231ZM247 4H248V3H247ZM11 5H12V4H11ZM15 5H16V4H15ZM35 5H36V4H35ZM44 5H45V4H43V6H44ZM122 5H121V6H122ZM128 5H129V4H128ZM128 5H126V6H128ZM157 5H158V4H157ZM157 5H156V6H157ZM178 5H179V4H178ZM183 5H184V4H183ZM190 5H191V4H190ZM197 5L199 6V4H197ZM219 5H222V4L219 3ZM235 5H236V4H235ZM240 5H241V4H240ZM17 6H18V5H17ZM36 6H37V5H36ZM48 6H49V5H48ZM84 6H85V7H84ZM98 6H97V7H98ZM103 6H104V5H103ZM105 6H106V5H105ZM105 6H104V8H103L104 11H106V10H105ZM115 6H116V5H115ZM118 6H119V5H118ZM118 6H117V7H118ZM121 6H119V8H122ZM126 6H125V8H127ZM136 6H137V4H136ZM187 6H188V5H187ZM215 6H214V7H215ZM217 6H218V5H217ZM227 6H228V3H227ZM229 6H230V5H229ZM231 6H233V5H231ZM27 7H28V6L26 5V8H27ZM30 7H31V6H30ZM91 7H95V6L93 5V6H91ZM101 7H102V6H101ZM131 7H130V8H131ZM181 7H182V10H185V8L183 9V7H185V5H184V6H181ZM200 7H201V6H200ZM2 8H3V7H2ZM2 8H1V9H2ZM40 8H41V7H40ZM125 8H124V9H125ZM130 8H129V10H130ZM187 8H189V7H187ZM207 8H208V6H207ZM218 8H219V7H218ZM230 8H231V7H230ZM1 9H0V10H1ZM89 9H91V8L89 7ZM94 9L97 10L98 8L95 7V8H93L92 10H94ZM117 9H118V8H117ZM133 9H134V8H133ZM133 9H132V10H133ZM152 9H154V10H152ZM158 9H159V8H158ZM158 9H157V11H158ZM205 9H206V8H205ZM213 9H214V8H213ZM242 9H243V8H242ZM251 9H252V8H251ZM34 10H35V9H34ZM51 10H53V9H51ZM92 10H90V11H92ZM98 10H99V9H98ZM98 10H97V11H98ZM101 10H102V8H101ZM107 10H108V9H107ZM109 10H111V9H109ZM118 10H120V9H118ZM118 10H117V13H115V14H118V13H119ZM121 10H122V9H121ZM121 10H120V11H121ZM129 10H128V11H129ZM132 10L129 11V12L126 11V10H123V11H122V13H123L124 11H126L125 13L129 14V15H128V22H127L128 25L126 24V25H127V27H126L125 24H122L123 26L125 25V27H126V28L124 27V28H125L124 31L121 30V29H122L121 27L119 28V31L121 30V32H119V33H121V35L118 34V35H119V36H117V37H118V38H117L118 41H117V39L114 40L115 37H114V39L112 38V40H114L113 43L117 41V42H118V45H119V43H120V44H121V47H123V48H124L125 45L130 44L129 42H131L132 39H136L135 36L138 35L137 32H139V35H140V33H143V32H141V31L147 29L148 32L145 31L144 34H146V32L149 34V30H150V29H148V28L151 27V23H150L151 20H150V19H149V20H148V19H146V20H145V19L137 20V19H136V16H137L139 13H138V14L136 13V15L133 17V16H132V15H133ZM172 10H174V8H173ZM172 10H170V12H172ZM210 10H211V9H210ZM210 10H208V11H210ZM215 10H216V9H215ZM226 10H227V9H226ZM243 10H244V9H243ZM249 10H250V8H249ZM249 10H247V11H249ZM8 11H9V10H8ZM115 11H116V9H115ZM134 11H136V10L134 9ZM137 11H139V9H138ZM137 11H136V12H137ZM157 11H156V13H157ZM166 11H167V9H166ZM166 11H165V12H166ZM219 11H220V10H219ZM241 11H242V10H241ZM263 11H264V10H263ZM5 12H6V11H5ZM31 12H32V11H31ZM31 12H30V13H31ZM80 12H81V11H80ZM102 12H103V11H102ZM130 12H131V13H130ZM179 12H181V11H178V12H174V13H173L174 18H172V21H173V19H174V23L170 20L171 24L173 23V26H176V25H177V24L174 25V24L176 23V22H175V19H176V18H180V17H177L178 15H179V16L181 15ZM210 12H211V11H210ZM215 12H217V11H215ZM215 12H214V13H215ZM220 12H221V11H220ZM244 12H246V11H244ZM253 12H254V11H253ZM39 13H40V12H39ZM148 13H147V14H148ZM166 13H167V12H166ZM185 13H186V11H185ZM224 13H225V12H224ZM224 13H223L222 15H224ZM226 13H227V12H226ZM250 13H252V11H251ZM254 13L258 15L259 12H258V13L254 12ZM6 14H8V13H6ZM19 14H20V13H19ZM22 14H23V13H22ZM25 14H26V13H25ZM36 14H37V13H36ZM90 14H91V13H90ZM109 14H110V15H109V16H110L109 18H111V19H112V18L115 19L114 17H116V15L114 16V13H109ZM111 14H113V17H111V16H112ZM119 14H120V13H119ZM119 14H118V15H119ZM127 14H126V15H127ZM153 14H155V13H153ZM163 14H164V13H163ZM175 14H176V15H175ZM244 14H246V13H244ZM255 14L252 13V15H255ZM12 15H13V14H12ZM31 15H32V14H31ZM88 15H89V14H88ZM88 15H87V16H88ZM123 15H124V14H123ZM123 15L120 14V16H122V17H123ZM126 15H124V17H125ZM149 15H148V16H149ZM158 15H159V14H158ZM164 15H166V14H164ZM167 15H168V14H167ZM171 15H172V14H171ZM171 15H168V16L170 17ZM182 15H183V14H182ZM187 15L189 16V14H187ZM242 15H243V14H242ZM257 15H256V16H257ZM259 15H260V14H259ZM83 16H84V13H83ZM89 16H90V15H89ZM103 16H104V15H103ZM120 16H118V18H119ZM138 16H139V15H138ZM156 16H157V15H154V20L157 22V20H158L157 18L160 17V16H162V15H160V16H158V17H156ZM185 16H186V15L183 16L184 18L181 17V19H182L181 21H182V22L179 20V23H183V24H185V22L183 21V20H185ZM188 16H187V17H188ZM208 16H209V15H208ZM228 16H229V15H228ZM256 16L254 17L255 19H257ZM0 17H1V16H0ZM43 17H44V16H43ZM84 17H85V19H86V16H84ZM90 17H91V16H90ZM149 17H150V16H149ZM151 17H152V16H151ZM165 17H166V16H165ZM165 17H164V18H165ZM246 17H247V15H246ZM252 17H253V16H252ZM252 17H251V18H252ZM258 17H259V16H258ZM262 17H263V16H262ZM262 17H261V18H262ZM93 18H94V17H93ZM107 18H108V17H107ZM125 18H127V16H126ZM140 18H141V17H140ZM145 18H146V17H145ZM160 18H162V17H160ZM164 18H162V19L164 20ZM212 18H213V20L215 19V17H212ZM233 18H234V17H233ZM247 18H248L249 21H250V16H248ZM88 19H89V20H88ZM90 19H92V17H91V18H88V17H87V19H86V22H85V23H86L87 26H86L85 23H84V25H85L86 27H88V29L86 30V31H88V32H92V31L94 30V29H92L91 31H89V30L91 29L90 27H93V25L89 26L90 24H89L88 22L90 21ZM168 19H169V18H168ZM201 19H203V17H202ZM255 19L252 20V21H255ZM64 20H65V19H64ZM87 20H88V21H87ZM92 20H93V19H92ZM98 20H99V19H98ZM98 20H97V21L95 20V22H96V23L98 22V24L101 25L102 22L100 23ZM103 20H104V19H103ZM103 20H102V21H103ZM154 20H153V22H154ZM176 20H177V19H176ZM186 20H187V19H186ZM186 20H185V21H186ZM206 20H208V19H206ZM210 20H211V19L209 18L208 21L210 22ZM213 20H212V21H213ZM227 20H230V18H228ZM245 20H246V18H245ZM257 20H258V19H257ZM257 20H256V21H257ZM259 20H260V19H259ZM100 21H101V20H100ZM122 21H124V18H123V20H121V22H122ZM125 21H126V20H125ZM159 21H160V20H159ZM159 21H158V22H159ZM167 21H169V20H167ZM189 21H190V20H189ZM231 21H233V23L235 22V20H233V19H231ZM252 21H250V23H251ZM261 21L263 22V20H261ZM261 21H260V23H261ZM25 22H26V21H25ZM33 22H34V21H33ZM79 22H80V21H79ZM93 22H94V21H93ZM93 22H92V23H93ZM153 22H152V23H153ZM156 22H155V23H156ZM170 22H168V25H171ZM209 22H208V23H209ZM213 22H215V21H213ZM258 22H259V21H258ZM12 23H13V22H12ZM27 23H28V22H27ZM104 23H105V21H104ZM106 23H107V22H106ZM122 23H123V22H122ZM124 23H125V22H124ZM164 23H165V22H164ZM166 23H167V22H166ZM189 23H190V22H189ZM230 23H231V22H230ZM15 24H16V23H15ZM88 24H89V25H88ZM94 24H95V23H94ZM98 24H97V25H98ZM102 24H103V23H102ZM109 24H110V23H109ZM115 24H116V23H115ZM118 24H119V23H118ZM209 24H210V23H209ZM234 24H237V23H234ZM234 24H232V25H234ZM258 24H259V23H258ZM262 24H263V23H262ZM60 25H61V24H60ZM81 25H82V24H81ZM81 25H80V26H81ZM100 25H98V27H99ZM103 25H104V24H103ZM122 25H120V26H122ZM158 25H160V23L157 24L156 26L158 27ZM163 25H164V24H163V22H162L161 25H160L161 28L165 27V26H163ZM210 25H211V24H210ZM248 25H249V24H248ZM250 25L255 26L256 24H255V22H254V24H250ZM78 26H79V25H78ZM82 26H83V25H82ZM123 26H122V27H123ZM171 26H172V25H171ZM178 26H179V25H178ZM216 26H217V25H216ZM244 26H245V25H244ZM256 26H257V25H256ZM263 26H264V25H263ZM39 27H40V26H39ZM60 27H61V26H60ZM63 27H64V26H63ZM95 27H96V26H95ZM103 27H104V26H103ZM114 27H115V26H114ZM179 27H180V26H179ZM207 27H208V26H207ZM213 27H214V24H213ZM213 27H212V28H213ZM234 27H236V25H234ZM259 27H260V26L258 25V29H259ZM51 28H52V27H51ZM61 28H62V27H61ZM81 28H83V29H81V30H84V27H81ZM101 28H102V26H101ZM101 28H100V30H101ZM111 28H112V26H111ZM124 28H123V29H124ZM153 28L155 29L156 27H155V26H154V27L152 26L150 36H154V35H151V34L153 33V31H152ZM167 28H168V26H167ZM169 28H170V27H169ZM210 28H211V27H210ZM210 28H209V29H210ZM243 28H244V27H243ZM253 28H254V27L251 26V30H252ZM53 29H54V28H53ZM59 29H60V28H59ZM106 29H108V25H107V28H106ZM106 29L104 28V30H106ZM109 29H110V27H109ZM154 29H153V30H154ZM158 29H159V27H158ZM175 29H176V28H174L173 32L175 31ZM203 29H204V28H202V30H203ZM214 29H215V28H213V32L215 31ZM227 29H228V28H227ZM230 29H232V28H230ZM254 29H255V28H254ZM256 29H257V27H256ZM12 30H13V29H12ZM81 30H80V31H81ZM165 30H166V28H165ZM165 30H164V31H165ZM176 30H177V29H176ZM210 30H211V32H212V29H210ZM235 30H236V28H235ZM245 30H246V28H245ZM263 30H264V28H263ZM65 31H66V28H65ZM86 31H85V32H86ZM102 31H103V30H102ZM122 31H123V33H122ZM169 31L171 32L172 30H168V32H169ZM246 31H247V30H246ZM248 31H250V30H248ZM252 31H253V30H252ZM252 31H250V32H252ZM68 32H69V31H67V33H68ZM85 32H84L85 35L83 34V31L80 32V33H81V36H83V35H84V36H87V35H86L87 32H86V33H85ZM107 32H108V31H107ZM114 32H115V31H114ZM114 32H113V33H114ZM157 32H159V31L157 30ZM160 32H161V31H160ZM170 32H169V33H170ZM192 32H193V31H192ZM204 32H205V31H203V33H204ZM215 32H216V31H215ZM223 32H225V31H222V30H221L220 34L223 35ZM58 33H59V32H58ZM67 33H65L66 37H67V35H68ZM95 33H98V34H99V33H101V32H98V30H97V32H95ZM95 33H93V34H95ZM154 33H156L155 30H154ZM195 33H196V31H195ZM199 33H200V32H199ZM205 33H207V32H205ZM245 33H248V32H245ZM260 33H261V32H260ZM16 34H17V33H16ZM16 34H15V35H16ZM63 34H64V32H63ZM69 34H72V33L70 32ZM77 34L79 35V33H77ZM87 34H88V36L90 37V33H87ZM91 34H92V33H91ZM98 34H97V35H98ZM101 34H102V33H101ZM101 34H100V35H101ZM106 34H107V33H106ZM110 34H112V33H110ZM114 34H115V33H114ZM148 34H146L145 36H147V38H150ZM158 34H159V33H158ZM170 34H172V33H170ZM214 34L217 35V33H214ZM235 34H236V33H235ZM258 34H259V33H258ZM44 35H47V34H44ZM51 35H52V34H51ZM97 35H96V36H97ZM139 35H138V36H139ZM155 35H156V34H155ZM167 35H168V37L173 36V34H172L171 36H169V34H167ZM176 35H177V34H176ZM176 35H175V36H176ZM205 35H206V34H205ZM224 35H225V34H224ZM224 35H223V36H224ZM231 35H232V34H231ZM237 35H239V34H237ZM248 35H249V34H248ZM47 36H49V35H47ZM96 36H95V37H96ZM104 36H105V35H104ZM104 36H103V37H104ZM110 36H111V35H110ZM140 36H141V38H142L143 35L141 34ZM140 36H139V37H140ZM145 36H143V38H144ZM160 36H162V34H159V37H160ZM218 36H219V35H218ZM218 36H217V37H218ZM255 36H256V35H255ZM41 37H42V36H41ZM41 37H40V38H41ZM68 37H70V35H69ZM91 37H93V35H91ZM105 37H106V36H105ZM111 37H112V36H111ZM157 37H158V36H157ZM164 37H165V36H164ZM187 37H188V36H187ZM192 37H193V36H192ZM198 37H199V34H198ZM198 37H197V41L201 40V38H199V40H198ZM220 37H221V36H220ZM232 37L234 38V36H232ZM241 37H242V36H241ZM244 37H245V36H244ZM247 37H248V36H247ZM252 37H253V35H252ZM77 38H78V37H77ZM79 38H80V37H79ZM79 38H78V39H79ZM81 38H82V37H81ZM85 38H86V40H88L87 37H84V38H82V39H85ZM100 38H101V36H100ZM106 38H107V37H106ZM151 38H153V37H151ZM151 38H150V41H151V40H152V41L155 40V39L153 40V39H151ZM185 38H186V37H185ZM248 38H249V37H248ZM62 39H63V38H62ZM92 39H93V41H94V38H92ZM92 39H91V40H92ZM145 39H146V37H145L144 40H142V41H143V42H144V41L146 42ZM165 39H166V40H165ZM165 39H162V37L159 38V40H160L159 42H160V43H159V42H158V43L160 44V48H161V43H164V44H162V45H165V41H166V43H168V42H167V38H165ZM171 39H172V38H170V40H171ZM178 39H179V38H178ZM181 39H182V38H181ZM186 39L188 40V38H186ZM206 39H207V38H206ZM214 39H215V38H214ZM243 39H244V38H243ZM252 39H253V38H252ZM260 39H261V38H260ZM43 40H44V39H43ZM91 40H90V41H91ZM103 40H104V38H103ZM105 40H106V39H105ZM105 40H104V41H105ZM108 40H109V39H108ZM108 40H107V42H108ZM161 40H162V41H161ZM163 40H164V42H163ZM174 40H175V38H174ZM182 40H183V39H182ZM215 40H216V39H215ZM227 40H228V39L225 40V42L227 43L226 45L224 44V42L222 43V42L220 41V42H221L222 44H224V45L221 46V47H220V46H219V47L216 46L217 48L213 46L215 43H214V44L212 43V44L210 45V42L208 41L207 44H209V45H210L211 47H213V48H211L212 50H210V48L208 47L209 50H207V51L205 52V57L203 56V57H204V60H201L202 57L199 59L200 56L197 57V56L195 55V56L197 57V59H199L198 63H199V65H200V67H201L200 69H206V70H207V69L209 68V71H210V69L212 68V66H214V64H216V62H217L218 64H219V63H224V61H226V58H228V56H231V55H234V54H235V55H238L239 52L243 51L244 48L241 49V47H242L241 44L239 45V44H236V43L232 42V41H233L232 39H231L232 41L230 40V42L227 41ZM237 40H238V39H237ZM245 40H246V45H247L248 41H250V38H249V40H248L247 38H246ZM258 40H259V39H258ZM53 41H54V40H53ZM66 41H67V40H66ZM81 41H82V42H86L85 40H84V41L81 40ZM81 41H79V42H81ZM88 41H89V40H88ZM90 41H89V42H86V43L89 44ZM96 41L98 42V36H97V40H95V42H94L95 44L97 43ZM99 41H100V40H99ZM134 41H135V40H134ZM138 41H141V39L139 38ZM148 41H149V40H148ZM150 41H149V43H150ZM171 41H172V40H171ZM171 41H170V42H171ZM184 41H185V40H183V42H184ZM193 41H195V40H193ZM201 41H202V40H201ZM256 41H257V40H256ZM91 42H92V41H91ZM107 42H103V44H105V43H107ZM109 42H111V41H109ZM117 42H116V43H117ZM143 42H141V43H143ZM155 42H156V40L154 41V43H155ZM178 42H179V41H178ZM181 42H182V41H181ZM183 42H182V45H183ZM188 42H189V40L187 41V45H188ZM212 42H214V41H212ZM216 42H217V40H216ZM237 42H238V41H237ZM240 42H241V41H240ZM101 43H102V40H101ZM113 43H112V45H113ZM116 43H115V44H116ZM135 43H136V42H135ZM185 43H186V41H185ZM185 43H184V44H185ZM192 43H194V42H192ZM197 43H199V42H197ZM197 43H196V44H197ZM201 43H202V44H200V45H203V44H204L203 41H202ZM243 43H245V42L243 41ZM243 43H242V44H243ZM250 43H251V42H250ZM260 43H261V42H260ZM87 44H86V45H87ZM97 44H99V43H97ZM107 44L109 45V44H111V43H107ZM115 44H114V45H115ZM131 44H132V42H131ZM194 44H195V43H194ZM216 44H217V43H216ZM248 44H249V43H248ZM256 44L258 45L259 43H256ZM47 45H49V44H47ZM47 45H45V48H46ZM79 45H80V43H79ZM91 45H92V43H91ZM99 45H100V44H99ZM108 45H104V46L109 47ZM137 45H138V44H137ZM144 45H145V46H146V45L151 46V45H154V44H153V42H152L151 44H147V42H146V44L144 43ZM156 45H157V44H156ZM167 45H168V47H171V46H172V42H171V44H170L171 46H169V43L166 44V46H167ZM209 45H208V46H209ZM220 45H221V44H220ZM246 45H245V46L243 45V46L246 47ZM253 45H254V44H253ZM27 46H28V45H27ZM40 46H41V45H40ZM40 46H39V47H40ZM42 46H43V45H42ZM82 46H83V45H82ZM84 46H85V43H84ZM87 46H89V45H87ZM104 46H103V49H104ZM110 46H111V45H110ZM149 46H148V47H149ZM173 46H174V45H173ZM173 46H172V48H173ZM194 46H195V45H193V47H194ZM258 46H259V45H258ZM22 47H23V46H22ZM28 47H29V46H28ZM30 47H31V46H30ZM32 47H33V46H32ZM35 47H36V46H35ZM35 47H34V50H35ZM43 47H44V46H43ZM49 47H52V46L49 45ZM59 47H60V46H59ZM61 47H62V46H61ZM78 47H79V46H78ZM80 47H81V45H80ZM93 47H95V46L93 45ZM98 47L102 50V47H100V46H98ZM111 47H112V46H111ZM117 47H120V45H119V46H116V45L114 46V48H117ZM121 47H120V48H121ZM127 47H130V45H128ZM142 47H143V46H142ZM176 47H177V44H176ZM184 47H187V46L184 45ZM190 47H191V46L189 45V48H190ZM195 47H196V46H195ZM197 47H199V46H197ZM200 47H201V46H200ZM25 48L27 49L26 46H25ZM25 48H23V50H26ZM52 48H53V47H52ZM55 48H56V46H55ZM64 48H65V47H64ZM64 48H62V49H64ZM83 48H84V47H83ZM83 48H81V49H83ZM91 48H92V47H91ZM91 48H90L89 50H91ZM99 48H98V49H99ZM150 48H151V47H150ZM166 48H167V47H166ZM172 48H171V50H174L175 47H174L173 49H172ZM182 48H183V46H182ZM203 48H205V47H203ZM246 48H247V47H246ZM259 48H260V47H259ZM261 48H263V49L260 51ZM261 48L259 49V51L264 55V47H263L262 45H261ZM29 49H30V48H29ZM31 49H32V48H31ZM38 49H39V48H38ZM46 49H48V47H47ZM46 49H45V50H46ZM59 49H60V48H59ZM59 49L57 48V50H59ZM66 49H67V48H65V49L63 50V51H64V52H63V55H64V56H61V54H60L61 57L59 56V54L57 55V54H49V53H48L49 55H47V52H46V55H47V56H45V55L43 54V55L45 56V57L43 56V58H39V57H41V55L38 56V57H36V56H31L30 58L28 57V58H27V61H26L25 59L23 60V61H26V62H25V64H26L25 69H26V68H27V69L30 68L28 65H32V64H33V65H34V64H38L39 66H40V64H44L45 66H43V67H45V70H47V68H46L47 65H49V66H50V65H59V66L61 65V67H62V65H63V67H64V65H65V66H67V67H71V68L76 67V68H77V61H78L79 59H83L82 62L85 61L84 59H87V60L89 59V58H85V57H87L85 54H86V53H88V54L90 53V51H88V49H86V51H88V52L85 51L86 53L83 51L85 54H84V53L81 54L82 51H81V52H77V49H78V48H76V50H75V48H74V50H73V48H72L73 51H72L71 49H69V50H71V52L69 51V53H65V51H67ZM81 49H80V50H81ZM133 49H134V48H133ZM133 49H132V50H133ZM135 49H137V55H138V53H139L138 48H135ZM154 49H155V48H154ZM184 49H187V48H184ZM196 49H197V48H196ZM205 49H207V46H206ZM256 49H257V48L255 47V51H256L255 53H256V55H257V50H256ZM19 50H20V49H19ZM19 50H18V51H19ZM51 50H52V49H51ZM84 50H85V49H84ZM92 50H93V49H92ZM96 50H97V45H96V49H95V51H94V52L91 51L92 54L95 53ZM101 50H98V51H100V53L98 52L99 55L101 54ZM104 50H105V49H104ZM106 50H107V49H106ZM116 50H117V49H116ZM116 50H115V52H116ZM129 50H130V49H129ZM142 50H143V49H142ZM145 50H146V49H145ZM161 50H162V49H161ZM166 50H167V52H170V51H171L170 49H169V51H168V49H166ZM177 50H179V49H177ZM177 50H176V51H177ZM201 50H202V49H201ZM201 50H200V51H201ZM245 50H246V49H245ZM245 50H244V51H245ZM15 51H16V50H15ZM15 51H14V52H15ZM26 51H27V52H30V50H29V51L26 50ZM26 51H25V52H26ZM36 51L39 52L37 49H36ZM36 51H35V53H36ZM52 51H53V50H52ZM78 51H79V50H78ZM147 51H148V50H147ZM154 51H155V50H154ZM158 51H159V50H158ZM158 51H156V52H158ZM163 51H164V50H163ZM176 51H173V52L171 51V52H172L171 54L176 55V54L174 53V52H176ZM184 51H185V53H186V50H184ZM188 51H189V49H188ZM244 51H243V52H244ZM40 52H41V50H40ZM40 52H39V53H40ZM43 52H44V51H42L41 53H43ZM49 52H50V51H49ZM53 52H55V49H54ZM53 52H52V53H53ZM110 52H113V50L111 49ZM125 52H126V51H125ZM125 52H124V53H125ZM156 52H155V53H156ZM178 52H180V51H178ZM181 52H183V51H181ZM15 53H16V52H15ZM20 53H21V51H19V54H18V53H17V54H18L19 56H21ZM23 53H24V51H23ZM56 53H57V52H56ZM96 53H97V52H96ZM118 53H119V51H118ZM130 53H132V51H131ZM143 53H144V51H143ZM152 53H153V52H152ZM183 53H184V52H183ZM192 53H193V52H192ZM8 54H9V53H8ZM80 54H81V55H80ZM98 54H94L93 57L95 58V55H98ZM102 54H104V53H102ZM102 54H101V55H102ZM109 54H110V53H109ZM120 54H121V53H120ZM145 54H146V53H145ZM178 54H180V53H178ZM246 54H247V53L245 52V53H243L242 55H246ZM253 54H254V53H253ZM262 54H261V56H263ZM22 55H23V56H22V58H23V57H24V54H22ZM27 55H28V54H27ZM35 55H36V54H35ZM90 55H91V54H90ZM110 55H111V54H110ZM135 55H136V54H135ZM148 55H149V54H148ZM165 55H166V54H165ZM165 55H164V56H165ZM8 56H9V55H8ZM91 56H92V55H91ZM104 56H105V55H104ZM111 56H112V55H111ZM125 56H127V55H125ZM142 56H143V55H142ZM164 56H163V57H164ZM177 56H178V55H177ZM181 56H183V55H181ZM188 56H189V55H188ZM201 56H202V55H201ZM246 56H248V57H246V58H249V55H248V54H247ZM251 56L253 57V56H255V55H251ZM93 57L90 58V62H91V61H94ZM97 57H98V56H96V58H97ZM100 57H102V56H100ZM139 57H140V56H139ZM174 57H175V56H174ZM185 57H186V54H185ZM190 57H191V56H190ZM193 57H194V53H193ZM196 57H194V58H196ZM231 57H232V56H231ZM233 57H234V56H233ZM263 57H264V56H263ZM11 58H12V57H11ZM14 58H15V60L12 59V60H13V63H14V61L16 62L17 59H19V58H16V57H14ZM22 58H21V59H22ZM25 58H26V56H25ZM105 58H106V57H105ZM113 58H115V57H113ZM164 58H165V57H164ZM234 58H235V57H234ZM260 58H261V57L259 56L258 59L256 60V56H255V58H252V60L255 59L257 62H259L258 60H260V62H261V59H260ZM130 59H132V58H130ZM134 59H135V58H134ZM134 59H133V60H134ZM139 59H140V58H138L137 60H139ZM145 59H146V58H145ZM145 59H144L145 62L143 61V62H144V65L146 64V60H145ZM151 59H152V57H151ZM173 59H175V58H173ZM179 59H180V58H179ZM185 59H186V58H185ZM228 59H229V58H228ZM250 59H251V58H250ZM0 60H3V59L0 58ZM87 60H86V61H87ZM100 60L102 61L103 59L100 58ZM104 60H105V59H104ZM116 60H117V59H116ZM133 60H132V62H133ZM188 60H189V57H188ZM200 60H201V61H200ZM229 60H232V59H229ZM233 60H234V59H233ZM252 60H250V61H252ZM19 61H21V60L19 59L18 62H19ZM86 61H85V63L83 62V63L85 64V66L88 64V61H87V63H86ZM95 61L97 62L96 59H95ZM189 61H190V60H189ZM234 61H235V60H234ZM238 61H239V60L236 59V62H234V64L239 63L241 60H240L239 62H238ZM244 61H245V60H244ZM244 61L242 62L243 65H245V64H244ZM256 61H253V63L256 62ZM263 61H264V60H262L261 63H263ZM102 62H103V61H102ZM102 62H100V63H102ZM106 62H107V61H106ZM109 62H110V60H109ZM109 62L106 63L108 66H109V64H108ZM112 62H113V61H112ZM115 62H116V61H115ZM124 62H125V61H124ZM132 62H130V63H132ZM139 62H140V61H139ZM166 62H167V61H166ZM184 62H185V61H184ZM184 62H183V63H184ZM191 62H192V61H191ZM193 62H194V61H193ZM195 62H196V61H195ZM231 62H232V61H229V62H227V63L230 64ZM260 62H259V63H260ZM4 63H5V62H4ZM4 63H3V64L1 63V66L6 64V63H5V64H4ZM78 63H80V62H78ZM91 63H92V62H91ZM91 63H90V67L88 66L89 68L93 67V65H96L94 62H93V65H92ZM97 63H98V62H97ZM103 63H104V62H103ZM113 63H114V62H113ZM118 63H119V62H118ZM164 63H165V62H164ZM167 63H168V62H167ZM167 63L163 64V67H162V68L165 69L166 67H164V66H166ZM179 63H180V61H179ZM187 63L189 64L190 62H187ZM196 63H197V62H196ZM196 63H195V64H196ZM227 63H226V64H227ZM240 63H241V62H240ZM253 63H252V65H253ZM25 64H24L23 66H25ZM80 64H81V63H80ZM84 64H83V65H84ZM110 64L113 65L112 63H110ZM120 64H121V63H120ZM155 64H157L156 61H155ZM191 64H192V63H191ZM195 64H194V65H195ZM226 64H225V65H226ZM248 64H249V63H248ZM250 64H251V63H250ZM254 64H256V63H254ZM263 64H264V63H263ZM14 65H15V64H14ZM18 65H20V64H18ZM38 65H37V68L39 67ZM81 65H82V64H81ZM83 65H82V66H83ZM101 65H103V64H101ZM111 65L109 66V69L112 67ZM118 65H119V64H118ZM118 65L114 64V65H113V70H115L114 68H116V67L118 68ZM124 65H127V64H124ZM142 65H143V63H142ZM222 65H223V64H222ZM222 65H221V66H222ZM225 65H224V66H225ZM231 65H233V64H231ZM231 65H230V66H231ZM238 65H239V64H238ZM252 65H251V66H252ZM16 66H17V62H16ZM20 66H22V65H20ZM23 66H22V67H23ZM27 66H28V67H27ZM49 66H48V67H49ZM85 66H84V67H85ZM104 66H106V65L104 64V65L102 66L101 71H102L103 68H105ZM130 66H131V65H130ZM152 66H154V65H152ZM152 66H151V67H152ZM184 66H185L184 64H183V66H182V64H181V66H179V68H180V67H184ZM188 66L190 67V65H188ZM219 66H220V64H219ZM253 66H255V65H253ZM253 66H252V67H253ZM257 66H258V64H257ZM261 66H262V65H261ZM17 67H18V66H17ZM17 67H16V68H17ZM41 67H42V66H40L39 68H41ZM80 67H81V66H80ZM94 67H95V66H94ZM94 67H93V69H95ZM106 67H107V66H106ZM126 67H127V66H126ZM126 67H125V68H126ZM154 67H155V66H154ZM160 67H161V66H160ZM160 67L158 66V68L161 70ZM168 67H169V65L167 64V68H168ZM191 67H192V65H191ZM191 67H190V68H191ZM194 67H195V66H194ZM259 67H260V66H259ZM2 68H5V67H2ZM7 68H8V67H7ZM23 68H24V67H23ZM33 68H34V67H33ZM35 68H36V67H35ZM76 68H75V69H76ZM82 68H83V67H82ZM86 68H87V67H85V69H86ZM119 68H120V66H119ZM122 68H123V67H122ZM128 68H130V67L128 66ZM152 68H153V67H152ZM158 68L155 69V72L157 71ZM171 68H173V67H171ZM171 68H170V71H171ZM174 68H175V67H174ZM174 68H173V71H174ZM247 68H248V67H247ZM262 68H263V67H262ZM9 69H10V68H9ZM18 69H22V68L19 67ZM43 69H44V68H43ZM63 69H64V68H63ZM68 69H69V70L66 69V71L71 72V71H70L71 69H70V68H68ZM109 69L107 68V71H108ZM111 69H112V68H111ZM120 69H121V68H120ZM132 69H133V68H132ZM134 69H135V68H134ZM164 69H163V74H164V76H165V73H164V72H168V71H167L168 69H167V70L165 69L166 71H165ZM186 69H187V68H186ZM192 69H195V68H192ZM197 69H199V67H198ZM197 69L195 70V73H196ZM212 69H213V68H212ZM215 69H218V68H215ZM215 69H213V70H215ZM238 69H239V68H238ZM250 69H252V68L249 67V69L247 70V72H248V71H249V72L252 71V70H250ZM2 70L7 72L8 69L5 70V69H1V67H0V71H2ZM30 70H31V69H30ZM36 70H37V69H36ZM50 70H51V69H50ZM82 70H84V69H82ZM89 70H90V69L87 68V70H85V71L88 72ZM91 70H92V68H91ZM103 70H105V69H103ZM128 70H129V69H128ZM130 70H131V69H130ZM136 70H137V69H136ZM152 70H153V69H152ZM184 70H185V69H184ZM213 70H211V71H213ZM241 70H242V68H241ZM241 70H240V74H241ZM243 70L245 71V66H244V69H243ZM253 70H254V69H253ZM256 70H257V69H256ZM261 70H262V69H261ZM19 71H20V70H19ZM24 71H25V70H24ZM24 71H23V72H24ZM73 71H74V70H73ZM76 71H80V68H79L78 70H75V72H76ZM97 71H98V70H97ZM105 71H106V70H105ZM109 71H110V70H109ZM111 71H112V70H111ZM111 71L109 72L110 74H108V72H107L108 75H107L106 78L116 79V77L120 74V73H119V74H116V73H117V72H115L116 70L113 71L115 74L112 73ZM122 71H124V70L122 69ZM122 71H121V74H122ZM132 71H133V70H132ZM134 71H135V70H134ZM158 71H159V70H158ZM188 71H189V70H188ZM202 71L204 72V70H202ZM244 71H243V72H244ZM9 72H10V71H9ZM20 72H21V71H20ZM28 72H29V70H27V73H28ZM39 72H41V69H40ZM46 72H47V71H46ZM69 72H67V74H68ZM75 72H74V73H75ZM82 72H83V71H82ZM130 72H131V71H130ZM130 72H129V74H130ZM189 72H190V71H189ZM205 72H206V71H205ZM254 72H255V71H254ZM256 72H258V71H256ZM256 72H255V73H256ZM0 73H1V72H0ZM76 73H77V72H76ZM76 73H75V74H76ZM84 73H85V72H84ZM88 73H89V72H88ZM123 73H124V72H123ZM131 73H132V72H131ZM135 73L137 74V72H135ZM161 73H162V72L160 71V74H161ZM201 73H202V72H201ZM201 73H200V74H201ZM255 73H254V74H255ZM6 74H7V73H6ZM9 74H10V73H8V75H9ZM14 74H15V73H14ZM44 74H45V75L47 74V78L44 76V78H46V80H45L44 78H43L44 80H41V79H40V84H41V82H43V81L47 82V80H49L50 78H51V79H52V78H53V79H56L55 76L53 77V75H52V77H50V76H51L50 74H48V73H44V72L42 71V75H44ZM69 74H70V73H69ZM95 74H96V73H95ZM99 74H100V72H99ZM103 74H104V73H103ZM127 74H128V72H127ZM158 74H159V73H158ZM173 74L175 75V73H173ZM190 74H191V73H190ZM200 74H199V75H200ZM245 74H246V73H245ZM0 75H2L1 80H3V79H4L3 76H4L5 74H0ZM11 75H12V73H11ZM29 75H30V73H29ZM83 75H84V74H83ZM89 75H90V74H89ZM100 75H101V74H100ZM100 75H99V77L97 76V77H98V81H99V78H101ZM131 75L133 76V74H131ZM134 75H135V74H134ZM171 75H172V74H171ZM177 75H178V74H177ZM17 76H18V75H17ZM48 76H49L50 78H48ZM93 76H94V78H95V75H93ZM101 76H102V75H101ZM119 76H120V75H119ZM122 76H123V74H122ZM122 76H121V77H122ZM132 76L130 77V75H129L130 79L133 78ZM135 76H136V75H135ZM138 76H139V74H138ZM158 76H159V75H157L156 80H159V79H158ZM160 76H161V75H160ZM0 77H1V76H0ZM5 77H7V76H5ZM29 77H30V76H29ZM38 77H40V76H38ZM38 77H37V79H38ZM63 77H64V76H63ZM102 77H103V76H102ZM121 77H120V79H122ZM124 77H125V74H124ZM124 77H123L122 80H124ZM161 77H162V76H161ZM161 77H160V80L164 78V77H163V78H161ZM173 77H174V76H172V78H173ZM177 77H178V76H177ZM179 77H181V75H179ZM216 77H217V76H216ZM219 77H221V76H219ZM9 78H10V77H9ZM40 78H41V77H40ZM103 78H104V77H103ZM172 78H171V79H172ZM214 78H215V77H214ZM217 78H218V77H217ZM251 78H252V77H251ZM256 78H257V76H256ZM13 79H14V78H13ZM51 79H50V80H51ZM53 79H52V80H53ZM65 79H66V77H65ZM86 79H87V78H86ZM96 79H97V78H96ZM130 79H127V76H126V79H125V80H128V81H129V82H127L128 84H130V82H132V81L134 82L136 78H133L134 80L132 79V81H131ZM166 79H167V75H166ZM168 79H169V78H168ZM178 79H179V78H178ZM4 80H5V79H4ZM17 80L19 81V78L16 79V82H18ZM21 80H23V79H21ZM52 80H51V81H52ZM89 80L91 81V79H89ZM104 80H105V79H104ZM107 80H108V79H107ZM125 80H124V81H125ZM183 80H184V79H183ZM183 80H182V78H180V81H181V82H182ZM223 80H224V79H223ZM255 80H257V79H255ZM10 81H11V80H10ZM55 81H57V79H56ZM69 81H70V80H69ZM92 81H93L94 84H97L98 86H100V84H101V83L98 82L97 80H93V79H92ZM102 81H103V80H102ZM120 81H121V80H120ZM170 81H171V82L173 81L172 84H174V83L177 81V78H176V81H174V79H172V80H170ZM184 81H185V80H184ZM206 81H207V79H206ZM220 81H221V79H220ZM220 81H219V82H220ZM0 82H2V81H0ZM13 82H14V80H13ZM16 82H15V83H16ZM33 82H34V81H33ZM36 82H37V80H36ZM45 82H44V83H45ZM52 82L54 83V80H53ZM73 82H75V81H73ZM95 82H96V83H95ZM133 82H132V83H133ZM158 82L160 83V81H158ZM158 82L156 83L157 85L159 84ZM162 82H163V81H162ZM207 82H208V81H207ZM251 82H253V81H251ZM255 82H256V81H255ZM260 82H261V81H260ZM5 83L7 84V81H6ZM5 83H4V84H5ZM23 83H24V82H23ZM55 83L58 84L57 82H55ZM55 83H54V85H55ZM132 83H131V84H132ZM136 83H137V82H135V84H136ZM220 83H221V82H220ZM223 83H225V82L223 81ZM223 83H221L220 85H222ZM8 84H9V83H8ZM8 84H7V85H8ZM46 84H47V83H46ZM46 84H45V85H46ZM65 84H66V83H65ZM77 84H78V83H77ZM81 84H82V83H81ZM94 84H93V86H94ZM125 84H126V83H125ZM133 84H134V83H133ZM175 84H176L175 86H177V83H175ZM242 84H243V83H242ZM251 84H252V83H251ZM253 84H254V82H253ZM260 84H262V82H261ZM9 85L11 86V84H9ZM13 85H14V84H13ZM26 85H28V84H26ZM58 85H59L58 87H62V85H60V84H58ZM87 85H88V84H87ZM217 85H218V84H217ZM2 86H3V85H2ZM46 86H47V85H46ZM46 86H45V87H46ZM66 86H69V85H66ZM66 86H64V87H62V88H65ZM70 86H71V85H70ZM133 86H134V85H133ZM138 86H139V88H141L140 86H142V84H141V85L139 84ZM138 86H137V88H138ZM143 86H144L143 88L145 89V87H146L147 85H143ZM191 86H192V85H191ZM240 86H241V85H240ZM243 86H244V85H243ZM263 86H264V83H263ZM8 87H9V86H8ZM8 87H7V88H8ZM14 87H15V85H14ZM25 87H26V86H25ZM25 87H24V89L26 90V94H27V92H30L31 90L28 91L29 88H28V90H27ZM41 87H42V86H41ZM43 87H44V86H43ZM74 87H75V86H74ZM95 87H96V86H95ZM100 87H101V86H100ZM135 87H136V85H135ZM147 87H148V86H147ZM173 87H174V86H173ZM189 87H190V86H189ZM207 87H208V86H207ZM234 87H235V86H234ZM237 87L239 88V85H238V84H237V86L235 87V89H236ZM251 87H252V86H251ZM7 88H5V89L7 90ZM12 88H13V87H12ZM12 88L10 87V90H11ZM22 88H23V86H22ZM76 88H78V87H75V90H77ZM97 88H98V87H97ZM102 88H103V87H102ZM191 88H193V86H192ZM224 88H225V85H224ZM238 88H237V89H238ZM248 88H249V87H248ZM262 88H263V90H264V87H262ZM262 88H261V89H262ZM0 89L3 90V88H1V87H0ZM5 89H4V91H5ZM8 89H9V88H8ZM14 89H16V88H14ZM31 89H32V88H31ZM34 89H35V88H34ZM49 89H51V88H49ZM59 89H60V88H59ZM66 89H67V88H66ZM79 89H80V88H79ZM81 89H83V86H82ZM89 89H90V87H89V88H86V92L84 93V91H83V93H84V94H86V93H88V94H93L92 90H89ZM95 89H96V88H94V90H93V91H94L93 97L95 98L96 93L98 94V96L101 97V96L103 95V94L101 93V91H102L101 88H100V89H97V92H95ZM130 89H131V88H130ZM130 89H128L129 92H130ZM210 89H211V87H210ZM210 89H209V90H210ZM245 89H246V88H245ZM245 89L243 88L244 93H245V94H248V92L246 91L247 89H246V90H245ZM41 90H42V88H41ZM51 90L54 92L53 89H51ZM63 90H64V89H63ZM63 90H62V91H63ZM88 90H89V91H88ZM98 90H100L101 95L99 94V91H98ZM103 90H104V88H103ZM133 90H134V87H133ZM138 90H139V89H138ZM145 90H146V89H145ZM145 90H144V91H145ZM172 90H173V89H172ZM206 90H207V88H206ZM230 90H231V89H230ZM238 90H239V89H238ZM251 90H252V89H251ZM8 91H9V90H8ZM20 91H21V89H20ZM20 91H19V90H16V91H15V94L18 93V95H19V92H20ZM42 91H44V90H42ZM42 91H40V92L42 93ZM66 91H68V89H67ZM66 91H63V94L60 95V96H61V100L65 97V96H64V95H65L64 92H66ZM213 91H214V89H213ZM218 91H219V88H217V92H218ZM234 91L236 92V90H234ZM234 91H233V92H234ZM5 92H6V91H5ZM31 92H32V91H31ZM36 92H37V91H36ZM49 92H50V91H49ZM56 92H57V91H56ZM77 92H78V93H75V91H74V89H73L72 93H75V94H73L74 97H75V95H77V94L79 95V91H78V90H77ZM80 92H81V90H80ZM141 92H142V88H141ZM202 92H203V91H202ZM204 92H205V91H204ZM238 92H239V91H237L235 94H237V95L239 94V95H240L241 92H240V93H238ZM246 92H247V93H246ZM250 92H252V91H250ZM250 92H249L250 95H251L252 93H254V91H253L252 93H250ZM256 92H259V91L257 90ZM263 92H264V91H263ZM2 93H3V92H2ZM9 93H10V92H9ZM11 93H12V95L9 94L10 96H9V99H8L7 101H9L10 98H11V100H13V98H12V96H13V92L11 91ZM41 93H40V94H41ZM43 93H44V92H43ZM43 93H42V94H43ZM67 93H71V92L68 91ZM72 93H71L70 96H72ZM144 93L146 94V92H144ZM147 93H148V92H147ZM169 93H170V92H169ZM209 93H210V92H209ZM209 93H208V94H209ZM221 93H222V89H221L220 94H221ZM6 94H7V93H6ZM6 94H5V95H6ZM24 94H25V93H24ZM29 94H30V93H29ZM34 94H35V93H34ZM38 94H39V93H38ZM40 94H39V95H40ZM45 94H46V93H45ZM50 94H51V93H50ZM53 94H54L55 97L58 96V94L56 93V94H57V95H56L55 92H54ZM126 94H127V93H126ZM130 94H133V91L130 92ZM135 94H136V92H135ZM202 94H203V93H202ZM242 94H243V93H242ZM245 94H244V95H245ZM249 94H248V95H249ZM257 94H258V93H257ZM22 95H23V92L21 93V96H22ZM35 95H36V94H35ZM66 95H68V94H66ZM165 95H166V92H165L164 96H165ZM188 95H189V94H188ZM190 95H192V93H190ZM190 95H189V96H190ZM193 95L196 96V94H193ZM210 95H211V96H210ZM210 95H209V96H210L211 98L209 99V101L212 99V96L214 95V97H213V104H215L214 101H216V100H219V99H222V100H223V98H221L222 95H221V96L218 95V96L220 97V98H219V97L217 96V93H216V92H215V94H213V95L210 93ZM215 95H216V96H215ZM239 95H238V100H241L242 98H240ZM253 95H254V94H253ZM260 95H261V94H260ZM262 95H263V93H262ZM1 96H4V95H1ZM7 96H8V95H7ZM21 96H20V99H21ZM42 96H43V95H42ZM54 96H53V97H54ZM70 96L67 97L66 99L64 98V102H65V104H66V103L69 101L68 103H69L70 106L67 107V108H68L67 110L69 111V109H70V107H71V108H72V109H71V113H72V111L75 109V108H73V107H74V105H76L75 100H77V102H78V101L80 102V99H78V98H76V97L73 99V98H72L73 96H72V97H70ZM91 96H92V95H91ZM228 96H229V95H228ZM254 96H255V95H254ZM254 96H252V99L254 98ZM13 97L15 98V95H14ZM25 97H27V96H25ZM30 97H31V96H30ZM38 97H39V96H38ZM171 97L173 98V96H170V95L168 94V95L165 96V98H164L163 100H164V102H165V101H166V102H169V104H173V106H174L175 103H171V102L173 101V100H171V99H172ZM203 97L206 98L204 95H203ZM215 97H216L217 99H216ZM241 97H242V96H241ZM255 97H256V96H255ZM7 98H8V97H7ZM7 98H6V96H5V97H0V100H2V102H3L4 100L6 101ZM39 98H40V97H39ZM56 98H57V97H56ZM69 98H70V99H69ZM79 98H80V96H79ZM96 98H97V97H96ZM126 98H127V97H126ZM126 98H125V99H126ZM141 98H142V97H141ZM151 98H153V97H151ZM176 98H177V97H176ZM191 98L193 99V96H192ZM214 98H215V99H214ZM239 98H240V99H239ZM32 99L34 100L33 97H32ZM41 99L45 100V99H47V97H46V98H45V97H43V98L41 97L40 99H38V101L41 100ZM127 99H128V98H127ZM129 99H130V98H129ZM148 99H149V98H148ZM179 99H180V98H179ZM186 99H188V97H186V95H185V96H184V100H183V102H182L183 104L181 103L182 105L185 104L184 102L186 101ZM189 99H190V98H189ZM199 99L202 100L203 98H200V97H199ZM231 99H232V98H231ZM231 99H230V100H231ZM244 99H247V98H243V99L241 100L242 103H243ZM252 99H251V100H252ZM256 99H257V98H256ZM29 100H30V98H29ZM52 100H54V99H52V96H51V97L49 96V99H48L47 101H48L49 103H52ZM66 100H68V101H66ZM70 100H72L73 103H72V102L70 103ZM120 100H121V99H120ZM141 100H142V99H141ZM170 100H171V102H170ZM190 100H191V99H190ZM190 100H188V102H189ZM200 100H198V103H199ZM203 100H204L205 102H207L208 98H207V100H205V99H203ZM203 100H202L201 105L203 104V108H204V106H205L204 103H205V102H204ZM222 100H221V101H222ZM232 100H233V99H232ZM235 100H236V99H235ZM238 100H236V102H237ZM248 100H250V99L248 98ZM248 100H247V101H248ZM251 100H250V102H251ZM257 100H259V99H257ZM261 100H262V99H261ZM261 100H260V101H261ZM15 101H17V100H15ZM15 101H14V103H15ZM19 101H20V100H18V103H17V105H19V107L16 108V110L18 109V114H17V115H18V116L20 115V116L24 117L26 120H28V122L34 124V125L36 126V131L39 132V134H42V133L45 131L46 128L49 129V128L53 127V126L50 127V123H49V124H45V123H43V122L41 121V118H40V112L42 111V108H41V111H39L38 113H34V112L28 110L27 107H24V106H26V105H24V106H23V105H20L19 103H20L21 101H20V102H19ZM23 101H24V100H23ZM23 101H22V102H23ZM58 101H59V100H58ZM133 101H134V100H133ZM136 101L138 102V99H136ZM146 101H147V100H146ZM146 101H144V102L147 103V104H149L150 101H149V100H148L149 102H148V101L146 102ZM156 101H157V100H156ZM175 101H176V100H175ZM180 101H181V100H180ZM224 101H225V100H224ZM247 101H245V102L247 103ZM254 101H255V100H254ZM262 101H263V100H262ZM0 102H1V101H0ZM2 102L0 103L1 105H2ZM9 102H11V101H9ZM22 102H21V103H22ZM25 102H26V101H25ZM29 102H31V101H29ZM55 102H56V100H55ZM55 102H54V104H55ZM79 102H78V103H79ZM120 102H121V104H122L123 101L121 100ZM164 102H163V103H164ZM190 102H194V101L192 100V101H190ZM190 102H189V103H190ZM210 102H212V100H211ZM218 102H219V101H217V103H218ZM250 102H248V103L251 105ZM252 102H253V101H252ZM11 103H12V102H11ZM11 103H9V104H11ZM57 103H58V102H56V104H57ZM83 103H84V102H83ZM124 103H126V102L124 101ZM124 103H123V104H124ZM134 103H135V102H134ZM141 103H142V102H141ZM156 103H157V102H156ZM159 103H160V102H159ZM176 103H177V101H176ZM217 103H216V104H217ZM229 103H230V102H229ZM234 103H235V102H234ZM237 103H238V102H237ZM237 103H236V104H237ZM5 104H6V106L8 107V103H5ZM12 104H13V103H12ZM27 104H28V103H27ZM56 104H55V105H56ZM71 104H74V105L71 106ZM151 104H153V103H151ZM151 104L148 105V106L145 108L146 111H147V109H148V111H150V112L153 110L154 112H155V111H157V112L160 111V112H164V113H166V110L169 109V108L167 109L168 104H166V103H164L163 105H161V106H159V107L157 106L156 108H155L156 104L153 105V106H152ZM218 104H220V103H218ZM218 104H217V105H218ZM221 104H222V103H221ZM239 104H241L240 101H239V103H238L236 106H238ZM252 104H253V103H252ZM3 105H4V104H3ZM15 105H16V104H15ZM28 105H29V104H28ZM79 105H80V106H79L80 108H79V107H76V108H78V109H79V112L81 113L80 109L83 110V108L81 107V106H82L81 102H80ZM85 105H88V104L85 103L84 106H85ZM134 105H135V104H134ZM142 105H143V107H145V104H144V103H142ZM179 105H180V103H179ZM197 105H199V104H197ZM197 105H196V106H197ZM201 105H200V106H201ZM206 105H208V104H206ZM211 105H212V104H211ZM247 105H248V104H247ZM250 105H249V107H250ZM254 105H256V104H254ZM13 106H14V105L10 106V109H12L11 107H13ZM43 106H44V105H43ZM56 106H57V105H56ZM59 106H60V105H59ZM59 106H58V107H59ZM76 106H77V105H76ZM89 106L91 107V104H89ZM124 106H125V104H124ZM175 106H177V105H175ZM208 106H209V105H208ZM223 106H224V105H223ZM236 106H235V107H236ZM239 106H240V105H239ZM243 106H244V104H243ZM243 106H240V108H242ZM256 106H257V105H256ZM7 107H5V108L7 109ZM30 107H31V106H30ZM30 107H29V108H30ZM48 107H50V106H48ZM62 107H64V106H62ZM90 107H89V109H90ZM133 107H135V106H133ZM168 107H169V106H168ZM171 107H172V105H171ZM171 107H170V108H171ZM209 107H210V106H209ZM3 108H4V107L2 106V108L0 109V111H1ZM44 108H45V106H44ZM50 108H51V107H50ZM55 108H57V107H55ZM174 108H175V107H174ZM179 108L181 109V107H179ZM244 108H245V110L248 109V108H246V107H244ZM244 108H243V109H244ZM252 108H253V107H252ZM252 108H249V110L252 109ZM8 109H9V108H8ZM8 109H7V110H8ZM30 109L33 110L32 107H31ZM37 109H38V108H37ZM37 109H36V110H37ZM47 109H49V108H47ZM58 109L61 110L60 107H59ZM58 109H56V110H57L56 113L58 112ZM84 109H86L87 111L89 110L88 108H86V106H85ZM108 109H109V108H108ZM118 109H119V108H118ZM141 109H142V106H141ZM193 109H195V108H193ZM3 110H5V109H3ZM54 110H55V109H54ZM63 110H65V107H64ZM86 110H84V112H85ZM127 110H128V109H127ZM191 110H192V109H191ZM5 111H6V110H5ZM47 111H48V110H45L44 112H47ZM90 111H91V110H89V112H90ZM130 111H131V110H130ZM144 111H145V110H144ZM169 111H170V109H169ZM222 111H223V110H222ZM225 111H226V110H225ZM235 111H236V110H235ZM252 111H253V110H252ZM252 111H251V113H252ZM2 112H3V111H1V113H2ZM10 112H11V111H10ZM48 112H49V111H48ZM48 112H47V113H48ZM50 112H51V114L53 113L52 111H50ZM54 112H55V111H54ZM84 112H83V114H85V113L87 114V113H88V112H85V113H84ZM127 112H128V111H127ZM131 112H132V111H131ZM150 112H149V113H150ZM157 112H155V113H157ZM176 112H177V111H176ZM194 112H195V111H194ZM208 112H209V111H208ZM223 112H224V111H223ZM232 112H233V111H232ZM241 112H242V111H241ZM1 113H0V114H1ZM7 113H8V112H6V114H7ZM42 113H43V112H42ZM71 113H70V114H71ZM152 113H153V112H152ZM155 113H154V114H155ZM220 113H221V112H220ZM260 113H263V112H260ZM54 114H55V113H53L52 115H54ZM67 114H68V113H67ZM70 114H68L67 117H66V115H65V117H66L67 119H66L64 122H66V124H64L63 122H61V125H62V126L65 125V131H62V132H63V135L66 134V136L70 134V131H71V130H72V132H73V130H74L73 128L75 127V126H74V127L72 126L73 124L71 123V122H72V121H71V117H69ZM123 114L126 115L125 112H123ZM123 114H122V115H123ZM133 114H134V113L132 112V116H128V117L125 118L124 120L122 119V116H121V118H118V119H117V120H118L117 123H118V122H119V123L122 122L123 125L125 126V128L127 129V127H128V130H129V128L134 124V120H133V117H134V116H133ZM147 114H148V113H147ZM150 114H151V113H150ZM167 114H169V113H167ZM187 114H188V113H187ZM229 114H230V113H229ZM258 114H259V113H258ZM9 115H10V113H9ZM72 115H73V114H72ZM118 115H119V114H118ZM148 115H149V114H148ZM159 115H160V114H159ZM165 115H166V114H165ZM181 115H184V114H181ZM189 115H191V114H189ZM193 115H194V114H193ZM195 115H198V114H195ZM226 115H227V114H226ZM226 115H225V117H226ZM252 115H253V114H252ZM262 115L264 116V113H263ZM42 116H43V115H42ZM119 116H120V115H119ZM163 116H164V115H163ZM239 116H240V115H239ZM255 116H256V115H255ZM255 116H254V117H255ZM73 117H74V116H73ZM136 117H137V116H136ZM175 117H177V116H175ZM182 117H183V116H182ZM228 117H229V116H228ZM251 117H252V116H251ZM258 117H259V116H258ZM138 118L140 119L139 115H138ZM138 118H136V120H137ZM186 118H187V117H186ZM186 118H185V119H186ZM190 118H191V117H190ZM190 118H189V119H190ZM193 118H194V117H193ZM234 118H235V117H234ZM255 118H256V117H255ZM255 118L252 117V119H250V120L253 121V119H255ZM139 119H138V120H139ZM170 119H171V118H170ZM220 119H221V118H220ZM258 119H259V118H258ZM23 120H24V119H23ZM72 120H73V119H72ZM75 120H76V118H75ZM136 120H135V121H136ZM162 120H163V119H162ZM190 120H191V119H190ZM193 120H195V119H193ZM227 120H228V119H227ZM9 121H10V120H9ZM70 121H71V122H70ZM78 121H80V120H78ZM115 121H116V119L114 120V122H115ZM181 121H182V119H181ZM188 121H189V120H188ZM75 122L78 124L77 121H75ZM101 122H103V121H101ZM101 122H98L99 125L101 124ZM177 122H178V121H177ZM183 122L187 124V119H186V122H185V121H183ZM255 122H256V121H255ZM62 123H63V124H62ZM119 123H118V124H119ZM181 123H182V122H181ZM184 123H183V125H182V124H181V125L184 126ZM205 123H206V122H205ZM209 123H210V122H208V124H209ZM256 123H258V122H256ZM2 124L4 125V121H3ZM2 124L0 123V132H1L2 130H5V127H6L5 125H4V127H3ZM115 124H116V123H115ZM139 124H142L141 121L139 122ZM174 124H177V123H174ZM210 124H212V123H210ZM28 125H29V124H28ZM103 125H104V124H103ZM143 125H144V124H143ZM145 125H147V126H146V130H147V128H148L149 126H148V124H145ZM149 125H150V124H149ZM178 125H179V124H178ZM181 125H180V126H181ZM251 125H252V124H251ZM29 126H31V124H30ZM35 126H34V127H35ZM62 126H60V127H62ZM107 126H108V125H107ZM126 126H127V127H126ZM175 126H176V125H175ZM215 126H216V124H215ZM259 126H260V125H259ZM80 127H81V126H80ZM105 127H106V126H105ZM119 127H120V126H119ZM138 127H139V126H138ZM140 127H141V126H140ZM150 127H151V129L153 128V129L155 130V127H156V126H154V127H153V126H150ZM150 127H149V131H147L148 133H149L150 130H151ZM227 127H228V126H227ZM260 127H262V124H261ZM24 128H25V127H24ZM24 128L22 127V129H24ZM54 128H57V126L54 127ZM76 128H77V127H76ZM101 128H102V127H101ZM109 128H110V126H109ZM125 128H124V130H125ZM216 128H217V126H216ZM228 128H231V127H228ZM7 129L11 131L10 128H7ZM63 129H64V128H63ZM91 129H92V128H91ZM103 129H104V127H103ZM106 129H107V127H106ZM130 129H131V128H130ZM135 129H136V128H135ZM140 129H141V128H140ZM140 129H139V130H140ZM153 129H152V131L150 132V136H149V135L147 134V132L145 131L146 134L148 135V137H147V135L145 134V135H142V136H144V137L141 138V137H142L141 134L144 132L143 130H145V127H144L143 130L140 131L141 134L139 133L140 135H138V138H136V142H138V143H135V144H133V145H137V144H139V143H142V146H143V144H145V145H149V146H150L149 149H151L153 146L155 147L156 144H157V143H156V142H157L156 139H157L158 137L155 136V135H157V133H156V134H152V133H155V132H153ZM174 129H175V128H174ZM176 129H177V128H176ZM219 129H221V126H220ZM222 129H223V128H222ZM222 129H221V130H222ZM232 129H233L232 132H231V129H230V133H232V134L235 135V136L237 135L238 139H239V137H242V136H244V138L242 137L244 140L247 138V137H246L247 135H244V134H243V135L241 136V134H238V132H237V133L235 132L236 130H234V128H232ZM249 129H251V128H249ZM260 129H261V128H260ZM109 130H110V129H109ZM116 130L118 131V129H116ZM119 130H120V129H119ZM121 130H122V128H121ZM133 130H134V129H133ZM133 130H132V131H133ZM136 130H138V129H136ZM168 130H169V129H168ZM221 130H218V131H221ZM226 130H228V129L225 128V130H222V132H223V131H226ZM256 130H257V129H256ZM258 130H259V129H258ZM32 131H33V132H32V134H33V133H34V130H32ZM46 131H47V130H46ZM50 131H51V130H50ZM55 131H56V130H55ZM55 131H54V132H55ZM74 131H75V130H74ZM85 131H86V130H85ZM103 131H104V130H103ZM106 131H107V130H106ZM126 131H127V130H126ZM129 131L131 132V130H129ZM169 131H170V130H169ZM203 131H204V130H203ZM203 131H202V129H201V132H200V133H202ZM209 131H210V130H209ZM213 131H214V130H212V133H213ZM233 131H234L236 134L233 133ZM240 131H241V129H240ZM253 131L255 132V129H253ZM13 132H14V131H13ZM22 132H23V133L26 132L25 129H24ZM27 132L29 133V131H27ZM30 132H31V131H30ZM64 132H65V133H64ZM99 132H100V131H99ZM113 132H114V131H113ZM113 132H107V133H110L111 140H110V138H109V141L111 142V144L114 143V142H112V140H115L116 138H118L117 136L119 135V134H118V135L115 134L116 132H115V133H113ZM121 132H123V131H121ZM124 132H125V131H124ZM157 132H158V136H159V135L161 136V134H159V130H158ZM204 132H206L205 134H206L207 136L212 137L211 135H208V134H210L209 132H208V134H207V130L204 131ZM214 132H215V131H214ZM254 132H253V133H254ZM260 132H263V131H260V130H259L258 133L256 132V133H257V136H258L257 138H259L261 135H263V133H260ZM8 133H9V132H8ZM28 133H27V134L25 133V134H26L25 136L32 135V134H28ZM118 133H119V131H118ZM133 133H134V131H133ZM172 133H174V132H172ZM212 133H211V134H212ZM225 133H228V132L226 131V132H224V134H225ZM230 133H229V134H230ZM239 133H240V132H239ZM242 133H244L243 130H242ZM251 133H252V132H251ZM253 133H252L251 135H253ZM259 133H260V134H259ZM77 134H79V133H76V135H77ZM81 134H82V135H81ZM81 134H79L80 136H78V137H81V138H82V136L85 135V133H84V134L81 133ZM96 134H98V133H96ZM103 134H104V133H103ZM103 134H100V136H101V135L103 136ZM121 134L123 135V134H125V133H121ZM135 134H136V132L134 133V135H135ZM170 134H171V133H170ZM205 134H204V135L202 134L203 139L205 138V137H204ZM221 134H222V133L220 132L219 135H221ZM224 134H222V135H224ZM254 134H255V133H254ZM22 135H23V134H22ZM34 135H36V133H35ZM63 135H61V138H62ZM88 135H89V133H88L86 136H88ZM98 135H99V134H98ZM106 135H107V134H106ZM126 135H127V134H126ZM129 135H132V134L130 133ZM129 135H128V138H130ZM165 135H167V134H165ZM222 135H221V136H222ZM5 136H6V135H5ZM9 136H10V133H9ZM19 136H20V135H19ZM42 136H43V135H42ZM46 136H47V134L45 135V137H46ZM95 136H97V135H95ZM95 136H94V137H95ZM123 136H125V135H123ZM123 136H122V138H123ZM151 136H153V137H151ZM154 136H155V137H154ZM197 136H198V135H197ZM248 136H249V134H248ZM253 136H254V135H253ZM255 136H256V134H255ZM0 137H1V136H0ZM3 137H4V135H3ZM17 137H18V135L16 134L14 137H10V138H12V139H9V138H8V139H7L8 143H9V142L12 143V142H15V141H16V142H15L16 144H14V145L16 146V145H17V141L19 140V139H18V140L16 139ZM21 137H23V136H21ZM21 137H20V138H21ZM40 137H41V135H40ZM47 137H48V136H47ZM53 137H54V136H53ZM76 137H77V136H76ZM83 137H84V136H83ZM165 137H168V136H165ZM174 137H175V136H174ZM199 137H200V136H199ZM6 138H7V137H6ZM49 138H51V136H49ZM70 138H73V136H72V137L69 136V140H71ZM86 138H87V137H86ZM101 138H102V137H101ZM119 138H120V137H119ZM119 138L116 139V140H119V141H120L121 138H120V139H119ZM128 138H127V136H126L125 139L128 140ZM144 138H145V140H144L143 142H141L142 139H144ZM155 138H156V139H155ZM169 138L171 139V137H169ZM181 138H182V137H181ZM181 138H180V139H181ZM255 138H256V137H255ZM15 139H16V140H15ZM21 139H22V138H21ZM21 139H20V141H22ZM62 139H63V142H61V143H64V137H63ZM84 139H85V138H84ZM98 139H99V138H98ZM98 139H96V142H98ZM125 139L123 138V140L125 141V144H126L128 141L126 142ZM170 139H168V140H170ZM186 139H187V137H186ZM188 139H189V137H188ZM243 139H242V140H243ZM253 139H254V138H253ZM260 139H261V138H260ZM262 139H263V138H262ZM2 140H3V139H2ZM41 140H42L43 142L45 141V140H43V137H41ZM79 140H81V139H80V138H79V139L76 138V144H78V141H79ZM99 140H100V139H99ZM129 140H130V139H129ZM157 140H158V139H157ZM173 140H174V139H173ZM204 140H206V138H205ZM236 140H237V139H236ZM239 140H240V139H239ZM250 140H251V139H250ZM20 141H19V143H20ZM23 141H24V140H23ZM32 141H33V140H32ZM50 141H52L51 143H52V144H55V146L57 145V143H54V141H57V140H55V139H54V140H53V139H50L49 142H50ZM74 141H75V140H74ZM74 141H73V139H72V142H73V143H74ZM89 141H90V139H89ZM89 141H88V142H89ZM92 141H93V140H92ZM100 141H101V140H100ZM103 141H104L103 144L106 145L104 139H103ZM119 141H117V142L120 143ZM131 141H133L132 143H134V140H132V136H131ZM158 141L161 142L160 139H159ZM175 141H176V139H175ZM180 141H181V140H179V142H180ZM200 141H201V140H200ZM254 141H256V139H255ZM47 142H48V141H47V139H46V143H47ZM66 142H67V141H66ZM66 142H65V143H66ZM110 142H107V143H110ZM159 142H158V143H159ZM170 142H171V140H170ZM183 142H184V141H183ZM189 142H190V146H188V147H191L192 144H191V140H190V139H189ZM237 142H238V141H237ZM239 142L241 143V140H240ZM243 142H245V141H243ZM250 142H252V141H250ZM250 142H249V140H248V142H247L245 145H244V143H243V144L241 143V145H240L241 147H239L238 149L241 150V152H242L241 154H242V155L244 154V155H246V156L249 158V160H250L249 162L252 161V155L255 154V158H254V162H255V164H254V165H257V167L264 166V165H263V164H264V159L261 158V157L259 156V155H261L260 152L258 153L259 155H257V154H256L257 152H256V153L254 152V150H255L256 147H254V150L251 149L250 146H249V145L251 144ZM11 143H10V144H11ZM26 143H27V142H26ZM26 143H25V144H26ZM51 143H49V144H51ZM68 143H69V142H68ZM83 143H84V142H83ZM83 143H81V144H83ZM89 143H91V142H89ZM94 143H95V142H94ZM128 143H129V144H128ZM128 143H127V145L130 147L132 144H131L130 142H128ZM172 143H173V142H172ZM174 143H175V145H176V142H174ZM193 143H195V142H193ZM201 143H203V142H200L199 144H201ZM205 143H206V142H205ZM10 144H7V145L9 146ZM12 144H13V143H12ZM25 144H24V146L21 147L22 149H24L23 147H25ZM99 144H100V143H99ZM103 144H102V145H103ZM122 144H123V143H122ZM222 144H223V143H222ZM222 144H221V145H222ZM19 145H20V144H19ZM19 145H18V146H19ZM27 145H28V144H27ZM34 145H35V144H34ZM47 145H48V144H47ZM61 145H62V147H63V144H61ZM61 145H60V148H61ZM70 145H71V144H70ZM83 145H84V144H83ZM108 145H109V144H108ZM108 145H107V146H108ZM116 145H117V144H116ZM133 145H132L131 147H133ZM145 145H144V146H145ZM172 145H173V144H172ZM185 145H186V144L184 143V147L186 148ZM206 145H207V144H206ZM206 145H204V146H206ZM224 145H225V144H224ZM233 145H235V144H233ZM252 145H253V144H252ZM15 146H14V148H15ZM18 146H17L16 148H18ZM55 146L53 147L54 149H55ZM57 146H58V145H57ZM76 146H77V145H76ZM78 146H79V145H78ZM89 146H90V145H89ZM92 146H93V145H92ZM120 146H122L121 143H120ZM140 146H141V145H140ZM140 146L133 147V149H134V148L136 149L137 147L139 148ZM144 146H143V147H144ZM194 146H195V144H194ZM201 146H202V144H201ZM235 146H236V145H235ZM235 146H234V147H235ZM237 146H238V144H237ZM262 146H263V145H262ZM44 147H45V146H44ZM67 147H68V146H67ZM83 147H85V145H84ZM83 147H81V148H83ZM93 147H94V146H93ZM93 147H92V150L88 151L89 153H90L91 151L94 150ZM108 147H109V146H108ZM111 147H113V146H111ZM126 147H127V146H126ZM143 147H142V148H143ZM154 147H153V148H154ZM156 147L159 148V150H162V148H163V147L160 148V145L158 146V144H157ZM156 147H155V148H156ZM164 147H165V146H164ZM174 147H175V146H174ZM174 147H173V148H174ZM181 147H182V146H181ZM184 147H183V148H184ZM195 147H196V146H195ZM234 147L232 148V146H231V150H232V151L234 150ZM251 147H252V146H251ZM260 147H261V146H260ZM260 147H258V148H260ZM6 148H7V147H6ZM6 148L4 147V149H3V146H0V149L3 151V154H5L4 151L6 152V150H7ZM14 148H13V149H14ZM63 148L65 149V151L70 150V148H66L65 146H64ZM81 148H80V149H81ZM86 148L89 150V147H86ZM101 148H102V146H101ZM104 148L107 149L106 147H104ZM119 148H120V147H119ZM119 148H118V149H119ZM123 148H125V147H122V149H123ZM138 148H137V150H139V151H138L139 154L137 153L138 155H136V156H138V157H139V155H140V156H143V157L147 158V161H148V159H149L148 157H150L152 160H153L154 158H156V156H154V157L151 156V154H153V153H151V152H153V150H152L150 153H148V152H147L148 150L145 151V150H146V149H145L146 147H144L143 149H142V148H139V149H138ZM168 148H169V146H168ZM175 148L177 149V146H176ZM183 148H182V149H183ZM192 148H194V147H191V149H192ZM197 148H200V147H196V151H195V152H197ZM206 148H207V146H206ZM208 148H209V146H208ZM211 148H212V146H211ZM227 148H228V146H227ZM236 148H237V147H236ZM5 149H6V150H5ZM9 149H10V148H9ZM36 149H37V148H36ZM42 149H43V148H42ZM47 149H48V148H47ZM47 149H46V150H47ZM50 149H51V148H49V151H50ZM61 149H62V148H61ZM67 149H68V150H67ZM74 149H76V148H74ZM74 149H73V150H74ZM108 149H109V148H108ZM130 149H132V148H130ZM130 149H129V150H130ZM135 149H134V150H135ZM144 149H145V150H144ZM182 149H181V150H182ZM11 150H12V149H11ZM16 150H19V148L16 149ZM20 150H21V149H20ZM29 150L31 151V147H30ZM46 150H45V151H46ZM55 150H56V149H55ZM78 150H79V149H78ZM81 150H82V149H81ZM113 150H115V148H113ZM120 150H121V149H120ZM120 150L117 151V149H116V150H115V154H116V152L118 153ZM137 150H136V152H137ZM154 150H155V149H154ZM165 150H167V149L165 148ZM177 150H178V149H177ZM177 150H176V151H177ZM205 150H206V152H207V149H205ZM209 150L211 151V149H209ZM221 150H222V146H221V148H220V152H221ZM252 150H253L254 153H252V154L250 155V152H251ZM257 150H258V149H257ZM27 151H28V150H26V153H25L24 151H23V152H24L25 154H27ZM30 151H28V152H30ZM36 151H37V150H36ZM39 151L41 152V147H40V149L38 148V151H37V152H39ZM45 151H43V152L45 153ZM52 151H53V150H52ZM70 151H71V150H70ZM79 151H80V150H79ZM82 151H83V150H82ZM97 151H98V150H97ZM122 151H123V150H122ZM125 151H126V150H125ZM125 151H124V152H125ZM131 151H132V154H134V153H133V150H131ZM131 151H130V152H131ZM190 151H191V153H188L187 150L179 151V152H180V155L177 156V157H179V158H178L179 160L177 159V162H176V163L173 162V165H172V163L170 162L172 159H171L170 161H168V162L171 164V166H169V167H171V169L173 170V172H172V170L169 168V172L173 173L172 175H174V178H177V179H178V180H177L178 182L180 181V179H182V178L185 177V175H183V172H182V169H183V167H184V163H185V162L183 163V160H182V161L180 160V159H183V158H182L183 156H184V157H186L185 155L190 156L189 154H191V156H193V159H190V160H189L190 157L187 158L189 161H192V162H191V163H190V162H187V163H190V165H189V164H188V165L186 164L187 167L189 166V167L187 168L188 171H186V169L184 168V172H185V174H186V177L190 178V177L192 176V178H193V175L195 174V171L197 172V168L200 169V164L202 163V162H201L202 160H201V159L199 158V156H198L197 158H199V159L195 158V159L198 160V161H196V160L194 159V155H195V154H193V153H195V152H194V151L192 152V150H190ZM200 151H202V150H200ZM203 151H204V149H203ZM210 151H209V152H210ZM228 151H229V149H228ZM232 151H231V152H232ZM248 151H250V152H248ZM255 151H256V150H255ZM259 151H262V150L259 149ZM19 152H20V151H19ZM21 152H22V151H21ZM23 152H22V153H23ZM46 152H47V151H46ZM56 152H57V151H56ZM72 152H74V151H72ZM85 152H86V150H85ZM111 152H112V150H111ZM120 152H121V151H120ZM124 152H121V154H122V156L120 155L121 158L124 157V156H123V155H125V154H123ZM134 152H135V151H134ZM157 152H158V150H157ZM161 152H162V151H161ZM169 152H170V151H169ZM169 152H168V153H169ZM211 152H213V151H211ZM214 152H216V154H217V151H216V150H215ZM229 152H230V151H229ZM233 152H237V149L234 150ZM239 152H240V151H239ZM239 152H238V156H239V154H240ZM262 152H264V150H263ZM0 153H1V152H0ZM31 153L33 154V152H31ZM31 153H30V154H31ZM44 153H41V154L44 155ZM61 153H62V152H61ZM68 153H69V151H68ZM82 153H83V152H82ZM91 153H92V152H91ZM93 153H94V151H93ZM102 153H103V152H102ZM102 153H100V154H102ZM126 153H127V152H126ZM162 153H164V152H162ZM172 153H173V152H172ZM176 153H177V152H176ZM176 153H175V154H176ZM247 153H248L249 155H248ZM45 154H46V153H45ZM48 154L51 155L49 152H48ZM54 154H55V153H54ZM69 154H70V153H69ZM74 154H75V153H74ZM80 154H81V152H80ZM95 154H96V153H95ZM95 154H94V155H95ZM112 154H113V153H111V155H112ZM115 154H114V156H115ZM119 154H120V153H119ZM132 154H129V151H128V156H129V155H132ZM148 154H150V156H148ZM158 154H159V153H158ZM177 154H179V153H177ZM192 154H193V155H192ZM197 154H198V153H196V155H197ZM218 154H219V155H218ZM218 154H217L218 157H220V156H224V155H220L219 151H218ZM222 154H225V155H226V153H224V150H223ZM262 154H263V153H262ZM20 155L24 156V154H20ZM20 155H19V156H20ZM39 155H40V154H39ZM65 155H66V154H65ZM65 155H63V156H65ZM81 155H82V154H81ZM87 155L90 156L89 154H87ZM111 155H107V152H106L105 154H102L100 158H99L98 155H95V156H94L95 159L97 158L96 156H98V158L100 159L99 162H97V161H98L97 159H96L97 161L93 160V163H94V162H97L96 165H94L95 163L93 164V163L90 162V161H92L91 157H93V156H90V161H89V158L87 159L88 162H90V164H93V165H92L93 167L91 166L92 169L95 168L94 166H96V168L98 167V169H99L98 172H97V173H99V174L96 173V174H97V177H96V174H94V175H95V177H94L95 181H96L97 179H99L98 175L100 176V170H101L100 168H102V169L104 168L103 170H104L105 173L103 172L102 174H103L104 176L107 175L108 172L106 173V171H105V167H100L99 165L101 164V166H103L104 164L110 162L111 159H112V157H113V156H111ZM126 155H127V154H126ZM155 155H156V154H155ZM164 155H165V154H164ZM201 155H202V154H201ZM204 155L206 156V153L203 154V156H204ZM2 156H3V155H2ZM27 156H29V155H27ZM45 156H47V154H46ZM59 156H60V155H59ZM78 156H79V154H78ZM82 156H83V155H82ZM88 156H87V157H88ZM117 156H118V155L115 156V157H116L115 161H116L117 159H119V158H118L119 156H118V157H117ZM128 156H127V157H128ZM136 156L134 155V157H136ZM146 156H148V157H146ZM166 156H167V155H166ZM205 156H204V157H205ZM210 156H211V155H210ZM210 156H208V157L206 158L207 160L205 159V160H206V164H208V165H209V163H207V161H208V158H210ZM229 156H230V155H229ZM240 156H241V155H240ZM6 157H7V156H6ZM20 157H21V156H20ZM20 157H19V158H20ZM24 157H25V156H24ZM31 157L33 158L34 155L31 156ZM40 157H42V156L40 155ZM47 157H49V156H47ZM47 157H45V158L47 159ZM51 157H52V156H51ZM67 157H68V156H66V158H67ZM73 157H74V156H73ZM94 157H93V158H94ZM115 157H114V158H115ZM201 157H202V156H201ZM232 157H233V156H232ZM235 157H236V156H235ZM235 157H233V160H232L233 163H230L231 159H230V161H228L229 163L226 161V163H227L228 165L230 164V166H228V168H229V172L227 171V172L230 174V175H229L230 177H227V173L223 171L224 168H221V166L223 167L224 164H225V162L223 161L224 159H222L221 157L219 158V159L222 160L223 163H224V164L222 163V164H223V165H222V164L220 163L219 159H216V155H215V157H211V158H210L209 162H210V166H211V168L213 169V172H209V173H212V174H210V175H213V173H214V176H215V181L213 182L214 184L212 183V180H211V182L209 181V182L207 183V185H209V186L211 185V183L213 184V185H211L210 190L208 189V190H209L208 192H209V196H210V197H212V195L215 196V193H219V192H221V190H223V187H227V188H228V185H229V184H225V178H226V180H227L228 178H230V179L234 178V179L236 180L237 178L240 177L239 179H240V182H241V183L238 184V185H239L238 190L246 191V188L248 189V188L251 187V186L248 187V185H251V184L253 183V182H251V184H248L250 178H252V177H253V178H254V177H258V176H254V175L256 174L255 171L258 170L257 167H256L257 169H255L254 166H245L246 164L244 165L243 162L246 163V161H242V162H241L240 160H236L237 158H235ZM241 157H242V156H241ZM262 157H263V156H262ZM4 158H5V157H4ZM17 158H18V157H17ZM22 158H23V157H22ZM29 158H30V157H29ZM32 158H31V159H32ZM49 158H50V157H49ZM54 158H55V156H54ZM66 158H65V159H66ZM74 158H75V157H74ZM77 158H78V157H77ZM82 158H84V160L81 159V157L79 158V159H81L80 161H82V162H79V159H78V161H76V159H75V161L78 162V163H80V165H81L82 168H83V169L80 168L79 170L82 171V170H84L85 167H87V169L89 170V168H88L89 166H88V165H90V164L88 163L87 166H84V167H83V165H84L87 161L84 162V161H85V156L82 157ZM129 158H130V157H129ZM212 158H213V160L211 161ZM224 158H225V156H224ZM242 158H243V157H242ZM7 159H8V158H6V160H7ZM11 159H12V158H11ZM23 159H24V158H23ZM23 159H22V161H21V160H20V161H21L23 164H24V162H25V164H27L26 166H28V164H29L28 160H29V159H27V160L24 159V161H23ZM34 159H36V158L34 157L32 160H34ZM38 159H39V158H38ZM43 159H44V158H42V160H43ZM57 159H60V158H57ZM68 159H69V158H68ZM125 159H126V158H125ZM125 159H124V160H125ZM136 159H137V158H136ZM151 159H149L150 161H148V162H150L151 164H149V165H145V166L142 164V166H144V167H142V166H141L142 168L140 167V168H141V171H144L146 175L148 174V179H150V180L152 179V181H151L152 183H153V181H154L153 179H157V180L160 179V181H161L162 184H163V181L165 182V180L167 179V180H166V183H167L168 178H169L170 176L168 175V172L165 171V170H166V168L168 167V165L165 164L167 167L164 166V169H165V170H164L163 167H162V164H161L162 162H160V161H159V162H156L157 160H155V159H154V161L151 162ZM158 159H159V158H158ZM162 159H163V158H162ZM169 159H170V158H168L167 160H169ZM185 159H186V158H185ZM187 159H186V160H187ZM25 160H26V161H25ZM50 160H51V159H50ZM55 160H56V159H55ZM71 160H72V159H71ZM73 160H74V159H73ZM140 160H141V159H140ZM144 160H145V159H144ZM186 160H184V161H186ZM188 160H187V161H188ZM199 160H201V161H199ZM243 160H244V159H243ZM1 161H4V162H5V160H0V162H1ZM8 161H9V159H8ZM8 161H6V162H8ZM35 161H36V160H35ZM35 161H34L33 163H34L35 165H37ZM56 161H57V164L60 165V163H58V161L60 162V160H56ZM61 161H63V159H62ZM67 161H68V160H67ZM117 161H118V160H117ZM137 161H138V160H137ZM163 161H164V160H163ZM172 161H176V160H172ZM11 162H12V161H11ZM11 162L9 161L8 164H11ZM26 162H27V163H26ZM46 162H47V161H46ZM63 162H64V161H63ZM122 162H123V161H122ZM140 162H141V161H140ZM168 162L166 161V163H168ZM37 163H39V165H42V164H40L39 161H38ZM41 163H42V162H41ZM43 163H44V162H43ZM65 163H66V161H65ZM98 163H99V164H98ZM112 163H113V162H112ZM119 163H120V161H119ZM144 163H145V162H144ZM251 163H252V162H251ZM1 164H3V162L0 163V165H1ZM4 164H5V163H4ZM8 164H7V165H8ZM25 164H24V165H25ZM46 164H47V163H46ZM53 164H54V163H53ZM53 164H52V165H53ZM55 164H56V163H55ZM61 164H62V163H61ZM63 164H64V163H63ZM63 164H62V166H63ZM68 164H69V163H68ZM97 164H98V166H97ZM138 164H139V163H138ZM146 164H147V163H146ZM170 164H169V165H170ZM202 164H203V163H202ZM13 165H14V163L12 162V166H13ZM29 165H30V164H29ZM85 165H86V164H85ZM130 165H131V164H130ZM136 165H137V164H136ZM163 165H164V163H163ZM186 165H185V166H186ZM198 165H199V166H198ZM248 165H249V164H248ZM258 165H259V166H258ZM3 166H5V168L0 169V176H1V177L3 176L4 178H6V177L9 176V174L11 173L12 176H10L9 178L7 177L8 180L10 181V180H11V179H10L11 177H12V179H13V174H14V173L11 172L12 170L10 171V173H8V172H9V171H8L9 169L6 168V164L3 165ZM12 166H11V167H12ZM20 166H21V165H20ZM26 166H25V167H26ZM30 166H31V165H30ZM62 166H61V168H62ZM114 166H115V165H114ZM201 166H202L203 170L205 169V170H204V172H205V171H206L205 164H203V165H201ZM203 166H204V167H203ZM11 167H10V169H11ZM21 167H22V166H21ZM34 167H35V166H34ZM40 167L42 168V167H44V165H43V166H40ZM47 167L49 168V166H47ZM53 167L58 168V166L56 167V165H55V166L53 165ZM77 167H78V166H77ZM79 167H80V166H79ZM91 167H90V168H91ZM115 167H116V166H115ZM136 167H138V166H136ZM38 168H39V167H38ZM48 168H46V170H47ZM116 168H117L118 170L116 169L117 172H116L115 174H117L118 171L120 170L119 167H116ZM207 168H209V166H208ZM225 168H226V167H225ZM19 169H22V168H19ZM33 169H34V168H33ZM87 169H86V171H85V170L83 171V172H84V175H87L88 173H90V172H88L87 174H85V172H87ZM137 169H138V168H137ZM137 169H136V170H137ZM221 169H222V170H221ZM230 169H231V171H230ZM254 169H255V170H254ZM262 169H264V167H263ZM25 170H27V169L25 168ZM31 170H32V169H31ZM38 170H39V169H38ZM40 170H41V169H40ZM40 170H39V171H40ZM42 170L45 171V167H44V169L42 168ZM49 170H50V169H49ZM51 170H52V169H51ZM61 170H62V169H61ZM77 170H78V169H77ZM90 170H91V169H90ZM90 170H89V171H90ZM93 170H94V169H93ZM103 170H101V171H103ZM106 170H108V169H106ZM132 170H133V169H132ZM134 170H135V169H134ZM170 170H171V171H170ZM203 170H202V171H203ZM227 170H228V169H227ZM232 170L235 171V172H237L238 175H236L237 173H235L234 175H233L232 173H230V172H232ZM32 171H33V170H32ZM35 171H36V168H35ZM54 171L57 172V169H55ZM95 171H97V169H95ZM108 171H109V170H108ZM138 171H139V170H138ZM164 171H165L166 173H165ZM221 171H223V172H221ZM259 171H260V169H259ZM23 172H25V171H23ZM26 172H27V171H26ZM30 172H31V171H30ZM70 172H71V171H70ZM119 172H120V171H119ZM125 172H126V170H125ZM198 172H199V170H198ZM204 172H201V175H200V176H202V173L204 174ZM16 173H17V172H16ZM38 173H39V172H38ZM54 173H55V172H53V174H54ZM58 173H59V172H58ZM138 173H139V172H138ZM164 173L168 175L167 178L164 177V176H165ZM18 174H20V175L23 174V177H27V176H28V174H26V173H21V171H20ZM44 174L47 175V176H50L51 173L48 174V173L45 171ZM44 174L41 175V173H40L39 175L42 176L41 178H44V177H45ZM79 174H80V175H79V177H80L81 174H82V172L79 173ZM118 174H119V173H118ZM142 174H143V172H142ZM196 174H197V173H196ZM206 174H207V173H206ZM231 174L233 175V177H231ZM260 174H261V171H260ZM15 175H17V174H15ZM15 175H14V176H15ZM25 175H26V176H25ZM89 175H91V173H90ZM89 175H88V176H89ZM108 175H110V174L108 173ZM170 175H171V174H170ZM47 176H46V177H47ZM82 176H83V175H82ZM91 176H92V175H91ZM91 176H90V178H91ZM149 176H150L151 178H149ZM200 176H199V177H200ZM208 176H209V175H208ZM208 176H207V177H208ZM238 176H239V177H238ZM259 176H260V175H259ZM263 176H264V174H263ZM1 177H0V178H1ZM46 177H45V179H47ZM86 177H87V176H85V179H84L85 182H87L86 180L89 179V178L86 179ZM92 177H93V176H92ZM102 177H103V176H101L100 181H101V179H104V178H102ZM196 177H198V176H196ZM16 178H19V175L16 176ZM16 178L14 177V180H15V181H17ZM30 178H31V177H30ZM83 178H84V177H82V178L80 177L79 179L81 180V179H83ZM127 178H128V177H127ZM161 178H162V179H161ZM164 178H165V180H163ZM213 178H214V177H212V179H213ZM1 179H2V178H1ZM25 179H26V178H25ZM32 179H33V178H32ZM58 179H59V178H58ZM65 179H66V178H65ZM94 179H92V180L94 181ZM169 179H170V183H172V182H171V181H172L171 177H170ZM186 179H187V178H184V180H186ZM230 179H229V180H230ZM262 179H263V178H262ZM14 180H13V182H14ZM18 180L20 181V179H18ZM22 180H23V179H22ZM28 180H29V179H28ZM35 180H36V179H35ZM162 180H163V181H162ZM182 180H183V179H182ZM182 180H181V181H182ZM184 180H183V181H184ZM229 180H227V183H229V182H228ZM254 180H255V178H254ZM11 181H12V180H11ZM31 181H33V180H31ZM31 181H30V182H31ZM88 181H91V179H89ZM155 181H156V180H155ZM160 181H159V182H160ZM174 181H176V180H174ZM193 181H194V180H193ZM196 181H197V180H196ZM232 181H233V180H232ZM237 181H239V180L237 179ZM237 181H236V182H237ZM251 181H252V179H251ZM4 182L6 183V180H5ZM20 182H21V181H20ZM82 182H83V181H82ZM97 182H98V180H97ZM97 182H96V183H97ZM197 182H198V181H197ZM205 182H206V181H205ZM233 182H234V184H236L235 181H233ZM1 183L3 184V180H2ZM9 183H10V182H9ZM11 183H12V182H11ZM23 183H25V182L23 181ZM87 183H88V182H87ZM89 183H90V182H89ZM91 183H92V181H91ZM122 183H123L124 186H127V182H125L126 184H124V182L122 181ZM161 183H160V184H161ZM168 183H169V181H168ZM180 183H181V182H180ZM230 183H231V181H230ZM238 183H239V182H238ZM249 183H250V182H249ZM258 183H260V182H258ZM13 184H14V183H13ZM13 184H12V185H13ZM25 184H26V183H25ZM132 184H133V183H132ZM150 184H151V183H150ZM153 184H156V183L154 182ZM164 184H165V183H164ZM173 184H174V183H173ZM187 184H188V183H187ZM195 184H196V183H195ZM195 184H194V185H195ZM203 184H204V181H203ZM224 184L227 185V186H224ZM5 185H6V184H5ZM32 185H33V184H32ZM56 185H57V184H56ZM56 185H55V186H56ZM98 185H99V184H98ZM129 185H130V184H129ZM129 185H128V186H129ZM158 185H159V184H158ZM191 185H193V184H191ZM252 185H253V184H252ZM263 185H264V184H263ZM3 186H4V185H3ZM21 186H22V185H21ZM26 186H28V183H27ZM57 186H58V185H57ZM57 186H56V187H57ZM59 186H61V185H59ZM67 186H68V185H67ZM72 186H73V185H72ZM128 186H127V187H128ZM175 186H176V185H175ZM205 186H206V185H205ZM205 186H204V187H205ZM234 186H235V185H233V187H234ZM255 186H256V185H255ZM255 186H254V187H255ZM261 186H262V185H261ZM68 187L70 188V186H68ZM68 187H67V188H68ZM75 187H77V186H75ZM90 187H91V186H90ZM98 187H99V186H98ZM107 187H108V186H107ZM199 187H200V186H199ZM252 187H253V186H252ZM262 187H263V186H262ZM42 188H44V187H42ZM42 188H41V189H42ZM62 188H63V187H62ZM104 188H105V186H104ZM115 188H116V187H115ZM161 188H162V187H161ZM206 188H209V187H206ZM236 188H237V187H236ZM14 189H16V188H14ZM21 189H23V188H21ZM28 189H29V188H28ZM41 189H40V190H41ZM70 189H71V192H72V188H70ZM89 189H90V188H89ZM120 189H121V188H120ZM125 189H127V188H125ZM129 189H130V187H129ZM200 189H201V188H200ZM228 189H229V188H228ZM260 189L263 190L262 188H260ZM260 189H259V190H260ZM68 190H69V189H68ZM75 190H76V189H75ZM75 190H74V188H73V192H74ZM78 190H79V188L77 189V191H78ZM101 190H102V189H101ZM198 190H199V189H198ZM201 190H202V189H201ZM201 190H200V191H201ZM205 190H206V189H204V191H202V192L204 193ZM224 190H225V188H224ZM224 190H223V192H224ZM231 190H232V189H231ZM250 190H252V189L250 188ZM259 190H258V191H259ZM1 191H2V190H1ZM22 191H23V190H22ZM30 191H31V190H30ZM37 191H38V190H37ZM55 191H56V190H55ZM58 191H60V190H59V187H58L57 192H56L55 194L53 193V198H54V195L57 196V195L61 194V193H59ZM77 191H76V192H77ZM129 191H130V190H129ZM226 191H227V190H226ZM226 191H225V192H226ZM243 191H242V192H243ZM14 192H15V191H14ZM19 192H20V190H19ZM65 192H66V191H65ZM68 192H69V191H68ZM68 192H67V193H68ZM71 192H70V193H71ZM95 192H96V191H95ZM197 192H199V191H197ZM238 192H239V191H238ZM246 192H247V191H246ZM252 192H253V190H252ZM252 192L248 193V194H250V195H248V196H250V199H251L252 197H254L253 194H259V195L261 194V193H257V192H256V193H254V192L252 193ZM261 192H262V191H261ZM17 193H18V192H17ZM51 193H52V192H50V194H51ZM57 193H59V194H57ZM63 193H64V191H63ZM79 193H81V192L79 191ZM251 193H252L253 196H251ZM22 194H24V193H22ZM22 194L19 193L18 196L20 197ZM68 194H69V193H68ZM81 194H83V193H81ZM84 194H85V193H84ZM175 194H176V193H175ZM175 194H174V195H175ZM198 194H199V196H200L201 192H199ZM223 194H224V193H223ZM225 194H226V193H225ZM238 194H239V193H238ZM27 195H28V194H27ZM61 195L63 196V194H61ZM64 195H65V194H64ZM70 195H71V194H70ZM72 195H75V192L72 193ZM76 195H77V193H76ZM79 195H80V194H79ZM93 195H94V194H93ZM187 195H188V194H187ZM201 195H202V194H201ZM206 195H207V194H205V196H206ZM16 196H17V195H16ZM22 196H23V195H22ZM28 196H29V195H28ZM194 196H195V195H194ZM202 196H203V195H202ZM202 196H201V197H202ZM207 196H208V195H207ZM216 196H217V195H216ZM262 196H263V195H262ZM24 197L26 198L25 195H24ZM75 197H76V196H75ZM91 197H92V196H91ZM91 197L88 196V198H91ZM180 197H181V196H180ZM235 197H236V196H235ZM255 197H256V195H255ZM17 198H18V197H17ZM58 198H59V196H57L56 200H57ZM196 198H198V197H196ZM256 198H257V197H256ZM256 198H255V201H256ZM27 199H28V198H26V200H27ZM61 199H62V198H61ZM63 199H65V200L67 199L66 195L63 197ZM73 199H74V198H73ZM91 199H92V198H91ZM182 199H183V198H182ZM214 199H215V197H214ZM259 199H260V197L258 198V200H259ZM17 200H18V199H17ZM17 200H16V204H17ZM43 200H44V198H43ZM56 200H55V198H54V201H52V202L55 203ZM88 200H89V199H88ZM194 200H195V199H194ZM252 200H253V199H252ZM258 200H257V201H258ZM24 201H25V199H24ZM195 201H197V200H195ZM13 202H14V200H13ZM18 202H19V201H18ZM45 202H46V201H45ZM62 202H63V201H62ZM67 202H69V201L67 200ZM73 202H74V200H73ZM79 202H80V201H79ZM86 202H87V201H86ZM92 202H93V204H95L97 201L94 203V200H93ZM237 202H238V201H237ZM260 202H261V201H260ZM54 203H53V204H54ZM56 203H57V201H56ZM89 203H90V202H89ZM89 203H88V205H89ZM98 203H99V202H98ZM98 203L95 204V205H98V207H99V204H98ZM234 203L236 204V202H234ZM250 203H251V202H249V204H250ZM263 203H264V202H263ZM12 204H14V203H12ZM16 204H14V205H16ZM19 204H20V202H19ZM33 204H34V203H33ZM50 204H51V203H50ZM60 204H61V202L59 203V206H62V205H63V207H64V205L67 206V204H65V203L62 204V205H60ZM93 204H92V206H91L92 208H93ZM181 204H182V203H181ZM253 204H256V205H257L258 203L253 202ZM26 205H27V204H26ZM37 205L39 206V204H37ZM43 205H44V206L41 207L42 209L40 208V209H41V212H40V210L37 209L38 207L36 208V209L38 210V212H40V213L43 214V215L46 214V216H47V214H50V213H51L50 216H52V212L55 210V208L52 210V208H53L52 206H51V207H52V208H51L50 205H49V206H48L47 204H43ZM76 205H77V204H76ZM86 205H87V204H86ZM95 205H94V207H96ZM241 205H243V204H241ZM258 205H259V204H258ZM261 205H262V204H261ZM19 206H21V205H19ZM27 206H28V205H27ZM53 206H54V205H53ZM55 206H56V205H55ZM136 206L138 207V205H136ZM136 206H135V207H136ZM140 206H143V205L141 204ZM140 206H139V207H140ZM198 206H199V205H198ZM232 206H233V205H232ZM235 206H236V205H235ZM243 206H245V205H243ZM243 206H242V209L245 210V208H246L247 206H245V208H243ZM252 206H254V205H252ZM11 207H12V206H11ZM13 207H14V206H13ZM16 207H17V209H18V206H16ZM16 207H14V208H16ZM63 207H62V208H63ZM69 207H70V206H69ZM69 207L67 206V208H69ZM72 207H73V206H72ZM77 207H78V208H77ZM77 207H76L77 210H78V209L80 210V207H83V206H80V207H79V205H77ZM192 207H193V206H192ZM228 207H229V206H228ZM248 207H249V206H248ZM256 207L259 208V206H255V208H256ZM26 208H27V207H26ZM67 208H65V210H66ZM70 208H71V207H70ZM83 208H84V207H83ZM88 208H89V206H88ZM88 208L85 209V211H88V210H89ZM92 208H91V209H92ZM127 208H129V207H127ZM150 208H151V207H150ZM150 208H149V209H150ZM161 208H162V207H161ZM163 208H164V207H163ZM165 208H166V207H165ZM165 208H164V210H165ZM189 208H190V207H189ZM253 208H254V207H253ZM6 209H7V208H6ZM12 209H13V208H12ZM21 209H23V208H20V207H19V212H17V217H21V216H22V213H23L22 211H23V210L21 211ZM104 209H105V208H104ZM106 209H107V208H106ZM106 209H105V210H106ZM139 209H140V211H138ZM141 209H142V210H141ZM152 209H153V210H152ZM157 209H158V208H157ZM176 209H177V208H176ZM183 209H184V208H183ZM235 209H236V207H235ZM237 209H238V207H237ZM246 209H247V208H246ZM251 209H252V207H249V209H247V212H248V210H251ZM26 210H27V209H26ZM26 210L24 209V211H26ZM65 210H64V211H65ZM67 210H68V209H67ZM67 210L65 211V213H67ZM79 210H78V212H79ZM81 210H82V209H81ZM93 210H97V209H94V208H93ZM99 210H100V209H99ZM108 210H109V209H107L106 211H108ZM134 210H136L135 212H137V211L139 212V213H138V216H140V215L142 214V215H143V219H144V216L149 217L148 219H144V221H143V220H141V219H140L139 217H137V216H132V217H133V222H132V221H131V218H132L131 215H132L134 212H132V214H131V213H130L131 210L128 211V212H129V214L127 213V214H128V217H129V216L131 217V218H129V219L127 220L128 223L130 222V224H131V222H132V223L134 224V221H135V223H137V224H138V227H139L140 225H139L138 222H136L135 217H137L138 220L140 219L141 221H143V222L146 224L147 220L149 221V220L151 219V217L154 216V212H152V211H156V206L153 207V208H151V209H150L151 211L147 210V208H145V207H144V209H143V207H142V208H138V210H137V208L134 209ZM134 210H132V211H134ZM160 210H161V209H160ZM243 210H242V211H243ZM257 210H258V209H257ZM257 210H256L255 213L258 214V216H259V211H261V208H259V211H257ZM13 211H14V210H13ZM16 211H17V210H16ZM29 211H30V210H29ZM31 211H32V209H31ZM31 211H30V213H31ZM56 211H57V208H56ZM68 211H71V209H69ZM82 211H83V210H82ZM89 211H90V210H89ZM89 211H88V212H89ZM106 211H105V212H106ZM112 211H113V212H112ZM112 211H111V210L108 211V212H107V216H106V214L104 215V213H105L104 210H103L104 213H102V214L99 213V214H100V215H104V217H105L106 219H107V217H111V218L113 217V219L115 218V220L119 221L118 219L121 218V224H122V222L125 220V218H126L125 216H126L127 214L124 216V215L119 214V212H116V211H115L116 213H118V215H115L114 210H112ZM184 211H186V209H185ZM251 211H252V210H251ZM262 211H263V210H262ZM262 211H261V212H262ZM3 212H4V213H5V212H8V209H7V211H3ZM20 212H22V213H20ZM26 212H27V211H26ZM73 212H74V211H73ZM83 212H84V211H83ZM88 212H87V214H89ZM94 212H95V211H94ZM96 212H97V211H96ZM98 212H99V211H98ZM98 212H97V213H98ZM100 212H101V211H100ZM109 212H110V215H111V212H112V215H111V216H110V215L108 216V213H109ZM120 212H121V211H120ZM151 212H152V213H151ZM180 212H181V211H180ZM192 212H193V211H192ZM218 212H220V211H218ZM223 212H224V211H223ZM247 212H245V215L248 216V217L250 218L251 215H249V214H251V213H249V214L247 215ZM257 212H258V213H257ZM263 212H264V211H263ZM263 212H262V213H263ZM4 213H3V215H5ZM9 213H11V211H9ZM13 213H14V212H13ZM13 213H12V214H13ZM18 213H20V215H18ZM36 213H37V211H36ZM36 213H35V214H36ZM53 213H54V212H53ZM56 213H58V212H56ZM59 213H60V215H61V213H62V212H60V209H59ZM59 213H58V214H59ZM65 213H64V214H65ZM75 213H76L77 215H75L74 218H76V216L78 217V213H77V211H75ZM113 213H114V214H113ZM156 213L158 214L157 211H156ZM156 213H155V216H156ZM160 213H161V212H160ZM182 213L184 214V212H182ZM205 213H206V212H205ZM209 213H211V212H209ZM209 213H208V214H209ZM241 213H242V212H240L239 210H238V211H237V210H236V211L233 210V211L230 212V209H229V211H226L224 214L222 213V215L220 216V215H218V213H217V215H216V214H214V212H213L212 214L214 215V217H215V215H216V217H221V220H220V218H219V220H218V219L215 217L216 220H218L220 223H217V222H216V223L214 224V226H211V225L209 224V228H210V226H211V227H212V230H210L211 228H210V229L207 228V229H208V233H210V234L212 233V234H213V232H217V233L219 234L220 231L218 230V228H219L222 224H227V225H228L229 223H231L230 225H232V223H234L235 225L237 224V225L239 226V227H238V228H240L239 231H241L242 233L245 234V233H246V232H245V229H244L243 225H241V224H242L241 222H244V219H245V218L243 219V217H242L243 215H242ZM243 213H244V212H243ZM252 213H253V211H252ZM23 214H25V213H23ZM41 214H39V215H41ZM58 214H57V215H58ZM87 214H86V215H87ZM91 214H93V212H91ZM94 214H96V213H94ZM130 214H131V215H130ZM136 214H137V213H136ZM166 214H167V211H166ZM166 214H165V215H166ZM220 214H221V212H220ZM253 214H254V213H253ZM253 214H252V216H254V217L252 218V221H251V218L248 219V217H246V220H247V219L249 220V222H248V223H249V225H248L249 227H250V223H251V222L254 221V223H255V219H254V218L256 217V215H255V214L253 215ZM263 214H264V213H263ZM263 214L260 213V216L263 215ZM29 215H30V218H31V215H32V214H28V217L26 216L27 219L29 218ZM57 215H56V216H57ZM62 215H63V214H62ZM62 215L59 216V217H62V218H63ZM70 215H71V214H69L68 216H70ZM81 215H83L82 212H81ZM81 215H80V216H81ZM84 215H85V214H84ZM84 215H83V216H84ZM120 215H121L122 217H121ZM205 215H206V214H205ZM241 215H242V216H241ZM0 216H2V211H1ZM13 216H15V215L13 214ZM32 216H34V214H33ZM35 216H36V215H35ZM68 216L66 215L65 221H66V219H67ZM83 216L80 218V220L83 218ZM158 216L161 217L160 214H158ZM158 216H157V217H158ZM183 216L185 217V214H184ZM7 217H8V216H7ZM39 217H40V216H39ZM52 217H53V216H52ZM59 217H58V218H59ZM72 217H73V215H72ZM84 217H85V216H84ZM123 217H125L124 220H122ZM128 217H127V218H128ZM140 217H142V216H140ZM162 217H163V216H162ZM164 217H166V216H164ZM164 217H163V218H164ZM206 217H207V216H206ZM30 218H29V220H30ZM41 218H42V217H40V221H39V222L37 221L39 224H40V222H41ZM45 218H46V217H45ZM58 218L54 217V221H55L56 219H58ZM78 218H79V217H78ZM87 218L89 219L88 216H86V220H87ZM152 218H153V217H152ZM207 218H208V217H207ZM256 218H257V217H256ZM10 219H11V218H10ZM14 219H16V217H15ZM14 219H11V220H12V221H15ZM18 219L20 220V218H17V220H18ZM31 219H32V218H31ZM35 219H36V220L39 219L38 216H37ZM35 219H33L32 221H34ZM50 219H52V218H50ZM72 219H73V218H72ZM83 219H84V218H83ZM83 219H82V220H83ZM96 219H97V218H96ZM96 219H95V220H96ZM154 219H155V221H154ZM202 219H203V218H202ZM242 219H243V220H242ZM259 219H260V218H259ZM0 220H1V222H3L2 219H0ZM8 220H9V219H8ZM8 220H7V221H8ZM29 220H28V222H29ZM77 220H78V219H76V222H75V223L78 222ZM80 220H79V221H80ZM91 220H92V219H91ZM93 220H94V219H93ZM95 220H94V221H95ZM98 220H99V219H97V221H98ZM110 220L112 221V219H108L107 221L110 222ZM151 220L155 222V223L152 222L153 225H155V226L158 225V227H159L160 219L158 220V221H159L158 224H157L156 218H153V219H151ZM162 220H163V219H162ZM162 220H161V221H162ZM164 220H165V219H164ZM164 220L162 221V223L164 222ZM168 220H169V219H168ZM210 220H212V218H211ZM248 220H247V221H248ZM4 221H5V220H4ZM9 221H10V220H9ZM56 221H57V220H56ZM62 221H63V220H62ZM69 221H71V220H69ZM73 221H74V220H73ZM73 221H72V222H73ZM83 221H84V223H85V219H84ZM87 221H88V220H87ZM94 221H93L92 223H91V222H90V223H91V224H94ZM100 221H101V220H100ZM107 221H106V222H107ZM113 221H114V220H113ZM117 221H115V222H117ZM197 221H198V220H197ZM201 221H202V220H201ZM205 221H207V223H209V222H208L209 220H205ZM212 221H213V220H212ZM247 221L244 222V225L247 223ZM18 222H19V221H18ZM58 222H61V221H58ZM67 222H68V220H67ZM67 222H66V224L68 225ZM168 222H169V221H168ZM213 222H215V221H213ZM221 222H222V223H221ZM257 222H258V221H257ZM257 222H256V223H257ZM260 222H262V219H261ZM33 223H34V222H33ZM53 223H54V222H53ZM53 223H52V224H53ZM63 223H64V222H63ZM69 223H70V222H69ZM84 223H81V224H84ZM119 223H120V222H118V224H119ZM124 223H126V221L123 222V224H124ZM144 223H142V224H143V227H144V225H145ZM204 223H205V222H204ZM254 223H253V225H254ZM262 223H263V222H262ZM29 224H31V223H29ZM49 224H51V223H49ZM49 224H48V227H49ZM54 224H55V223H54ZM64 224H65V223H64ZM71 224H72V223H70V225H71ZM79 224H80V223H79ZM81 224H80V226H81ZM97 224H98V223H97ZM109 224H111V222H110ZM137 224H135L136 227H137ZM140 224H141V222H140ZM201 224H203V223H201ZM234 224H233V225H234ZM5 225H6V224H5ZM34 225H37V224H34ZM84 225H85V228H86V234H85L82 230H79V231L77 230V231H78L79 233L82 231L83 236L86 235V236H85L86 238H79V241H77V240L75 239L77 236L74 237V239L71 240L70 245H68L67 243L65 244V245H68V246L66 247V249H65L66 251H64V250H63V252L60 251L61 253L58 254V257H57L56 254H57V250H58L60 247H58V248L56 249V253H54L56 256H54V258H55V257L58 258V259L56 258V259L58 260L57 264H58L59 262H61V263H65V262H66V263H67V262H69V261H73V263H71V264H79V263H80V262H79L80 260H81L82 263H83L84 260H82V259H83L82 257L86 256L85 259L87 260V256H88L87 254H88L89 252H90V256H91L92 253H95V255L92 254L91 257H93V256H97V255H96V252H97V253L99 252V254L102 253V252H104V251L101 250V249H103V247H102V248H101V246L98 247L99 244H95V245H94V244L92 243V242H95V241H93V240H95L96 238H97L96 240H101L100 237H102L103 239H106V242H105V244H106L105 246H106V247H104V249L106 248V254H105L104 256L107 257V258H109L108 261L111 260V258H112V257H115L116 255H117V256L119 255V257H120V256H123V258H124V256H127V255H126L127 251H122V250L124 249L125 244H128V242H129L130 239L128 238V240H124V239L127 238V237L125 236V233H124V232H123L122 234H117V233H116L117 230L115 229V232L113 233V231L110 230V228L107 226L106 223H103V224L100 223V227H99V228H97V226L95 227V224H94V228H95V229L92 228L93 225L90 226V224H89V226H90L91 228H90L89 226H87L88 224H84ZM111 225H112V224H111ZM119 225H120V224H119ZM127 225L129 226V224H127ZM127 225H126V226H127ZM147 225H148V223H147ZM150 225H151V224H150ZM153 225H152L151 228L155 229V228L153 227ZM162 225H163V224H161V227H162ZM188 225H189V224H188ZM188 225H187V226H188ZM195 225H197L196 221H195ZM203 225H204V224H203ZM206 225H207V227H208V224H205V226H206ZM227 225H226V226H227ZM233 225H232V226H233ZM263 225H264V223H263ZM263 225H262V226H263ZM20 226H21V228L23 229V225H20ZM30 226H31V225H30ZM40 226L42 227V223H41ZM43 226H44V225H43ZM50 226H53V225H50ZM57 226H58V225H57ZM61 226H62V225H61ZM71 226H72V225H71ZM71 226H70V227H71ZM122 226H123V225H122ZM130 226H131V225H130ZM145 226H146V225H145ZM165 226L169 227L168 224L164 225V227H165ZM189 226H190V225H189ZM192 226H193V225H192ZM201 226H202V225H200L199 227L201 228ZM223 226H224V225H222V227H223ZM1 227L3 228L2 225H1ZM1 227H0V228H1ZM55 227H56V226H55ZM72 227H73V226H72ZM72 227H71L69 230H71V231H72V230L75 231V230H74L75 227H74V228H72ZM136 227H133L134 230H135ZM140 227H141V229H144V228L142 227V225H141ZM158 227L156 228V230L158 229ZM161 227L159 228V230H160V231H161V229L164 230V227H163V228H161ZM199 227H198V228H199ZM227 227H228V226H227ZM233 227L235 228V226H233ZM253 227H254V226H253ZM6 228H7V226H4V228L2 229V230H3L2 234H4V232H5V233H8L7 231H4ZM12 228H13V227H12ZM21 228H20V229H21ZM24 228H26V227L24 226ZM30 228H31V227H30ZM38 228H39V227H38ZM43 228H45V227H43ZM113 228H115V227H113ZM121 228H122V227H121ZM131 228H132V227H131ZM147 228H148V227H145V229H147ZM189 228H190V227H189ZM189 228H187V229L190 230V231H189L190 233H186V234H184V233H185V230H184V233H183L182 237H179V235H178L179 239H182L181 241H183V243H184V241H185V243H186V242H187V243L189 242L190 244H195V246L193 245L194 248L197 247V245H198V248H199V247H203V249H204V246L207 245V244H205V242L208 241V242H206V243H209V240H210V239L207 238L208 240L205 239L206 241L204 240L205 242L202 243V240H203L204 237H205V232L207 233V230L204 229L205 231L203 230V231H204V232H203L202 229L199 228L198 231L194 230V232H197L198 234H197V233L195 234L194 232L191 234V230L193 231V229H191L192 227H191L190 229H189ZM203 228H206V227L203 226ZM223 228L225 229V226H224ZM236 228H237V227H236ZM238 228H237V230H238ZM245 228H246V227H245ZM10 229H11V228H10ZM14 229H15V228H14ZM14 229H13V230H14ZM33 229H34V228H33ZM35 229H36V228H35ZM49 229H50V228H49ZM55 229L57 230V228H54V230H55ZM65 229H66V228H63V233H64ZM111 229H112V228H111ZM122 229H123V228H122ZM127 229H128V228H127ZM153 229H151V231H152ZM185 229H186V228H185ZM187 229H186V230H187ZM247 229H250V228H247ZM256 229H258V228H256ZM261 229L264 230V227L261 228ZM6 230H7V229H6ZM23 230H24V229H23ZM23 230H22V231H19L18 233H17V231L15 230V231H16V235H23V233H24L23 236H25L26 232L29 231L28 229H27V230L25 229L24 232H23ZM44 230H45V229H44ZM56 230H55L54 232H49V233L46 232L47 234L42 233V234H41L42 236H41L39 239L36 238V239H37V241L35 240L36 243L32 242V240H31L30 243L32 244V246L28 243V246L30 245V246L32 247V248H31V247L29 246V248H31L30 251L34 250V251L36 252V254H34L35 252L32 251L33 254H34L33 256L38 255V256H40V257H42V258L45 259V258H46V255L49 254V251H48V249L50 250L49 247H52V250H53V248L57 247V246H54L53 242L57 243L58 246H59V242L64 241V240H63V237H65V236H64L65 234H64V235L62 234V237H61V236H60L61 234H59L58 231H56ZM67 230H68V229H67ZM67 230H66V231H67ZM84 230H85V229H84ZM132 230H133V229H132ZM134 230H133V231H134ZM139 230H140V228H139ZM167 230H168V229H167ZM188 230H187V231H188ZM217 230H218L219 232H218ZM226 230H227V228H226ZM25 231H26V232H25ZM35 231H36V232H34V233L32 232V233L34 234V235H33V236H34V239H35V237H36V236H35V235H36L35 233H37V230H35ZM45 231H46V230H45ZM45 231H44V232H45ZM47 231H49V230H47ZM71 231H70V232H71ZM73 231H72V232H73ZM77 231H75V233H77ZM124 231H126V230H124ZM142 231H143V230H142ZM142 231H135V232H137V233L139 232L140 234H142V233H141ZM146 231H147V230H146ZM151 231H150V232H151ZM154 231H155V230H154ZM182 231H183V229H182ZM187 231H186V232H187ZM209 231H212V232H209ZM224 231H225V230H224ZM224 231H223V232H224ZM249 231L251 232V230H249ZM249 231H248V233H249ZM257 231H258V230H257ZM259 231H260V230H259ZM259 231H258V235H259ZM39 232H40V231H39ZM41 232H43V231H41ZM41 232H40V233H41ZM135 232H133V233H135ZM148 232H149V231H148ZM150 232H149V233H150ZM157 232H159V231H157ZM162 232H163V231H162ZM166 232H167V231H166ZM180 232H181V231H180ZM199 232H200V234H199ZM226 232H227V231H226ZM229 232H230V231H229ZM241 232H239V233H241ZM12 233L15 234L14 232H12ZM30 233H31V232H30ZM40 233H38V234H40ZM79 233H77V234L79 235ZM82 233H81V234H82ZM144 233H145V232L143 231V234H144ZM155 233H156V232H154L153 235H155ZM160 233H161V232H160ZM160 233H159V236L156 234V235L159 237V239L156 238V239H158V241L161 240V238H163V234H162V233L160 234ZM174 233H175V232H174ZM208 233H207V235H208ZM224 233H225V232H224ZM260 233H261V232H260ZM68 234H71V233H68ZM127 234H131V235H132V233H130V232H128ZM168 234H169V233L167 232V236H168ZM194 234H195V235H194ZM210 234H209V235H210ZM251 234H252V235H251ZM251 234H250V235H251V238H253L252 236H253L254 232L251 233ZM5 235H6V234H5ZM28 235H29V233H28ZM31 235H32V234H31ZM71 235H72V234H71ZM133 235H134V234H133ZM133 235H132V236H133ZM145 235H146V234H144V237H145V239H146L147 236H145ZM150 235H152V232L150 233ZM165 235H166V234H165ZM230 235H231V233H230ZM246 235L248 236L247 233H246ZM246 235H244V236L246 237ZM250 235H249V239H250ZM73 236H74V235H73ZM79 236H81V235H79ZM79 236H78V237H79ZM137 236H139V234H137L135 237H137ZM140 236H141V235H140ZM140 236H139V239L142 237V236H141V237H140ZM180 236H181V234H180ZM216 236H219V235H216ZM256 236H257V235H256ZM261 236H262V234H261ZM7 237H9V236H7ZM12 237H13V235H12ZM14 237L16 238L15 235H14ZM69 237H70V235H69ZM133 237H134V236H133ZM135 237H134V238H135ZM154 237H156V236H154ZM170 237H171V236H170ZM176 237H177V236H176ZM207 237H209V236H207ZM258 237H259V236H258ZM18 238H19V237H18ZM26 238H27V237H26ZM209 238H211V237H209ZM232 238H233V237H232ZM241 238H242V237H241ZM256 238H257V237H256ZM262 238H263V237H262ZM8 239H9V238H8ZM145 239L142 240V242L145 241ZM171 239H172V238H171ZM249 239H247L246 241L248 242ZM24 240H25V237H24ZM26 240H29V239H26ZM26 240H25V241H26ZM134 240H135V239H134ZM136 240H137V239H136ZM140 240H141V239H140ZM146 240H147V239H146ZM148 240H149V239H148ZM166 240H167V239H166ZM166 240L162 239L161 242L164 241V243H166V242H165ZM238 240H239V239H238ZM238 240H237V242H238ZM242 240H244V237H243ZM251 240H256V239H251ZM258 240H259V238H258ZM258 240H257V241H258ZM124 241H126V242L124 243V246H123V245H122V242H124ZM130 241H132V240H130ZM167 241H168V240H167ZM239 241H240V240H239ZM244 241H245V240H244ZM66 242H67V241H66ZM100 242H101V241H100ZM139 242H140V241H139ZM142 242H141L139 245H141ZM149 242H150V241H149ZM149 242H147V243L144 242V243H146V245H145V246H143L144 244L141 245L140 249L142 248V246H143V248H148V245L151 244V242H150V243H149ZM237 242H235V243L233 242V244H237ZM247 242H245V243L247 244ZM251 242H253V241H251ZM258 242H259V241H258ZM50 243H52L53 245H52V244L50 245ZM96 243H97V241H96ZM137 243H138V242H137ZM185 243H184V244H185ZM187 243H186V244H187ZM61 244H62V249H63V246H64V245H63V242H61ZM92 244L94 245V247H92V246H93ZM101 244H102V243H101ZM103 244H104V240H103ZM120 244H121V245H120ZM203 244H205V245L203 246ZM239 244H240V242H239ZM246 244H245V245H246ZM249 244H252V248H253V246H254L253 243H249ZM55 245H56V244H55ZM91 245H92V246H91ZM96 245H97V246H96ZM128 245H129V244H128ZM139 245H138V246H139ZM240 245H241V244H240ZM11 246H12V245H11ZM14 246L16 247L15 244H14ZM53 246H54V247H53ZM103 246H104V245H103ZM122 246H123V247H122ZM207 246H208V245H207ZM221 246H222V245H220V247H221ZM223 246H224V245H223ZM255 246H256V242H255ZM259 246H260V245H259ZM259 246H258V247H259ZM263 246H264V244H263ZM5 247H6V246H5ZM121 247H122V249H121ZM205 247H206V246H205ZM220 247H219V249H221ZM234 247H235V246L233 245V249H234ZM239 247H240V246H238V251H239ZM258 247H257V249H256V247L254 248V249L256 250V251H254V253H252L251 251H249L250 249L245 250L246 253L251 252V253H248V255H249L248 258L250 259L249 262H251V264H253V263L255 264V262H253V260H256V263H257V260H258V261H259V260H260V261H263V260H264V259H261V256H262V255H261V252H262V251H260V248H258ZM9 248H10V247H9ZM9 248H8V250H9ZM11 248H12V247H11ZM33 248H34V249H33ZM95 248H100V249H95ZM132 248H134V246H133ZM143 248H142V252H143ZM206 248L208 249L209 247H206ZM206 248H205V249H206ZM215 248H216V247H215ZM215 248H213V247L211 248V247H210V248H209L210 250H209V251L206 250V251L209 252L210 254H211V253L214 254L215 251H211V249H215ZM4 249H5V251H4V253H5L6 250H7V247L4 248ZM14 249H17V248H14ZM60 249H61V248H60ZM235 249H237V248H235ZM254 249H253V250H254ZM20 250H21V249H20ZM52 250H50V255L53 254V252L55 251V250H53V251H52ZM124 250H125V249H124ZM126 250H128V249L126 248ZM130 250H131V248L128 250V252H131ZM144 250H145V249H144ZM262 250H263V247H262ZM16 251H18V250H16ZM101 251H102V252H101ZM220 251H221V250H220ZM222 251L225 252L224 250H222ZM222 251H221V252H222ZM227 251H230V250H227ZM235 251H236V250H235ZM247 251H248V252H247ZM11 252H12V251H11ZM11 252L9 253V255H7L6 253H5L6 255H5V254H4V255H5V256H8V257H11V255H12V257H13V254H12L13 252H12V253H11ZM51 252H52V253H51ZM91 252H92V253H91ZM132 252H133V251H132ZM136 252H139V253H138L139 255L142 253L141 250H139V251L137 250ZM136 252H135V254H136ZM140 252H141V253H140ZM239 252H240V251H239ZM263 252H264V250H263ZM263 252H262V253H263ZM18 253H19V252H18ZM46 253H48V254H46ZM1 254H2V253H0V256H1ZM24 254H25V253H24ZM103 254H104V253H103ZM123 254H125V255H123ZM131 254H132V253H131ZM212 254H211V255H212ZM221 254H222V253H221ZM229 254H231V252H229ZM234 254L237 255L238 253H234ZM139 255H137L138 258H139V257L141 258V255H140V256H139ZM224 255H226V254H224ZM231 255H233V254H231ZM231 255H230V256H231ZM240 255H241V254H239V256H240ZM246 255H247V254H246ZM263 255H264V253H263ZM43 256H44V257H43ZM100 256H101V258H102V255H99V257H100ZM117 256H116L115 258H116V260L118 261V258H119V257H117ZM8 257H7L6 259H8ZM48 257H50V256H47V260H48ZM99 257H98L97 259L94 258V257H93V258L97 261V260H99ZM232 257H234V256H232ZM237 257H238V255H237ZM1 258L3 259V257H1ZM1 258H0V262H2ZM13 258H14V257H13ZM13 258H12V259H13ZM16 258H17V256H16ZM16 258H15V260H16ZM19 258H20V257H19ZM19 258H18V259H19ZM80 258H81V259H80ZM101 258H100V259H101ZM107 258H106V259H107ZM234 258H235V257H234ZM12 259H10L11 262H12ZM25 259H26V256H25ZM37 259L39 260V262H41V261H40V258L37 257ZM112 259H113V258H112ZM239 259H240V258H239ZM239 259H238V260H239ZM243 259L245 260V258H243ZM10 260H9V261H10ZM52 260H53V262H54V259H52ZM68 260H69V261H68ZM236 260H237V259H236ZM9 261H8V262H9ZM26 261H27V262H26ZM26 261H24V262H25L24 264H26V263L28 264V263H29L28 260H26ZM87 261H88V260H87ZM234 261H235V260H232V262H234ZM239 261H240V260H239ZM11 262H10V263H11ZM13 262L17 264L19 261H16V262L13 261ZM21 262H22V261H21ZM35 262H36V261H35ZM46 262H47V261H46ZM46 262L44 261L42 264H47ZM50 262H51V261H50ZM50 262H49V263H50ZM53 262H52V264H56V262H55V263H53ZM97 262H98V261H97ZM114 262H115V261H114ZM195 262H196V261H195ZM235 262H236V261H235ZM246 262H247V259H246ZM69 263H70V262H69ZM82 263H81V264H82ZM110 263H112V261H111ZM116 263H118V262H116ZM221 263H222V262H221ZM247 263H248V262H247ZM3 264H4V263H3ZM6 264H7V263H6ZM30 264H31V263H30ZM32 264H33V260H32ZM39 264H40V263H39ZM59 264H60V263H59ZM112 264H113V263H112ZM207 264H209V263H207ZM233 264H234V263H233ZM242 264H243V263H242Z\"/></svg>","mask_w":264,"mask_h":264},{"label":"snow or ice","instance_id":"3","mask_svg":"<svg viewBox=\"0 0 264 264\" xmlns=\"http://www.w3.org/2000/svg\"><path fill=\"white\" fill-rule=\"evenodd\" d=\"M261 3H264V0H260Z\"/></svg>","mask_w":264,"mask_h":264}]
</instances>
